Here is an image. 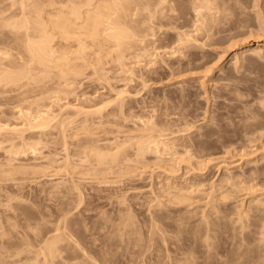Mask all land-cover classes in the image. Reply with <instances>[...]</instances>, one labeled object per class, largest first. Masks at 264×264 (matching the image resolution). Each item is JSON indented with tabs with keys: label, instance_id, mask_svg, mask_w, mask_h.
Wrapping results in <instances>:
<instances>
[{
	"label": "bare ground",
	"instance_id": "1",
	"mask_svg": "<svg viewBox=\"0 0 264 264\" xmlns=\"http://www.w3.org/2000/svg\"><path fill=\"white\" fill-rule=\"evenodd\" d=\"M215 1V2H214ZM220 1V0H219ZM221 1H223L224 2V0H221ZM228 1V0H227ZM230 1H233L232 3H234V4H232L231 2H227L228 4H232L231 6H232V8H233V5L234 6H236L238 3L239 4H242V5H239L241 8H243V12H244V14H245V16H244V14L242 13V11H241V8H239V6H237L238 7V9H240V10H237V8H234L235 10H237V12H241V14L244 16V17H246V16H251L250 14H252L253 12V16H251L250 18H252L251 20L252 21H256L257 23V25L258 24H261L260 26H261V29H263V31H264V0H230ZM237 1V3H235ZM210 2H211V4H210ZM215 3V5L217 6V4H216V2H217V0H0V46H1V48H0V122L2 123V121H5L6 119H7V114H9L10 112H11V108H10V111H9V113H8V111H5V110H7V108L6 107H8L9 108V106L10 105H13L12 107H14V104H15V106H16V108H17V106L18 105H16V103L17 104H20V103H18L19 101H17L16 100V102L14 101L13 103L14 104H9V102H11L12 101V99H22L23 98V101H24V99L26 100V99H28L29 97H28V95H30V94H32L30 97H31V99L34 97H38L40 94H39V92L38 91H40L41 90V94L43 95V97H44V95H45V92L47 91V92H49L48 91V87L50 86V88H51V90L53 89V91H57V89L59 88V90L60 91H62V92H66L67 93V95L70 93V92H72V88H73V91L75 92V90H76V88H77V90H79L78 89V87H80V84H79V86L78 87H76V88H74L73 87V83L75 84L76 82H78L79 83V81H80V79L82 80L83 78H80L79 79V77L83 74L84 76H85V73L84 72H86V70L84 71L83 69V67H85L86 69H87V67H91L90 69H93V68H95V70L93 69V71H95L94 73H97V72H99L100 74H101V72H103V71H107L105 68V70L103 69V68H101L102 66H103V61H102V58L104 57V58H111V57H109V56H112V53L110 54V53H108L110 50H113V51H115L114 52V57L113 58H111V59H115V58H117L116 56H118V60L120 59V63H122L123 61H125V56H126V54L129 52H132V53H134V54H136V56H139V55H141V54H143V57L146 55V57L150 54L149 52H148V55H147V48H149L148 49V51L150 50V48L153 46V45H151V44H153L154 42V44H157L158 46H160V48H162L163 49V35L161 34V35H159V33H160V31H162V29H163V26H165V23L164 22H166V23H171L175 18L177 19V17H178V19L177 20H175V21H173L174 23H172L173 25H169V24H166V25H168V26H165L166 28L168 27H170V26H173L172 27V29L174 28V25H177V24H175V22L176 21H179V19H180V17L182 18V16L181 15H183L184 13H186V14H188L189 12H191L192 13V11L195 13V16L197 17L196 18V20H194L193 19V17H192V15L193 14H191L190 13V15H191V17H190V15L188 16H184L185 18H183V19H185L184 21L181 19V21H183V22H187V20H186V18L188 19L189 18V23H186V24H191L193 21L192 20H194L195 21V23L196 24H200V26H197L195 23H192V24H194L195 26H196V28L197 27H199L200 28V30H198L199 28H197V30H198V33H197V37L198 38H200L199 36L200 35H198L199 34V32L201 31V29L202 30H204L205 29V33H204V35H207L209 32H210V30H211V28L213 29V26L216 24L215 22L217 21V20H219V21H217V24L218 23H220L221 22V24H220V26L221 25H224V26H227L226 24L227 23H229L230 24V26H227V27H232L231 26V23L230 22H232V21H229L228 19L232 16L233 18H234V16H237V17H235V19H232V17L230 18V20L232 19L233 21L234 20H236V23H234L233 22V27L232 28H235L236 26H239L240 28L241 27H244L243 28V31L245 32V31H247V30H245V28H248L247 26L245 27L244 26V24L241 22V20H240V22H237V18H238V16L240 15V14H238V13H235V14H231V12L229 11H225L224 9H227L226 7L224 8V9H222V8H220V9H222V11L220 10V9H218L219 7H217V9L218 10H220L219 12H220V14H221V12L222 13H227V15H231L230 17L228 16V18L227 17H225L224 15L225 14H223L221 17L223 18V16L225 17V18H227V20L226 21H228V22H225L224 20L225 19H219V13H217L218 12V10H217V14L216 15H218V17H216V15L214 14V16H213V12L215 13V11L216 10H214V9H211V7L213 6V7H215V5H213V3ZM218 3V2H217ZM225 3H226V1H225ZM211 5V6H210ZM224 5V4H223ZM227 6H229V5H227ZM212 7V8H213ZM216 8V7H215ZM229 8H230V6H229ZM209 9L211 10V13H208V12H210L209 11ZM173 10H174V12H173ZM212 10H213V12H212ZM228 10V9H227ZM229 10H231V9H229ZM235 10H234V12H235ZM251 10L253 11L252 13H251ZM167 11H169L168 13H167ZM180 11H181V13H180ZM225 11V12H224ZM170 12H173V14L174 13H176V12H179V13H176V14H178V15H172ZM180 14V15H179ZM212 14V15H211ZM236 14H238V15H236ZM176 16V17H175ZM243 16H241V17H243ZM256 18H255V17ZM216 19H214V18ZM240 17V16H239ZM253 18H255L254 20H253ZM190 19H191V23H190ZM243 19V18H242ZM257 19V20H256ZM220 20H223V21H220ZM248 20H249V18H248ZM248 20H246V23H248L247 21ZM167 21H169V22H167ZM197 21V22H196ZM200 22V23H199ZM211 22V23H210ZM224 22V24H222ZM251 22V21H250ZM177 23V22H176ZM179 24H181V22L179 21L178 22ZM210 23V24H209ZM213 23V24H212ZM239 23V24H238ZM245 23V24H246ZM254 22H252V23H250V24H253ZM178 24V25H179ZM186 24H183V25H181V28H183V27H187L188 25H186ZM191 24V25H192ZM211 24L213 25V26H211ZM216 24V25H217ZM228 24V25H229ZM235 24H236V26H235ZM240 24H241V26H240ZM242 24H243V26H242ZM256 24H254V26H256L255 27V30H257L258 31V29L260 30V27H259V25L257 26ZM178 25L176 26V27H178ZM185 25V26H184ZM205 25H208L209 26V29L207 28L208 26H205ZM183 26V27H182ZM193 26V25H192ZM207 28H205V27ZM248 26H249V23H248ZM251 26H253V25H250V28H248V30L250 31V32H252V31H255V30H253L252 29V27ZM253 26V27H254ZM164 27V31L162 32V33H164V32H166V28ZM180 27V26H179ZM189 27V26H188ZM204 29H203V28ZM215 27V26H214ZM217 27V26H216ZM216 27L213 29V31H214V35L215 36H217V37H219L218 35H216V34H218L219 32V30L218 29H216ZM222 27V28H221ZM221 27H219L220 29H221V31H222V29H223V26H221ZM227 27H225V30H223L224 32H229V29L227 28ZM257 27H259V28H257ZM263 27V28H262ZM171 28V27H170ZM169 28V29H170ZM194 28V27H193ZM192 28V29H193ZM196 28H194V29H196ZM218 28V27H217ZM231 28V29H232ZM257 28V29H256ZM171 29V30H172ZM190 30H191V28H189ZM226 29H228V31L226 30ZM230 29V30H231ZM235 29H237V27L235 28ZM252 29V30H251ZM175 30H177V29H174V31L173 32H175ZM179 30V29H178ZM188 30V29H187ZM190 30H189V32H190ZM196 30V31H197ZM216 30H217V32H216ZM233 30V29H232ZM242 30V29H241ZM238 31L239 33H241V35H239V36H244V35H242L244 32L243 31ZM192 31H194V30H192ZM196 31H194L195 33H196ZM212 31V30H211ZM212 31V32H213ZM236 31V30H235ZM234 30H233V33H231L232 35H228V36H238V32L236 33V34H234V32H235ZM249 31L247 32L248 34H249ZM261 32V33H263L262 35H261V33H260V39L258 40V42L256 41V45H250V44H248L249 46H247L246 47V49H245V53L246 54H248V55H246V56H249V55H251V54H253V55H255L256 53H260V51H263V54H264V32ZM181 32V31H180ZM216 32V33H215ZM256 32V31H255ZM253 32L254 34H256V38H257V36L259 37V35H257L260 31H258V33L256 32ZM56 34V35H59V40H60V42L62 41V43L60 44V42L57 44L58 45V47H57V49L59 48V46L60 45H63L62 47H60V52L61 53H59L58 54V52L59 51H56L55 50V45H53V42L56 40V36L54 37L53 35L54 34ZM158 33V35H159V39H160V36H161V45L157 42L156 43V41H158V37H156V36H153V35H156ZM167 33V35H168V32H166ZM177 33V32H176ZM179 33V32H178ZM188 32H186V34H187ZM200 33H202V31L200 32ZM246 33V32H245ZM244 33V34H245ZM246 33V34H247ZM179 34H181V33H179ZM190 34V33H189ZM193 34V33H192ZM212 35H213V33H211ZM210 33L208 34V37L207 36H204L203 34H201L202 36H204V38L205 37H207V39H205V41H206V43L208 42V38H209V43H210V41H211V44H213V42L215 43H217L218 41L217 40H215L214 41V39L216 38L214 35L212 36ZM219 34H222V32L221 33H219ZM227 34V33H226ZM229 34H230V32H229ZM247 34V35H248ZM152 35V37H150ZM178 35V34H177ZM210 35L212 36V37H210ZM247 35H245L246 36V38L248 37H250V35L249 36H247ZM181 36H183L181 39L182 40H184L183 42H184V48L185 49H187V47H185V45H187L188 47H189V43H191L192 41V39H190V40H188L189 38H187V41L189 42H187L185 39V37H187L188 36V34H187V36H185V34L183 35V34H181ZM196 36V35H195ZM237 36H236V38H237ZM244 36V37H245ZM61 37V38H60ZM150 37V38H149ZM155 37V38H154ZM164 37H167V36H164ZM174 37L175 36H173V37H171L173 40H174ZM189 37H191V36H189ZM226 37V36H225ZM243 37V38H244ZM254 37V39H255V36L253 35L252 37H251V39ZM53 38H54V40H53ZM151 38H154V39H157V40H152ZM170 38V37H169ZM168 38V39H169ZM177 38V37H176ZM198 38H194V40H196L197 41V39ZM202 39H204L203 37H201ZM211 38V39H210ZM239 38V37H238ZM242 38V39H243ZM201 39V40H202ZM219 39H221V38H219ZM218 39V40H219ZM223 39V38H222ZM229 39V38H228ZM227 39V40H228ZM233 39V38H232ZM245 39V38H244ZM250 39V38H249ZM160 40H159V42H160ZM167 40V38H165V42L166 43H169V42H167L166 41ZM181 40V41H182ZM200 40V41H201ZM224 40H226V39H224ZM226 40V41H227ZM238 40V39H237ZM239 40H240V38H239ZM247 40V39H246ZM175 41V40H174ZM176 41H177V39H176ZM178 41H180V40H178ZM186 41V42H185ZM195 41V42H196ZM203 41V40H202ZM204 41V42H205ZM223 41V40H222ZM225 41V42H226ZM240 41H242V40H240ZM153 42V43H152ZM164 42V43H165ZM227 42H229V40L227 41ZM234 42H235V39H234ZM233 42V43H234ZM238 42V41H237ZM176 43V42H175ZM180 43V42H179ZM182 43V42H181ZM180 43V47H182L183 45ZM194 43V42H193ZM208 43V44H209ZM224 42H222L221 44H223ZM54 44H55V42H54ZM75 44H78L77 46L75 45ZM172 44V43H171ZM189 44V45H188ZM203 43L201 42V45H202ZM220 44V45H221ZM225 44V43H224ZM151 45V46H150ZM168 46H169V44H167ZM191 45H194V44H191ZM198 45V44H197ZM201 45H199V47H197V48H200L201 47ZM206 45V44H205ZM210 45V44H209ZM236 45V44H235ZM72 46H75V47H73L74 49L75 48H77V50H75L76 52H72V51H69L70 49L69 48H71V50H73L72 49ZM157 46V47H158ZM162 46V47H161ZM165 46V45H164ZM176 46V45H175ZM175 46H173V47H175ZM211 46V45H210ZM215 46V45H214ZM217 46V45H216ZM234 46V45H233ZM232 46V44H231V46H227V48L228 47H233ZM241 46V45H240ZM243 46V45H242ZM89 47H91V48H89ZM153 47H155V45L153 46ZM156 47V48H157ZM167 47V46H166ZM180 47H179V50H180ZM213 47V46H212ZM244 47V46H243ZM2 48H5V49H3V50H1ZM61 48H64V49H61ZM88 48L90 49V51H88ZM159 48V47H158ZM168 48V47H167ZM172 48V47H171ZM211 48V47H210ZM217 48V47H216ZM218 48H221V47H218ZM226 48V49H227ZM239 48V47H238ZM162 49H160V50H162ZM175 49V48H174ZM177 49V48H176ZM136 50V51H135ZM137 50H138V52L140 51V50H142L143 51V53H139L138 54V52H137ZM151 50H154V49H151ZM170 50V49H169ZM168 50V51H169ZM172 50H173V48H172ZM182 50H183V47H182ZM181 50V51H182ZM188 50V49H187ZM190 50H191V48H190ZM190 50H188V52L190 51ZM195 50V49H194ZM201 50H203V48L201 49ZM228 50H229V48H228ZM239 50H240V48H239ZM238 50V51H239ZM244 50V49H243ZM242 50V51H243ZM135 51V52H134ZM157 51H158V49H157ZM156 51V49H155V52H157ZM167 51V52H168ZM196 51H199V50H196ZM71 52V53H70ZM117 52V53H116ZM127 52V53H126ZM154 52V51H153ZM159 53L161 52V51H158ZM176 52V51H175ZM179 52V51H178ZM187 52V51H186ZM185 52V53H186ZM205 52V51H204ZM204 52L202 51L201 53H203V55H204ZM236 52V51H235ZM107 53L109 54L108 56H107ZM166 53V52H165ZM181 53V52H180ZM184 53V52H183ZM194 52L192 51V54H193ZM196 54H198L197 52H195ZM195 53H194V55H195ZM206 53H208V52H206ZM240 53V52H239ZM239 53H237L238 54V56H239ZM243 54H244V52H242ZM106 54V56H104ZM116 54H118V55H116ZM125 54V55H124ZM131 54V53H130ZM133 54V55H134ZM163 54V53H162ZM162 54H161V56H162ZM172 54V53H171ZM171 54H170V56H171ZM174 54V53H173ZM173 54H172V57H176V56H173ZM213 54V53H212ZM242 54V55H243ZM116 55V56H115ZM153 55V54H152ZM151 55V56H152ZM168 55V54H167ZM175 55V54H174ZM179 56H180V54H178ZM181 55H182V53H181ZM187 55V54H186ZM185 54H184V58H185V56H186ZM190 55V54H189ZM189 55H187V60H188V57H190ZM199 56L201 55L202 56V54H198ZM206 55V54H205ZM204 55V56H205ZM234 55H236V54H234ZM233 55V56H234ZM241 55V54H240ZM245 55V54H244ZM243 55V56H244ZM90 56H92V58L90 57ZM127 56H129V54H127ZM126 56V57H127ZM135 56V55H134ZM157 56V55H156ZM160 56V55H159ZM179 56H178V58H179ZM195 56H197V55H195ZM207 56H210V54L208 53L207 55H206V57ZM212 56V55H211ZM217 56V55H216ZM219 56V55H218ZM243 56H239V60H241V62L243 61V63H244V58H245V56H244V58H243ZM124 57V58H123ZM140 57V56H139ZM143 57H142V59H143ZM146 57L144 58L145 60H147L146 59ZM163 57V56H162ZM194 57V56H193ZM192 56H191V60H192V62H193V59H195V57L193 58ZM220 57V56H219ZM258 57V58H257ZM264 57V56H263ZM262 57V58H263ZM104 59V61H106L105 63L106 64H108L109 62H108V59ZM130 58V57H129ZM128 57H127V63H129L130 62V60H129V62H128V59H129ZM131 58H132V56H131ZM136 58H138V57H136ZM156 57H154L153 59H155ZM169 58V57H168ZM181 58H182V56H181ZM181 58H180V60H181ZM193 58V59H192ZM204 58V57H203ZM208 58V61H209V58L210 57H207ZM206 58V59H207ZM212 58V57H211ZM210 58V60H212ZM216 58V57H215ZM235 58H236V56H235ZM240 58H242V59H240ZM254 58H257V60L259 59V56H257V54H256V56L254 57ZM253 57L251 58V60L253 61V60H255ZM111 59H109V60H111ZM122 59H124L123 61H122ZM139 59V58H138ZM148 59H150V58H148ZM166 59V58H165ZM177 59V58H176ZM185 59V60H186ZM136 60V59H135ZM141 60V59H140ZM162 60H164L163 58H162ZM161 60V61H162ZM168 60H170V59H168ZM174 60V59H173ZM191 60H190V63H191ZM201 60H203V59H201ZM201 60H200V64H201ZM218 60V59H217ZM260 60V59H259ZM262 60V59H261ZM116 61V60H115ZM122 61V62H121ZM125 61V62H126ZM150 61H151V59H150ZM152 61H154V60H152ZM158 61V60H157ZM157 61L155 62V63H157ZM167 61V60H166ZM170 61H172V60H170ZM169 61V62H170ZM178 61H179V59H178ZM182 61H183V59H182ZM195 61V60H194ZM203 61H207V60H203ZM238 62V60H237V58H236V60H235V62ZM252 61H250V63L252 62ZM124 62V63H125ZM138 62V61H137ZM136 62V63H137ZM162 62H164V63H166L165 61H162ZM168 62V63H169ZM175 62V61H174ZM188 63H189V61H187ZM186 62V63H187ZM198 62H199V60H198ZM219 62V61H218ZM234 62V64L232 65V66H234V70L233 71H235L236 72V70L237 69H235V66H236V64L237 63H235ZM256 62V61H255ZM258 62V61H257ZM261 62V61H260ZM263 62H264V60H263ZM263 62H261V63H263ZM104 63V64H105ZM111 63H112V61H111ZM118 63H119V61H118ZM117 63V64H118ZM119 63V64H120ZM123 63V64H124ZM131 63H132V61H131ZM131 63H129V66H130V64ZM135 63V62H134ZM140 63H141V61H140ZM160 63V62H159ZM177 64H178V62H176ZM187 63V64H188ZM193 63H195V62H193ZM206 63V62H205ZM209 63V62H208ZM214 63H216V59H215V61L213 60V64ZM243 63H241V64H243ZM246 63V62H245ZM250 63H247V64H250ZM254 63V62H253ZM253 63H252V65H253ZM260 63V64H261ZM116 64V62H115V65H117ZM119 64H118V66H119ZM123 64H121V65H123ZM142 64V63H141ZM141 64H139V65H141ZM146 64H150V63H146ZM152 64V63H151ZM161 64V63H160ZM169 64H171V63H169ZM172 64H173V62H172ZM182 64H184V63H182ZM198 64V63H197ZM211 64V63H210ZM238 64H240V62L238 63ZM247 64H246V66H247ZM256 64L257 63H254V65L256 66ZM110 65V64H109ZM108 65V66H109ZM112 65V64H111ZM121 65H120V67H121ZM164 65V64H163ZM162 65V66H163ZM165 65H167V66H169L168 64H165ZM164 65V66H165ZM179 65V64H178ZM186 65V64H185ZM190 66H192L193 65V67H194V64H189ZM199 65V64H198ZM203 65V64H202ZM201 65V66H202ZM205 65H207V64H205ZM212 65V64H211ZM217 65V64H216ZM251 65V64H250ZM264 65V64H263ZM87 66V67H86ZM107 66V65H106ZM114 66V65H113ZM128 66V67H129ZM143 66H144V64H143ZM147 66V65H146ZM154 66V65H153ZM156 66V65H155ZM159 66V65H158ZM161 66V65H160ZM159 66V67H160ZM161 66V67H162ZM173 66V65H172ZM175 66H176V64H175ZM179 66H181V65H179ZM209 66V65H208ZM212 66H215V65H212ZM232 66H230V67H232ZM242 66V65H241ZM261 66V65H260ZM93 67V68H92ZM103 67H105V65L103 66ZM116 67V66H115ZM138 67V66H137ZM142 67V66H141ZM170 68H171V66H169ZM168 67V68H169ZM181 67H184L185 68V66H181ZM197 67V66H196ZM199 67V66H198ZM210 67V66H209ZM244 67V66H243ZM250 67H252V66H250ZM254 67V66H253ZM262 67V66H261ZM260 67V68H261ZM57 68V69H56ZM100 68H101V70H103V71H101L100 70ZM111 68H113V67H111ZM122 68H123V66H122ZM132 68V67H131ZM153 68V67H152ZM177 68H179V67H176V69ZM188 68V67H187ZM211 69H212V67H210ZM226 68V67H225ZM228 68V67H227ZM237 68V67H236ZM40 69H41V71H43V70H45L44 71V73L46 72V74H45V76H44V73L42 74L43 75V77H41L40 76V74L38 75L40 78H37L38 76L37 75H35V74H37V72L38 71H40ZM56 71H55V70ZM99 71H98V70ZM117 69H119V68H117ZM127 69V68H126ZM135 69V68H134ZM139 69V68H138ZM141 69H145V67L144 68H141ZM149 69V68H148ZM154 69H155V67H154ZM153 69V70H154ZM164 69V68H163ZM162 69V70H163ZM186 69V68H185ZM199 69H201V68H199ZM204 69H206L205 67H204ZM203 69V70H204ZM231 69V68H230ZM232 69H233V67H232ZM239 69H240V67H239ZM238 69V70H239ZM254 69V68H253ZM259 68H257V70H258ZM261 69H264L263 67L261 68ZM261 69H259V70H261ZM35 70H36V72H35ZM38 70V71H37ZM111 70V69H110ZM114 70H115V68H114ZM131 70V69H130ZM136 70V69H135ZM134 70V71H135ZM156 71L157 70H159V69H155ZM167 70V69H166ZM172 69H170V71H171ZM173 70H175V69H173ZM180 70H181V68H180ZM193 70V69H192ZM198 70V69H197ZM210 70V69H209ZM208 70V72H210ZM228 70H229V68H228ZM256 70V69H255ZM256 70V71H257ZM258 70V71H259ZM84 71V72H83ZM90 71V70H89ZM89 71L86 73V74H88L89 73ZM112 71V70H111ZM123 71V70H122ZM137 71H139V70H136L135 72H137ZM141 71H143V70H141ZM145 71V70H144ZM152 71V70H151ZM150 71V72H151ZM155 71V72H156ZM169 71V72H170ZM182 72H183V70H181ZM186 71V70H185ZM184 71V73L183 74H185V73H187V75H188V73L189 72H185ZM190 71V70H189ZM202 71V70H201ZM241 71V70H240ZM242 71H243V73H244V70L242 69ZM241 71V72H242ZM247 70H245V72H246ZM249 71H250V68H249ZM251 71H252V68H251ZM255 71V72H256ZM264 71V70H263ZM263 71H261L262 73H264ZM91 72V71H90ZM108 72V71H107ZM107 72H103V73H107ZM114 72V71H113ZM118 72V71H117ZM120 72V71H119ZM133 72V68H132V70H131V73ZM134 72V73H135ZM146 72H147V70H146ZM161 72V71H160ZM176 72V74L175 75H177L178 73V71L176 70L175 71ZM192 72V71H191ZM205 74H206V72L205 71H203ZM212 72V71H211ZM224 72V71H223ZM232 72V71H231ZM230 72V73H231ZM235 72H233V73H235ZM239 72V71H238ZM240 72V73H241ZM260 72V71H259ZM39 73V72H38ZM93 73V72H92ZM102 73V74H103ZM110 73V72H109ZM112 73V72H111ZM130 73V71H128V74ZM141 73H143V72H141ZM154 73V72H153ZM156 73H158V72H156ZM161 73H163V72H161ZM166 73H167V71H166ZM192 73H194L195 74V72H194V70H193V72ZM247 73V72H246ZM252 73V72H251ZM251 73H250V75H251ZM262 73H260V75L262 74ZM100 74H96V75H99L100 77H103L104 75H100ZM137 74H138V72H137ZM145 73H143V74H138V75H144ZM147 74V73H146ZM149 74V73H148ZM152 74V73H151ZM165 73H163L162 74V78H163V75H164ZM182 74V73H181ZM182 74V75H183ZM193 74V75H194ZM199 74V73H198ZM197 74V75H198ZM202 74V73H201ZM208 74H210V73H208ZM228 74H229V72H228ZM239 73H237V75H234V76H237V77H239V75H238ZM253 74H254V71H253ZM91 75H93V74H91ZM90 75V76H91ZM107 75L109 76V74L107 73ZM106 75V76H107ZM115 75V74H114ZM117 75V74H116ZM122 75H123V73H122ZM131 75V74H130ZM156 75H158V74H156ZM156 75L154 76V77H156ZM169 75H171L170 73H169ZM178 75H180V74H178ZM177 75V76H178ZM191 75V74H190ZM244 75V74H243ZM246 75H248V74H246ZM256 75V74H255ZM263 75V74H262ZM261 75V76H262ZM36 76V77H35ZM94 76H95V74H94ZM105 76V77H106ZM132 76V75H131ZM133 76H136L135 74L133 75ZM147 76V75H146ZM167 76H168V73H167ZM174 76V75H173ZM173 76H171V77H173ZM186 76V75H185ZM184 76V77H185ZM220 76V75H219ZM226 76V75H225ZM224 76V77H225ZM229 75H227V77H228ZM233 76V74H232V77H234ZM242 76V75H241ZM249 76V75H248ZM257 76H258V74H257ZM82 77V76H81ZM86 77V76H85ZM93 77V76H92ZM98 77V76H97ZM137 77V76H136ZM144 77H145V75L142 77L143 79H144ZM166 77V76H165ZM164 77V78H165ZM170 77V78H171ZM204 77V76H203ZM244 77V76H243ZM242 77V78H243ZM251 77V76H250ZM250 77H248V78H250ZM253 77V76H252ZM260 77V76H259ZM107 78V77H106ZM124 78V77H123ZM146 78V77H145ZM148 78H150V77H148ZM147 78V79H148ZM158 78V77H157ZM156 78V79H157ZM183 78V77H182ZM205 78V77H204ZM258 78V77H257ZM263 78H264V76H263ZM65 81V86L63 87V89L64 90H61V88H62V84L63 83H61V81H63V80ZM99 79V78H98ZM104 80H103V83H105L104 81H107V80H105V78H103ZM110 79V78H109ZM136 79H138L139 80V78H136ZM143 79H141V80H143ZM147 79L145 80V82L147 81ZM154 80H155V78H153ZM166 79H167V77H166ZM177 79V78H176ZM179 79H180V77H179ZM228 79V78H227ZM236 79H238V78H236ZM247 79V78H246ZM259 79H261L260 81H258ZM259 79H256L258 82H254L255 84H254V87L256 86V88H257V84L256 83H258L259 84V87H260V89H262L263 87H264V81L262 80V78L260 77ZM86 80H88V79H86ZM97 80V79H96ZM115 80V79H114ZM119 80V79H118ZM129 80H131V79H129ZM134 80H135V77H134ZM150 80V79H149ZM148 80V81H149ZM158 80H162V79H159L158 78ZM172 80V79H171ZM174 80V79H173ZM201 80H203V79H201ZM200 80V81H201ZM241 80V79H240ZM243 80V79H242ZM245 80V79H244ZM243 80V82H245ZM36 81H37V83H36ZM39 81H41L40 82V84H39V86H37V84L39 83ZM52 83H51V82ZM54 81H56L55 83L56 84H53L54 83ZM59 81H60V83H61V88L60 87H57V89L56 88H52V86H54V87H56L57 86V84L59 83ZM83 82H88V81H85V79L84 80H82ZM81 81V82H82ZM91 81H92V79H91ZM100 81H102V80H100ZM113 81V80H112ZM137 81V80H136ZM147 81V82H148ZM167 81H168V79H167ZM170 81V80H169ZM194 81H196V80H194ZM234 81V83H235V86H237V84H238V86L239 87H241L240 86V83H236V81L235 80H233ZM251 81V80H250ZM47 82H48V84H47ZM83 82H82V86H84V84H83ZM95 83H97L96 81H94ZM122 82V81H121ZM133 82H135V81H133ZM138 82H140V81H138ZM146 82V83H147ZM150 82H152L151 80H150ZM165 82V81H164ZM179 82V81H178ZM183 82V81H182ZM227 82L229 83V82H231V80L229 81V80H227ZM238 82H240V81H238ZM34 83V84H33ZM36 83V84H35ZM51 83V84H50ZM59 83V84H60ZM107 84H108V86H109V81L108 82H106ZM130 83V82H129ZM131 83H132V81H131ZM136 84H137V82H135ZM141 83V82H140ZM143 83H144V81H143ZM160 83V82H159ZM192 83V82H191ZM200 83V82H199ZM202 83V82H201ZM204 83V82H203ZM202 83V84H203ZM206 83V82H205ZM208 83V82H207ZM221 83V82H220ZM226 83V82H225ZM246 83H248V81L246 82ZM252 83V82H251ZM87 84H89V83H87ZM87 84H86V86H87ZM102 84V83H101ZM112 84V83H111ZM134 84V83H133ZM133 84H132V86H133ZM136 84H135V86H136ZM171 84V83H170ZM179 84V83H178ZM231 84V83H230ZM245 84V83H244ZM36 86V88L38 87L39 88V90L37 89L36 91L38 92V96L36 95V96H33V94L35 93L36 94V91H34V90H32V89H30V88H33L32 86ZM94 86H95V84H94ZM165 86H166V84H165ZM187 86H188V84H187ZM186 86V87H187ZM190 86H191V84H190ZM196 86H197V83H196ZM200 86H201V84H200ZM200 86L198 87V89L200 88ZM203 86H204V84H203ZM224 86H225V84H224ZM229 86V84H227V86L226 87H228ZM235 86H233V89H234V87ZM248 86H249V84H248ZM27 87V89L26 90H24L25 88ZM89 87V86H88ZM93 87V86H92ZM92 87H90V88H92ZM99 87V86H98ZM103 87V86H102ZM106 87V86H105ZM104 87V88H105ZM110 87V86H109ZM112 87V86H111ZM131 87V86H130ZM139 87V86H138ZM141 87V86H140ZM143 87V86H142ZM146 87V86H145ZM175 88H176V86H174ZM178 87V86H177ZM202 87V86H201ZM215 87H216V83H215ZM219 87V86H218ZM243 87V86H242ZM246 88H247V86H245ZM251 86H249V88H250ZM35 88V87H34ZM33 88V89H34ZM49 88V89H50ZM96 88V87H95ZM113 88H115L114 86L111 88V90L113 91ZM129 88V87H128ZM128 88H127V90H128ZM135 88V87H134ZM150 89H151V87H149ZM149 88H148V90H149ZM180 88V87H179ZM193 88V87H192ZM229 88H230V86H229ZM252 88V87H251ZM45 89V90H44ZM55 89V90H54ZM75 89V90H74ZM80 89H81V87H80ZM87 89V88H86ZM89 89V88H88ZM97 89V88H96ZM108 89V88H107ZM106 89V90H107ZM118 89V88H117ZM126 89V88H125ZM133 91H136V90H134L133 88H131ZM144 89V88H143ZM174 89V88H173ZM184 89H185V87H184ZM191 89V88H190ZM219 89H221L220 87H219ZM232 89V90H233ZM243 89H245V88H243ZM255 89V88H254ZM260 89H259V91H260ZM264 89V88H263ZM23 90V91H22ZM43 90V91H42ZM76 90V91H77ZM81 90H84V88H82ZM81 90H79L80 92H81ZM90 90V89H89ZM131 90V91H132ZM139 90H141L140 88H139ZM154 90V89H153ZM157 90V89H156ZM155 90V91H156ZM176 90V89H175ZM174 90V91H175ZM187 90V89H186ZM197 90V89H196ZM200 90V89H199ZM203 90V89H202ZM215 90V89H214ZM229 90V89H228ZM235 91L233 92V91H231L234 95H236L235 93L236 92H238V90H239V88H238V90L236 91V89H234ZM241 90V89H240ZM257 90V89H256ZM256 90H254V91H256ZM31 91H32V93H31ZM56 91H55V93H56ZM59 91V92H60ZM98 91V90H97ZM96 91V92H97ZM108 91V90H107ZM124 91V90H123ZM130 90H129V93L131 92ZM138 91V90H137ZM142 91V90H141ZM143 91H146V93L148 92L147 90H143ZM160 91V90H159ZM165 91V90H164ZM181 91V89L179 90V92ZM190 91V90H189ZM192 91V90H191ZM198 91V90H197ZM196 91V92H197ZM201 91V90H200ZM205 91V90H204ZM213 91V90H212ZM226 91H227V88H226ZM245 91V90H244ZM246 91H252V90H246ZM262 91H264V90H262ZM15 92V96H13L14 94L13 93ZM18 93V95H17V93ZM46 92V94H50V93H47ZM52 92V91H51ZM80 92H79V94H80ZM86 92V91H85ZM85 92H83L84 94H85ZM114 92V91H113ZM112 92V93H113ZM125 92H126V90H125ZM128 92V91H127ZM183 92V91H182ZM185 92H187V91H184V93ZM195 92V93H196ZM199 92V91H198ZM220 92V91H219ZM218 92V93H219ZM222 92V91H221ZM224 92V91H223ZM242 92V91H241ZM241 92H238V94L239 93H241ZM258 92V90L255 92V93H257ZM8 93L10 94V95H12V97L11 96H7L8 95ZM12 93V94H11ZM44 93V94H43ZM53 93V92H52ZM55 93H53V94H55ZM73 93V92H72ZM78 93V92H77ZM101 93H103V92H101ZM105 93V92H104ZM107 93V92H106ZM105 93V94H106ZM115 93H118V94H120L119 93V91H116ZM124 93V92H123ZM148 93H150V92H148ZM158 93V92H157ZM201 93V92H200ZM200 93H198V94H200ZM231 93V95H233ZM56 94H58V91H57V93ZM60 95H61V93H59ZM104 94V95H105ZM114 94V93H113ZM122 94V93H121ZM127 94V93H126ZM145 94V93H144ZM153 94H154V91H153ZM159 94V93H158ZM173 94V93H172ZM181 94V93H180ZM179 94V96H181ZM183 94V93H182ZM244 93L242 92V95L240 94V100L242 101L243 100V98L242 97H244L245 99L244 100H246V97H245V94H247V93H245L244 95H243ZM248 94H250V93H248ZM247 94V95H248ZM262 94V95H261ZM41 95V96H42ZM70 95H71V93H70ZM69 95V96H70ZM101 95V94H100ZM124 95V94H123ZM145 95H147V94H145ZM149 95V94H148ZM161 95V94H160ZM175 95V94H174ZM187 95H188V92H187ZM204 95V94H203ZM206 95V94H205ZM217 95H219V94H217ZM228 95V94H227ZM246 95V96H247ZM257 95H259V94H257ZM260 95L262 96H259V99H260V97H261V99L260 100H262L261 102L262 103H260V100L257 98V99H255L257 102H259L260 103V105L261 104H263L264 103V99H263V93H260ZM33 96V97H32ZM48 96H52V95H48ZM47 96V97H48ZM54 96V95H53ZM57 96V95H56ZM82 97H83V95H81ZM86 96H88V95H86ZM101 97V96H99V95H96V97ZM111 96V95H110ZM129 96V95H128ZM168 96V95H167ZM170 96V95H169ZM185 96V95H184ZM197 96V95H196ZM208 96V95H207ZM212 96V95H211ZM236 96H239V95H236ZM242 96V97H241ZM249 96H251V95H248V97ZM27 97V98H26ZM50 97L48 98V99H50ZM55 97V96H54ZM61 97V96H60ZM65 97H68V96H65ZM64 97V98H65ZM74 97V96H73ZM75 97H77L76 95H75ZM105 97V96H104ZM107 97V96H106ZM111 97H113V96H111ZM111 97H109V99L111 98ZM117 97V96H116ZM115 96H114V98H116ZM122 96L120 95L119 96V98H121ZM125 97H127V95L125 96ZM152 97V96H151ZM165 97V96H164ZM183 97V96H182ZM186 97H188V98H190L189 96H186ZM185 97V98H186ZM198 97H200L199 95H198ZM201 97L203 98V96L201 95ZM234 98H235V96H233ZM41 97H39V99H40ZM46 97H44L43 98V100H46L45 99ZM63 98V97H62ZM62 98H60V99H62ZM69 98V97H68ZM67 98V99H68ZM89 98V97H88ZM113 98V99H114ZM132 98H133V96H132ZM138 98V97H137ZM153 98V97H152ZM168 98V97H167ZM188 98H186V99H188ZM194 98H195V100L197 99L196 97H193V101H194ZM228 98V97H227ZM239 98H237L238 100H239ZM30 99V98H29ZM35 99H38V98H35ZM52 99V98H51ZM79 99V98H78ZM84 99V98H83ZM83 99H81V100H83ZM96 99V98H95ZM101 99H103L102 97H101ZM108 99V98H107ZM122 99H124V97H122ZM122 99H120V100H122ZM126 99V98H125ZM128 99H129V97H128ZM142 99V98H141ZM148 99V98H147ZM166 99V98H165ZM171 99V98H170ZM178 99H180V98H178ZM182 99V98H181ZM191 99H192V97H191ZM206 99H209V98H207L206 97ZM42 100V98L39 100L40 102H44V101H41ZM53 100V99H52ZM81 100H79V101H81ZM88 100V99H87ZM87 100H84V101H87ZM110 100H112V98L110 99ZM117 100V102H118V98L116 99ZM115 100V101H116ZM127 100V99H126ZM130 100H131V98H130ZM153 100H155V99H153ZM153 100L151 101V103H150V101H149V103L150 104H152V102H153ZM172 100H174L173 98H172ZM183 100V99H182ZM198 100V99H197ZM201 100V99H200ZM199 100V101H200ZM231 100H232V98H231ZM235 100V99H234ZM237 100V101H238ZM247 100H249V98L247 99ZM259 100V101H258ZM21 101V100H20ZM23 101H21V102H23ZM31 101V100H30ZM38 101V100H37ZM50 101V100H49ZM55 101V100H54ZM66 101V100H65ZM72 101H73V98H72ZM77 101V100H76ZM103 101V100H102ZM105 101V106H106V102H107V100H104ZM132 101L134 102V100L132 99ZM135 101H138V100H135ZM142 101H143V99H142ZM145 101L146 100H144V103H145ZM164 101H166V100H164ZM163 101V102H164ZM168 102H169V104L172 102H170L169 100H167ZM175 101H176V98H175ZM179 101V100H178ZM187 101V100H186ZM222 101V100H221ZM226 101V100H225ZM236 101V100H235ZM241 101H239V103L241 102ZM255 101V102H256ZM25 102V101H24ZM35 102V101H34ZM71 102V101H70ZM75 102V100L73 101V103ZM87 102H89V101H87ZM91 102V101H90ZM98 102H100V98H99V100H98ZM116 102V103H117ZM124 102V101H123ZM127 102V101H126ZM126 102H124L125 104H126ZM140 102V101H139ZM157 102V101H156ZM160 102V101H159ZM162 102V101H161ZM160 102V103H161ZM162 102V104H166V102L165 103H163ZM174 102V101H173ZM205 102V101H204ZM228 102V101H227ZM6 103H8L7 105H5V106H3L4 104H6ZM12 103V102H11ZM27 103V102H26ZM29 103V102H28ZM39 103V102H38ZM47 103V102H46ZM63 103V102H62ZM81 103H85V102H81ZM95 103H96V101H95ZM103 103V102H102ZM101 103V104H102ZM112 103V102H111ZM114 103V102H113ZM121 102H118V104H120ZM124 103L123 104H120L121 106L123 105L124 106ZM129 102H127V104H128ZM132 103V102H131ZM137 102H135V104H134V106L135 105H137L136 104ZM141 103V102H140ZM139 103V104H140ZM147 103H148V100H147ZM147 103H145V104H147ZM158 103V102H157ZM156 103V104H157ZM176 102H174V103H172V104H175ZM182 103H185V106H186V102H182ZM193 103V102H192ZM191 103V104H192ZM197 103H199V102H197ZM233 103H236V102H234L233 101ZM238 103V102H237ZM243 103V102H242ZM247 103V102H246ZM24 104V103H23ZM22 104V105H23ZM29 104H34V105H36V103H29ZM39 104H41V103H39ZM48 104H50V103H48ZM68 105H69V103H67ZM88 104V103H87ZM87 104H82V105H84V107L87 105ZM91 103H89L88 105H87V107L90 105ZM99 104V103H98ZM138 104V105H139ZM142 104V103H141ZM150 104H148V106L150 105ZM177 105L179 104V102H177L176 103ZM188 104H189V101H188ZM196 103H194V104H192L193 105V108H195L194 107V105H195ZM204 104V103H203ZM245 104V103H244ZM244 104H241L242 106H243V109H244V107H245V105ZM250 104H251V106H250ZM249 104V106L251 107V108H254V107H252V104H253V106H256V104H254V103H250ZM28 104H26L25 106L26 107H28L27 106ZM43 105V104H42ZM46 105V104H45ZM51 105V104H50ZM61 105V104H60ZM59 105V106H60ZM82 105H80V106H82ZM92 105V104H91ZM120 105H118V106H120ZM131 105V104H130ZM163 105V106H164ZM167 105V104H166ZM180 105V104H179ZM223 105V104H222ZM230 105H233L232 104V101H231V104ZM247 105H248V103H247ZM247 105H246V107H247ZM258 105L259 104H257V107L255 108L256 110H257V108H261L262 106H264V104L263 105H261V106H259L258 107ZM2 106L3 107H5V108H2ZM21 106V105H20ZM25 106H23V107H25ZM41 106V105H40ZM47 106H49V105H47ZM53 106H55V103H54V105ZM56 106H57V104H56ZM58 106V107H59ZM62 106H64V104L62 105ZM66 106V105H65ZM65 106H64V109H65ZM70 106V105H69ZM68 106V107H69ZM93 106H95V105H93ZM101 106V105H100ZM102 106H104V104H102ZM115 106V105H114ZM127 106V105H126ZM132 106H133V104H132ZM145 106V105H144ZM158 106V105H157ZM157 106H155L154 105V107H157ZM162 106V107H163ZM176 105H174V107H175ZM195 106H197V104L195 105ZM200 106V105H199ZM202 106V105H201ZM237 106V105H236ZM239 106H240V104H239ZM25 107V108H26ZM31 107H33L32 105H30V109H31ZM43 107H44V105H43ZM68 107H67V109H68ZM84 107H82V108H77V107H75V106H72V107H70L69 108V110H67L66 109V111H69V112H66L67 114H69V113H71L70 115H75V113H76V115L78 114V115H80V118L82 117V116H86L85 118H86V121L88 120V119H90V117L92 118L93 116L95 117L96 115H99L98 113H100L101 112V114L103 115L104 113L102 112V110H103V107H102V109H101V107L100 108H96V109H93V110H83V108ZM86 107V108H87ZM109 107V106H108ZM107 107V108H108ZM113 107V106H112ZM112 107H110V108H112ZM131 107V106H130ZM138 107V106H137ZM146 107H147V105H146ZM145 107V108H146ZM152 107H153V105H152ZM162 107H160V104H159V108H162ZM169 107V106H168ZM168 107H166V109L168 108ZM172 107V106H171ZM178 108H180L179 106H177ZM177 107H176V112H179V111H177ZM181 107H183V105L181 106ZM198 107V106H197ZM205 107H207V106H205ZM224 107V106H223ZM222 107V108H223ZM250 107H247L246 109H247V111H248V108H250ZM29 108V107H28ZM46 108H48V107H46ZM45 108V109H46ZM56 108V107H55ZM71 108H72V110H75L76 109V111H71ZM85 108V109H86ZM92 108V107H91ZM105 108V107H104ZM107 108H105V110H106V113H107ZM120 108V107H119ZM119 108H117V110L119 111ZM122 108V107H121ZM124 108V107H123ZM158 108V107H157ZM185 108V107H184ZM190 108H191V105H190ZM189 108V109H190ZM208 108V107H207ZM218 108V107H217ZM225 108V107H224ZM228 108V107H227ZM242 108V107H241ZM263 108L264 107H262V109H260L259 111L257 110L256 112H255V109H253L252 111H251V109L249 110L251 113L253 112L254 114H253V116H251L250 117V115H252V114H246L247 113V111L245 110V111H243V109H242V112L244 113L245 112V114H243V115H245L246 117H248L247 115H249V118H250V121H249V118L248 119H246L245 117V119H246V121H245V119L244 120H241L240 119V121L238 122L237 120L239 119L238 117V119L237 120H235V122L237 121L238 122V124H236V125H241L244 121L246 122L245 124V126L244 127H242V129L240 130V131H235V129L233 128V131L231 132V133H229L228 134V136H227V143L225 144L226 146H228V147H226L225 145V147L226 148H229L230 147V149H232V147L234 146V148L235 149H237V148H241L242 150L243 149H245L244 147H246V146H248V144L249 143H251V144H249V147L250 146H252L253 144H254V142L255 143H257V145H255L256 146V148L254 149H252L251 150V148L253 147H251L250 148V150L247 148V149H245V150H241L242 152H247L248 150L250 151V152H252V151H254V150H256L257 151V156L255 157V153H250L249 151V154L252 156V155H254V159L253 160H251V161H247L246 163H247V165H248V167L249 166H253L252 168H247L246 166H245V168L244 167H241V170H239L240 172H235V171H231L230 169H225L224 170V176H222L223 178H222V180L223 179H225L223 182L222 181H220L219 183H220V186L223 184L224 185V183L226 184L223 188H222V186H221V188L219 187V185H217L219 188H220V190H218L217 189V187H215L216 186V184L214 185L213 183H211L212 185H210L209 183H207V184H209L210 185V187L209 188H206V184H205V176H202L200 179L198 178V174L196 175V176H194L195 178L193 179L194 181H190V180H185V179H183L184 178V174L182 175L183 176V178L181 179V181H179L180 180V177H179V175H178V179L177 178H175V177H173L174 179H170V178H172V177H169V179L166 181L167 183H169V181L171 182V183H173V184H167V183H163L164 184V186L167 184L168 186H166V187H164V188H166V193L165 192H163V193H165L164 194V196H166V197H164V198H167L166 199V201L164 200V198L161 196V194H160V196L163 198V200H162V198L160 197V200L159 199H156L157 197V195L155 196V199H156V202L157 201H159L158 203H157V207L155 206V204H154V206L156 207V209H157V211H158V209L159 208H161V209H159L160 211L157 213V211H156V209H155V211L153 212V211H151V212H153L154 213V215L152 214V213H150L151 214V216L149 217L148 216V220H150V221H147V220H145V221H147L146 222V224L148 223V222H151V223H149V224H147L148 226H149V228H150V230L148 229V227H146V228H144V231L143 230H141V229H139V231H138V228L137 227H134V225H133V223L136 221L137 222V218H136V220L135 221H132L131 219L130 220H128L130 217L128 216H125V214H124V217H127L128 219V221L129 222H125V224L122 226V228L125 226V228H124V230L122 231V228L121 227H117V225L118 226H121V225H119L118 223H116L117 225H115L117 228H115V230L116 229H118V230H120V228H121V230H120V233H118V231H116L115 233L113 232V235H112V232L111 231H109V233H108V237H111V235L113 236V237H111V239L112 238H114L115 240H114V242L113 241H111L110 240V238L108 239V237H107V234H106V236L105 237H107V239H108V241L110 240V242L109 243H105V242H103V243H105V245H108L109 247H111V248H109L108 246H106L107 247V249L109 248V249H113V246H114V249L116 248V253H117V255H112V253L110 252V254L112 255V256H110L109 255V251H111V250H105L106 249V247L104 246V247H102L101 246V249L102 250H100V251H103V249L107 252L108 251V253H106L105 252V254L103 253V255L106 257V259L109 257H111L112 258V261L110 260V263L112 262L113 264L117 261L118 263H120L121 262V259L123 260V257H125L126 255L127 256H130V258H135V256H132V255H130L131 253H132V249L131 248H129V246L131 247V245L130 244H128V248L129 249H131V250H128V252H131L130 254L126 251L127 249L125 248V246H123L125 243L124 242H126V236L127 237H129L130 238V240H132L133 239V237H131V236H139V237H141V238H139V239H143V236H145V235H147V233H146V231H147V229L149 230V234H150V236H149V234L147 235V236H145V239H143V240H141V241H139V239L138 240H136L135 238H134V247H136L137 246V248H133L134 250H133V252H137L138 251V248L140 249H142V253H143V251H144V249L146 250L147 249V245L149 246V244L150 243H152L150 246L151 247H153L154 246V244L156 243H159L158 245H161V246H154L153 247V249L152 248H150V247H148V249L147 250H149L148 251V253H149V255H148V253H144L145 255L147 254L149 257H150V260L149 259H147V261L149 260L150 261V263H151V256H150V254H152L151 252H157V251H154V250H157L158 248L157 247H160L162 250H158V252L160 251L161 253H160V255H163L164 253H162V251L164 250V248H165V250L167 249V252H169V254L167 253V255H165L164 254V256L163 257H161V258H164L163 260L162 259H159V254L157 253V254H155L156 256H157V260L159 259L160 260V264L162 263V264H164V262H167L166 264H168V262L169 263H173V264H264V190H262V188L264 189V111H261V110H263ZM5 109V110H4ZM18 109H19V107H18ZM17 109V110H18ZM21 109V108H20ZM36 109V108H35ZM43 109V108H42ZM41 109V110H42ZM60 109H61V106H60ZM60 109L58 108V110L60 111ZM126 109H127V107H126ZM133 109H135V108H132V110ZM146 109H148V108H146ZM154 109V108H153ZM153 109H152V111H153ZM156 109V108H155ZM165 109V108H164ZM170 109V108H169ZM173 110H174V108H172ZM186 109V108H185ZM185 109H184V111H185ZM192 109V108H191ZM197 109V108H196ZM195 109V110H196ZM200 109V108H199ZM202 109H203V106H202ZM238 109V108H237ZM240 109V108H239ZM15 110V109H14ZM26 110V109H25ZM28 110V109H27ZM47 110H49V109H47ZM57 110V109H56ZM109 110H111V109H109ZM115 110H116V107H115ZM128 110L130 111L131 109L129 108V105H128ZM128 110H127V112H128ZM157 110V109H156ZM156 110H154V111H156ZM160 110V109H159ZM171 110V109H170ZM188 110V109H187ZM194 110V111H195ZM40 111V110H39ZM55 111V110H54ZM62 111H63V109H62ZM65 111V110H64ZM104 111V110H103ZM117 111V112H118ZM143 111V110H142ZM145 111V110H144ZM144 111H143V113H144ZM150 111V110H149ZM162 111H164V110H162ZM172 111V110H171ZM181 111H183V110H181ZM207 111V110H206ZM219 111V110H218ZM222 111V110H221ZM225 111V110H224ZM248 111V112H249ZM4 112H6L5 114H6V118H5V114H3ZM12 112H13V110H12ZM17 112V111H16ZM15 112V113H16ZM32 112V111H31ZM43 112V111H42ZM46 112V111H45ZM48 112V111H47ZM73 112V113H72ZM109 112V111H108ZM122 114L124 113L123 112V110L122 111H120ZM120 112H119V114H120ZM127 112H125V113H127ZM131 112V111H130ZM134 112V111H133ZM151 112V111H150ZM175 112V113H176ZM188 112V111H187ZM190 112V114H191V111H189ZM189 112H188V114H189ZM197 112H200V111H197ZM202 112V111H201ZM201 112L199 113V114H201ZM204 112V111H203ZM226 112V111H225ZM236 113H237V110L235 111ZM234 112V113H235ZM238 112L240 113L241 112V110H238ZM241 112V113H242ZM14 113V112H13ZM12 113V114H13ZM36 113H37V109H36ZM49 113V112H48ZM60 113H62L61 111H60ZM65 113V114H66ZM106 113H105V115L104 116H106L107 117V115H106ZM112 114L111 115H113V112H111ZM124 113V115H126ZM132 113V112H131ZM158 113V112H157ZM161 113V112H160ZM169 113H171V112H169ZM174 113V112H173ZM172 113V114H173ZM193 113V112H192ZM195 113H196V111H195ZM208 113H209V111H208ZM226 113H228V112H226ZM236 113L234 114V115H236ZM2 114H3V117L5 118V120H4V118H3V120H2ZM11 114V113H10ZM9 114V115H10ZM20 114V113H19ZM23 114H25V113H23ZM32 114V113H31ZM51 114H52V111H51ZM66 114V115H67ZM81 114H84V115H81ZM101 114H100V116H101ZM109 116H110V114L109 113H107ZM116 115H117V113H115ZM135 114H137V113H135ZM134 114V115H135ZM150 114V113H149ZM153 114V113H152ZM161 114H163V112L161 113ZM181 114H183V113H181ZM187 114V113H186ZM194 114V113H193ZM198 113H197V115H199ZM16 115V114H15ZM20 115H22V114H20ZM27 115V114H26ZM29 115H30V113H29ZM29 115H27V116H29ZM33 115V114H32ZM46 115V114H45ZM48 115V114H47ZM55 115V114H54ZM58 115V114H57ZM62 115H64V114H62ZM134 115L132 114V116L134 117ZM147 116H148V118H149V116L150 115H148V114H146ZM146 115H144L145 117H146ZM154 115V114H153ZM165 115H167V112H166V114ZM170 115V114H169ZM168 115V118L170 117ZM174 115H176V114H174ZM173 115V116H174ZM179 115V114H178ZM192 115V114H191ZM195 115V114H194ZM193 115V116H194ZM197 115H195L196 117H197ZM201 115H203V114H201ZM200 115V116H201ZM204 115H205V113H204ZM203 115V116H204ZM228 115V114H227ZM233 115V114H232ZM240 115H242V114H239V115H237V116H240ZM10 116H12V115H10ZM9 116V117H10ZM23 116V115H22ZM25 116V115H24ZM35 116V115H34ZM42 116V115H41ZM53 116V115H52ZM61 115H58V116H54L55 118L56 117H60ZM89 116V118H87ZM114 116V115H113ZM119 116H121V114L119 115ZM138 116V115H137ZM156 115H154V117H155ZM158 116V115H157ZM162 116H164V115H162ZM187 116V115H186ZM206 116H207V114H206ZM231 116V115H230ZM33 117V116H32ZM46 117V116H45ZM49 118H50V116H48ZM53 117V118H54ZM62 117V116H61ZM65 117V116H64ZM64 117H62V119L64 118ZM69 117H71V116H69ZM73 117V116H72ZM72 117H71V119H72ZM75 117V116H74ZM77 117V116H76ZM93 117V118H94ZM97 117V116H96ZM105 117V118H106ZM122 117V116H121ZM129 117H130V115H129ZM153 117V116H152ZM159 117H161V115L159 116ZM165 117V116H164ZM181 117L183 118V116L181 115V116H178V118H180L181 119ZM185 117V116H184ZM188 117V116H187ZM189 117H191V116H189ZM188 117V118H189ZM208 117V116H207ZM206 117V118H207ZM211 117V116H210ZM209 117V118H210ZM226 117V116H225ZM224 117V118H225ZM234 117V116H233ZM14 118H17V117H14ZM21 118V117H20ZM25 118L27 119V117L25 116ZM29 118V121H27V123H29V122H31V120H30V118L31 117H28ZM54 118V119H55ZM67 118H68V116H67ZM85 118H84V120H85ZM102 118H104V117H102ZM113 118V117H112ZM124 118H125V116H124ZM137 118V117H136ZM158 118V117H157ZM165 118H167V117H165ZM175 118V117H174ZM188 118H183L184 119V121H186L187 122V120L186 119H188ZM198 118V117H197ZM232 118V117H231ZM241 118V117H240ZM12 119V118H11ZM18 119V118H17ZM35 119V118H34ZM37 119V118H36ZM40 119V118H39ZM43 119H44V117H43ZM50 119H52V118H50ZM50 119H48V120H50ZM61 119V120H62ZM66 118H64V120H65ZM75 119V118H74ZM82 119V118H81ZM108 119V118H107ZM118 119H120L119 117H118ZM144 119V118H143ZM146 119V118H145ZM144 119V120H145ZM153 119V118H152ZM189 119H191L192 120V118H189ZM193 119H195L196 120V118L194 117ZM204 119V118H203ZM214 119V118H213ZM235 119H236V117H235ZM23 120H24V118H23ZM22 120V121H23ZM28 120V119H27ZM47 120V118H45L44 120H39L40 122L39 123H41L40 124V127L41 128H39V129H43V131H44V127H42V125H45V126H47L48 124V121ZM60 120V119H59ZM63 120V121H64ZM69 121H70V119H68ZM68 120H66L65 121V123L67 124L69 121ZM111 120V119H110ZM132 120H134V119H132ZM142 120V119H141ZM143 120V121H144ZM149 120V119H148ZM148 120H146V123H147V121ZM156 120V121H155ZM159 120H160V118H159ZM159 120L158 119H154V122H159ZM163 120V121H162ZM164 120L165 121H167L166 119H163V117H162V119H161V122H162V124H160V122H159V124H160V126H157L158 124L157 123H154V125L155 124H157V125H155V126H157V127H155V126H153V124L151 125V127H150V125H149V129H151L152 127H154V128H156V131H155V129L153 130V129H151V131L149 130V129H147L148 131L145 133L144 132V128H143V132L144 133H142L143 135L142 136H140V137H142L141 139H143L140 143L139 142H137V144L135 143L136 141V139H134L133 140V136L135 135H133L132 137H130V139H129V136L128 137H125V138H128L129 139V141H131V140H133V141H135L134 143V145L136 146V148H138V149H136V148H134L135 150H133V148L132 147H134V146H132L131 144L132 143H130L129 145L131 146H127L126 144L128 143V140L126 139V141H127V143L126 144H124V145H126L127 147V149L122 145V143L120 144H118V145H122V147H119V148H117V147H115V148H117L116 149V151H114L115 153L113 154V153H109L110 155H111V157H110V159H112V162H114L113 160H115L116 161V159H117V161L119 162V161H121L122 160V162H123V160H124V157H125V159L126 158H128L129 157V153H132V150L133 151H135V152H137V151H139V154L138 153H136V156H137V154H138V158H139V156H141V158H140V160H144V158H145V160H146V154H144V153H146V152H154L155 151V147H157L159 150H157L156 152H158V151H160V149L162 150L166 145H167V138H166V142L165 141H163V137L161 136V134H160V132L161 133H163L159 128L160 127H164ZM170 120H172V119H170ZM200 120H202V118L200 119ZM200 120L199 119H197L196 121H199L200 122ZM229 121H227V122H230V119H228ZM232 120V119H231ZM7 121H9V118L7 119ZM6 121V122H7ZM21 121V120H20ZM34 121V120H33ZM36 121H38V120H36ZM43 121V122H42ZM51 121V120H50ZM73 121H75V120H73ZM90 121H91V119H90ZM95 121H97V119L95 120ZM100 121V120H99ZM98 121V122H99ZM102 121V120H101ZM153 121V120H152ZM169 121V120H168ZM178 121V120H177ZM180 121H183L182 119L180 120ZM183 121V122H184ZM193 121V120H192ZM195 121V122H196ZM207 121V120H206ZM217 121V120H216ZM216 121H213V123H212V125L214 124V122H216ZM243 121V122H242ZM6 122H5V124H6ZM11 122V121H10ZM10 122H8L9 123V125H10ZM13 122V121H12ZM44 122H46V123H44ZM54 122H55V120H54ZM58 121H56V123H57ZM72 122V121H71ZM82 122V121H81ZM84 122V121H83ZM104 122H106V121H104ZM109 122H113V121H109ZM115 122H117V121H115ZM119 122H120V120H119ZM118 122V125L121 123H119ZM174 122V121H173ZM185 122V123H186ZM190 122V121H189ZM188 122V123H189ZM195 122H193V123H195ZM203 122V121H202ZM232 122H233V120H232ZM242 122V123H241ZM4 123V122H3ZM2 123V124H3ZM24 123H26V122H24ZM34 123V122H33ZM52 123H53V121H52ZM51 123V124H52ZM56 123H54V124H56ZM62 123V121L60 122V124ZM70 123V122H69ZM73 123V122H72ZM76 124H78L77 123V120H76V122H75ZM75 123H73V124H75ZM86 123V122H85ZM87 123H89L88 121H87ZM86 123V124H87ZM93 123V122H92ZM102 123V122H101ZM123 123V122H122ZM121 123V124H122ZM130 123V122H129ZM134 123V122H133ZM137 123V122H136ZM135 123V124H136ZM143 123H145V121L143 122ZM146 123H145V125H146ZM150 123V122H149ZM148 123V124H149ZM168 122H165V125L167 124ZM176 123V122H175ZM178 123V122H177ZM176 123V124H177ZM224 123H225V121H224ZM234 123V122H233ZM233 123H232V125H233ZM240 123V124H239ZM4 124V125H5ZM15 124H16V122H15ZM31 124V123H30ZM53 124V125H54ZM66 124H64L63 123V125L65 126ZM75 124V125H76ZM81 124V123H80ZM109 124V123H108ZM114 124V126H115V124L116 123H113ZM140 124H142V123H140ZM168 124H170V121H169V123ZM172 124V123H171ZM184 124V123H183ZM187 124V123H186ZM196 124V123H195ZM199 124V123H198ZM209 124V123H208ZM228 125H230L231 126V128L233 127L232 125H231V123L229 124V123H227ZM8 125V124H7ZM6 125V126H7ZM12 125V124H11ZM33 125H37L38 126V124H33ZM68 125V124H67ZM71 125V126H70ZM70 125H69V127H72V124L70 123ZM79 125V124H78ZM82 125V124H81ZM88 125V124H87ZM94 125V124H93ZM92 125V127H94ZM95 125L96 126H99L100 124H96L95 123ZM117 125V124H116ZM129 125V124H128ZM134 125V124H133ZM162 125V126H161ZM180 125H182V124H180ZM188 125V124H187ZM186 125V126H187ZM197 125V124H196ZM204 125V124H203ZM217 125H218V123H217ZM13 126V125H12ZM15 126V125H14ZM26 126H28V131L29 130H31V126L30 125H28V124H26ZM52 126V125H51ZM55 126V125H54ZM61 125H59V123H58V127L59 128H61L60 127ZM90 126V125H89ZM103 127H104V124L102 125ZM107 126H111V124H109V125H107ZM141 126V125H140ZM147 126V125H146ZM175 126V125H174ZM179 126V125H178ZM177 126V127H178ZM209 126V125H208ZM213 126H215V124L213 125ZM212 126V127H213ZM226 126V125H225ZM243 126V125H242ZM1 127V126H0ZM10 127V126H9ZM53 127V126H52ZM56 127V129H57V125L55 126ZM63 127V126H62ZM65 127H67V126H65ZM85 127V125L83 126V128ZM91 127V126H90ZM101 127V126H100ZM99 127V128H100ZM120 127V126H119ZM139 127V126H138ZM166 127V126H165ZM171 126H169V128H170ZM183 127V126H182ZM189 127V126H188ZM205 127V126H204ZM210 127H211V125H210ZM216 127V126H215ZM3 128H6V127H3ZM2 128V129H3ZM13 127H10V130L12 129ZM24 127H22V129H23ZM27 128V127H26ZM30 128V129H29ZM36 128V127H35ZM50 128V127H49ZM68 128V127H67ZM74 128H75V126H74ZM78 128V127H77ZM82 128V126L80 127V129ZM86 128V127H85ZM89 128V127H88ZM109 129H110V132H112L111 131V129L114 131V127H108ZM114 128V129H113ZM124 128H127V126H125ZM129 128H131V126L129 127ZM134 128V127H133ZM133 128H131V129H133ZM141 128V127H140ZM168 130H170L168 127H166ZM166 128H164V129H166ZM174 128V127H173ZM172 128V129H173ZM184 128V131H185V127H183ZM192 128H194L193 127V125H192V127H191V129ZM200 128H202V127H200ZM199 128V129H200ZM214 128V127H213ZM224 128V127H223ZM226 128V127H225ZM228 128H230V127H228ZM236 128V127H235ZM17 128H13L12 130H16ZM20 129V128H19ZM34 128H32V130H33ZM38 128L37 129H34L35 131L36 130H39ZM73 128H71V130H72ZM79 129V130H80ZM91 129V128H90ZM89 129V130H90ZM96 129V130H95ZM95 129H92L93 131H89V130H87L86 132L85 131H83L82 130V132L84 133L85 132V134H87L86 136H88L87 138H86V136L84 135V134H82L81 136H85L84 137V142L86 143V144H88V142L90 143L91 142V140L92 141H94V142H91V144L93 143V144H95V145H98V147H99V144H96L95 142H97L98 140H96V139H98V137H96L95 135V131H97V129L98 128H95ZM102 129V128H101ZM118 129V128H117ZM122 128H119L118 130L120 131ZM128 129V128H127ZM136 129V128H135ZM158 129V130H157ZM162 129V128H161ZM178 129V128H177ZM180 129H181V127H180ZM188 129H190V128H188ZM219 129V128H218ZM220 129H222V128H220ZM227 129V128H226ZM1 130V129H0ZM21 130V129H20ZM20 130H16V132H18L19 133V131ZM24 130H26L25 128H24ZM51 130V129H50ZM54 130V129H53ZM58 130H60V129H58ZM63 130V129H62ZM77 130V129H76ZM84 130H86V129H84ZM99 130V129H98ZM104 130L106 131V130H108V129H105L104 128ZM117 130V131H118ZM124 130V129H123ZM160 130V131H159ZM168 130H165V132H167ZM214 130H217V129H214ZM258 130H261V131H263L262 133H260V131H258ZM6 131V130H5ZM40 131V130H39ZM57 131V130H56ZM61 131V130H60ZM68 131V130H67ZM66 131V132H67ZM70 131V130H69ZM75 131V130H74ZM103 131V130H102ZM104 131V132H105ZM122 131V130H121ZM126 131V130H125ZM128 131V130H127ZM138 131V130H137ZM149 131H150V133L152 134V136H151V134H150V136H149V141H147L148 143L150 142V140H151V138L150 137H156V138H154V139H157L158 138V134H155V133H157V131H158V133H159V137H160V139L158 138V140H154L153 138V140H154V142L156 141V145L153 147L154 148V150L153 151H151L150 150V148L152 147L151 146V144H148V143H146L145 142V140L146 139H144V138H147L148 139V135H146L145 136V134H147V133H149ZM164 131V130H163ZM171 131H173V130H171ZM181 131V130H180ZM192 131V130H191ZM197 131H198V129H197ZM211 131H213V129L211 130ZM217 131H219V130H217ZM216 131V132H217ZM222 131H224V130H222ZM256 131H258V133L256 132ZM3 132V131H2ZM7 132H8V134L10 133H13V132H10V131H8L7 130ZM20 132H22V131H20ZM31 132V131H30ZM47 132V131H46ZM55 132V131H54ZM65 132V131H64ZM71 132V131H70ZM69 132V133H70ZM73 132V131H72ZM71 132V133H72ZM80 132V133H79ZM75 131V133H76V135L78 134L79 136H80V134L82 133L81 132V130L80 131ZM93 134H95V135H93ZM95 132V133H94ZM98 132V131H97ZM107 132V131H106ZM130 132H132V131H130ZM129 132V133H130ZM178 132H179V130H178ZM181 132H183V129H182V131ZM187 132V131H186ZM214 132V131H213ZM228 132V131H227ZM15 133V132H14ZM17 133V134H18ZM22 133H26L27 134V132H22ZM39 133V132H38ZM37 133V134H38ZM41 133H42V131H41ZM51 133V132H50ZM63 133V132H62ZM69 133H67L68 134V136L69 137H73V136H70L69 135ZM101 133V132H100ZM115 133H117V132H115ZM126 133V132H125ZM134 133H136L135 132V130H134ZM138 134H140L141 132H137ZM168 133V132H167ZM167 133H165L166 135H167ZM170 133V132H169ZM168 133V134H169ZM185 133V132H184ZM189 133H190V131H189ZM219 135H220V131L219 132H217ZM226 133V132H225ZM256 133H257V136H255L256 135ZM5 134V133H4ZM7 134V133H6ZM20 134V133H19ZM36 133L34 134V136L35 135H37ZM44 134H45V132H44ZM53 134H55V133H53ZM52 134V135H53ZM58 134L59 133H57V135L56 136H58ZM110 134V133H109ZM127 134V133H126ZM125 134V135H126ZM132 134H133V132H132ZM137 134V135H138ZM156 135V136H153V135ZM164 134V133H163ZM174 134V133H173ZM172 134V135H173ZM176 134V133H175ZM175 134L173 135L174 137H175ZM209 134V133H208ZM212 134V133H211ZM210 134V135H211ZM218 134L216 135V137L218 136ZM259 134V135H258ZM0 135H3L2 133L0 134ZM12 135V134H11ZM10 135V137H12ZM13 135H15V134H13ZM21 135H23V134H20V136ZM31 135H33V134H31ZM63 135V134H62ZM66 135V134H65ZM73 135V134H72ZM92 135L96 138H94V140H93V138H92ZM100 135H102V134H100ZM103 135H105V134H103ZM106 135H108V133L106 134ZM112 135V134H111ZM115 135H117V134H115ZM118 135H120V134H118ZM122 135V134H121ZM177 135V134H176ZM182 135V134H181ZM223 135V134H222ZM249 135H253V136H250L249 137ZM5 136V135H4ZM2 137V139H4L5 140V138L7 137V135H6V137ZM19 136V135H18ZM19 136V137H20ZM27 136H28V134H27ZM30 136V135H29ZM46 136H47V134H46ZM48 136L49 137H46V139H49L50 138V135L48 134ZM113 136H114V134H113ZM145 136V137H144ZM164 136V135H163ZM183 136V135H182ZM186 136H188L187 134H186ZM193 136V135H192ZM200 136V135H199ZM204 136V135H203ZM207 136V139H208V137L209 138H211V140H212V138L214 137V138H216L215 137V134L213 135V137H212V135H211V137L210 136H208V135H206ZM224 136H226V135H224ZM223 136V137H224ZM22 138H23V136H21ZM25 137V136H24ZM31 137V136H30ZM33 137V136H32ZM36 137V136H35ZM37 137H40L39 135L37 136ZM42 137V136H41ZM61 137V136H60ZM74 137H76V136H74ZM83 137L81 138V139H83ZM89 137H90V139H89ZM114 137H116V136H114ZM139 136H138V138H140ZM163 139H162V138ZM165 137V136H164ZM168 138H169V136H167ZM195 137V136H194ZM17 138V140L18 139H21V138H18V137H16ZM27 138H29V137H27ZM34 138V137H33ZM43 138V137H42ZM45 138V137H44ZM65 138V137H64ZM85 138L88 140H90V141H87V140H85ZM105 138V137H104ZM104 138H102V139H104ZM111 138V137H110ZM117 138V137H116ZM121 138V137H120ZM124 138V137H123ZM123 138H121V139H123ZM132 138V139H131ZM135 138V137H134ZM136 138H137V136H136ZM172 138V137H171ZM176 141H178V137L176 136ZM186 137H184V139H185ZM190 138V137H189ZM219 137H217V139H218ZM226 138V137H225ZM7 139V138H6ZM31 139V138H30ZM52 139V138H51ZM59 139V138H58ZM66 140H68V138L66 137L65 138ZM100 139V138H99ZM113 139V138H112ZM111 139V140H112ZM120 139V140H121ZM175 139V138H174ZM181 139V138H180ZM192 139V138H191ZM198 139H200V138H198ZM203 139V138H202ZM216 139V140H217ZM1 140V139H0ZM3 140V142H5ZM17 140H16V142H17ZM25 140V139H24ZM45 140V139H44ZM61 140H62V137H61ZM101 140V139H100ZM105 140H106V138H105ZM105 140L104 141H102L103 143L105 142ZM125 140V139H124ZM123 140V141H124ZM137 140H140V139H137ZM169 140V139H168ZM187 140V139H186ZM194 141H196L195 139H193ZM214 140V139H213ZM219 140H221L222 141V139H221V136H220V139ZM2 141V140H1ZM12 141H14V143L16 144V145H19L18 147H20V143H22L23 145H24V143L25 142H27V141H22V142H20V143H16L15 142V140L13 139ZM11 141V139L9 140V142L11 143L12 142ZM74 141V140H73ZM82 141V142H83ZM108 141V140H107ZM113 141H116V140H113ZM112 141V142H113ZM125 141V142H126ZM170 141V140H169ZM175 140H173V142H174ZM176 141L174 142L175 144H177V145H175V146H178V143H176ZM181 141V140H180ZM184 141L185 140H183V141H181L182 143H184ZM205 141V140H204ZM220 141V142H221ZM8 142V143H9ZM24 142V143H23ZM33 142V141H32ZM44 142V141H43ZM42 142V143H43ZM47 143H48V141H46ZM61 142V141H60ZM62 142H64V140L62 141ZM68 142V141H67ZM70 142H72V141H70ZM77 142H79V141H77ZM109 142V141H108ZM119 142V139L117 140V142H114V143H118ZM144 142H145V144L147 145H144ZM151 142H153L152 140H151ZM166 143V145H165V143ZM171 142V141H170ZM169 142V143H170ZM200 142H202L203 143V141H199V143ZM213 142H215V140L213 141ZM216 142H218V140L216 141ZM220 142H218V143H220ZM10 143H9V145H10ZM13 143V142H12ZM41 143V142H40ZM46 143V144H47ZM65 143H66V141H65ZM97 143H99V142H97ZM101 143V142H100ZM110 143V142H109ZM108 143V144H109ZM124 143V142H123ZM172 143V142H171ZM190 143H192V142H190ZM194 143V142H193ZM192 143V144H193ZM209 143V142H208ZM207 143V144H208ZM225 143V142H224ZM223 143V144H224ZM2 145H4V144H7V142H5L4 144L3 143H1ZM14 144V145H15ZM31 144H33V143H31ZM31 144L29 143L28 145L32 148V146H31ZM67 144H70V143H67ZM76 144V143H75ZM107 144V143H106ZM107 144V145H108ZM144 146H143V145ZM188 144V143H187ZM186 144V145H187ZM195 144V143H194ZM201 144V143H200ZM215 144V143H214ZM217 144V143H216ZM11 145H13V144H11ZM22 145V146H23ZM25 145H27V144H25ZM36 145H38L37 143H36ZM35 145V146H36ZM48 145V144H47ZM77 145V144H76ZM76 145H74V146H76ZM81 145V144H80ZM79 145V146H80ZM100 145H103V144H100ZM112 145V144H111ZM110 145V146H111ZM116 145V144H115ZM114 145V146H115ZM165 145V146H164ZM185 145V144H184ZM183 145V146H184ZM190 145V144H189ZM199 145V144H198ZM206 145V144H205ZM209 145V144H208ZM35 146H33L34 148H35V150H36V147ZM49 146V145H48ZM47 146V147H48ZM66 146V145H65ZM68 146V145H67ZM81 146H84L83 144L81 145ZM87 146V145H86ZM88 146L90 147V149H92V150H90L89 148V152H90V156H91V159L90 160H93V159H96V160H94V161H97V159L99 160V161H101L102 160V162L103 161H105V160H107L109 157H107V156H109L108 154H107V156H103V155H106L104 152L103 153H100L99 154V151H100V149H98V147L96 146H94L93 145V148L88 144ZM168 146H169V144H168ZM180 146H181V144H180ZM200 146V147H199ZM198 147H199V150L201 149V145H199ZM216 146V145H215ZM221 146V145H220ZM254 146V147H255ZM5 147H7V151H8V148L9 149H11L10 150V152L13 150L12 148H10V147H8V146H5ZM24 147H26V149H27V151H28V148H27V146H24ZM29 147V148H30ZM59 147V146H58ZM70 147H71V145H70ZM70 147L68 146V148L70 149ZM101 147H104V146H101ZM107 146L105 145V148H106ZM109 147V146H108ZM112 148H113V145L111 146ZM111 147H110V149H111ZM171 147V146H170ZM191 147V146H190ZM195 147V146H194ZM209 147V146H208ZM222 147V146H221ZM243 147V148H242ZM16 148V146L14 147V149ZM34 148H32L33 150H34ZM52 148V147H51ZM104 148V149H105ZM130 148H132V149H130ZM172 148H173V146H172ZM176 148V147H175ZM185 148V147H184ZM207 148V147H206ZM50 149V148H49ZM78 149V148H77ZM83 149V148H82ZM81 148H80V150H82ZM85 149H86V147H85ZM103 148H102V151L104 150ZM108 149V148H107ZM149 149V150H148ZM170 149V148H169ZM191 149V148H190ZM195 149V148H194ZM193 149V150H194ZM203 149V148H202ZM213 149V148H212ZM223 149V148H222ZM3 151H4V149H2ZM18 150V149H17ZM51 150V149H50ZM106 150V149H105ZM112 150V149H111ZM113 150H115V149H113ZM131 150V151H130ZM137 150V151H136ZM164 150H166V151H168L167 150V148L165 149L164 148ZM176 150V149H175ZM174 150V151H175ZM183 150V149H182ZM193 150H191V151H193ZM199 150H197V151H199ZM217 150V149H216ZM224 150H226V149H224ZM223 150V151H224ZM233 150V149H232ZM238 150H240V149H238ZM238 150H234V151H231V152H234L235 154H237L236 153V151L238 152ZM21 151H24V150H22L21 149ZM26 151V150H25ZM31 151V150H30ZM38 151V150H37ZM68 151V150H67ZM86 151V150H85ZM106 151H108V150H106ZM110 151V150H109ZM108 151V152H109ZM166 151H164V153L166 152ZM170 151V150H169ZM191 151H188V152H191ZM195 151H196V149H195ZM196 151V152H197ZM201 151V150H200ZM210 151H211V149H210ZM218 151V150H217ZM228 151H229V149H228ZM5 152V151H4ZM9 152V153H10ZM14 152V151H13ZM19 152V151H18ZM18 152H16V149H15V154H16V156L18 155ZM29 152V151H28ZM34 153H35V151H33ZM32 152V153H33ZM41 152V151H40ZM75 152H76V150H75ZM89 152H87V153H85V154H88ZM112 152V151H111ZM134 152V153H135ZM162 152V154H164L163 153V151H161ZM171 152H173V151H171ZM176 152V151H175ZM202 152V151H201ZM200 152V153H201ZM204 152V151H203ZM206 152V151H205ZM209 152V151H208ZM218 152H220V151H218ZM241 152V153H242ZM247 152V153H248ZM255 152V151H254ZM12 153V152H11ZM14 153H12V155H14L15 156V154ZM21 153V152H20ZM24 153V152H23ZM58 153V152H57ZM63 153V152H62ZM68 153V152H67ZM81 153V152H80ZM133 153V154H134ZM141 153L142 154H144V155H141ZM149 153H147L148 155H149ZM169 153V152H168ZM195 153V152H194ZM199 153V152H198ZM199 153V154H200ZM210 153V152H209ZM213 153V152H212ZM227 153V152H226ZM247 153H244V154H242V155H240L239 154V156L242 158V157H244V155H246ZM25 154H26V152H25ZM24 154V155H25ZM37 154H39V152L37 153ZM42 154V153H41ZM40 154V155H41ZM56 154V153H55ZM76 154V153H75ZM83 154V153H82ZM93 154H94V157H93ZM152 154V153H151ZM154 154V153H153ZM158 154H161V153H158ZM173 154H174V152H173ZM184 155H186L185 153H183ZM197 154V153H196ZM203 154H205V155H207L206 153H203ZM43 155V154H42ZM50 155V154H49ZM64 155V154H63ZM70 155V154H69ZM79 155V154H78ZM81 155V154H80ZM114 155V156H113ZM126 155H128V157L126 156ZM132 155V154H131ZM135 155V154H134ZM147 155V156H148ZM175 155V154H174ZM201 156H203L202 154H200ZM199 155V156H200ZM213 155H215L214 153H213ZM249 155V156H250ZM7 156V155H6ZM9 156H10V154H9ZM8 156V157H9ZM19 156H20V154H19ZM33 156V155H32ZM38 157H39V155H37ZM55 156V155H54ZM60 156V155H59ZM76 156V155H75ZM83 156H84V154H83ZM101 156H103L104 157V160H103V157H101ZM143 156H144V158H143ZM151 156V155H150ZM153 156H157V155H153ZM161 156V155H160ZM168 156V155H167ZM209 156H211V154L209 155ZM228 156H231V155H228ZM235 156V155H234ZM237 156V155H236ZM239 156H237V158L239 157ZM12 157V156H11ZM28 157V156H27ZM27 157H26V159H27ZM41 157V156H40ZM42 157H44V156H42ZM96 157V158H95ZM105 157H107L106 159H105ZM131 157V156H130ZM133 157V156H132ZM149 157V156H148ZM158 157H159V155H158ZM161 157H163V156H161ZM169 157H171V156H169ZM177 157H179V159H180V154H179V156L177 155ZM193 157H194V154H193ZM192 157V158H193ZM196 157V156H195ZM220 157V156H219ZM223 157V156H222ZM224 157H226V155L224 156ZM233 157V156H232ZM246 157H248L247 155L244 157V158H242V159H248V158H246ZM1 158V157H0ZM19 158V157H18ZM29 158V157H28ZM33 158V157H32ZM37 158V157H36ZM79 158V157H78ZM82 158V157H81ZM84 158H86V157H84ZM90 158V157H89ZM88 158V159H89ZM136 159H137V157H135ZM155 158H157V157H155ZM173 158V157H172ZM185 158V157H184ZM190 158V157H189ZM189 158H187L188 160H189ZM192 158H190V159H192ZM250 158H253V156L252 157H250ZM11 159V158H10ZM9 158H8V160H10ZM13 159V158H12ZM16 159H17V157H16ZM20 159H22V158H20ZM25 159V158H24ZM38 159V158H37ZM41 159H43V158H40L39 160H41ZM46 159V157L44 158V160ZM48 159V158H47ZM49 159L50 160H52V158L49 156ZM83 159V158H82ZM110 159L108 160V162L110 161ZM121 159V160H120ZM130 159V158H129ZM136 159L134 160V161H136ZM165 159H167V158H165ZM165 159H163V160H165ZM175 158H173V160H174ZM186 159V158H185ZM194 159V158H193ZM193 159H192V161H193ZM201 159H202V157H201ZM201 159L199 160V161H201ZM207 159V158H206ZM208 159H210L209 157H208ZM213 159V158H212ZM212 159H210V160H212ZM218 159V158H217ZM219 159H221V158H219ZM7 160V161H8ZM18 160V159H17ZM17 160H16V162H17ZM23 160V159H22ZM39 160H38V162H39ZM84 161L83 162H85V159H83ZM89 160V161H90ZM128 160V159H127ZM139 160V159H138ZM154 160L155 159H153V161H150V159H149V161L150 162H153L154 163ZM158 160V159H157ZM156 160V161H157ZM235 160V159H234ZM13 161H14V159H13ZM19 162H22V161H20V160H18ZM30 161V160H29ZM32 161V160H31ZM41 161H43V160H41ZM49 161V160H48ZM69 161V160H68ZM67 161V162H68ZM82 161V160H81ZM129 162H131L130 160H128ZM134 161H133V163H134ZM147 161V160H146ZM179 161H182V159L181 160H179ZM220 161V160H219ZM231 161V160H230ZM10 162V161H9ZM34 162H37V161H34ZM44 162V161H43ZM118 162H116V163H118ZM129 162H127V163H129ZM160 162H161V158H160ZM166 162V161H165ZM165 162H162V163H165ZM169 162V161H168ZM176 162V161H175ZM178 162V161H177ZM176 162V163H177ZM185 162V161H184ZM184 162H182V164L184 163ZM205 162H208V161H205ZM243 162V161H242ZM241 162V163H242ZM251 162V163H250ZM25 163H26V161H25ZM24 163V164H25ZM90 163V162H89ZM95 163V162H94ZM98 163V162H97ZM97 163H95L96 165H97ZM106 164H107V162H105ZM104 163V164H105ZM114 164L113 166H115V165H117V164ZM124 163V162H123ZM125 163H126V160H125ZM132 163V162H131ZM131 163H129V164H131ZM138 163V165L137 166H139V162H137ZM143 163V162H142ZM156 163V162H155ZM155 163H154V165H155ZM158 163V162H157ZM170 163V162H169ZM168 163V164H169ZM176 163H175V165H176ZM189 163H190V161H189ZM193 163V162H192ZM203 163V162H202ZM208 163H210V162H208ZM208 163H206V164H208ZM213 163V162H212ZM222 163V162H221ZM244 163V162H243ZM246 163H245V165H246ZM11 164V163H10ZM10 164H8V165H10ZM71 164V163H70ZM87 164H88V162H87ZM92 164H93V162H92ZM100 164V163H99ZM112 164V163H111ZM111 164H109L108 163V165H111ZM129 164H128V166H129ZM135 164V163H134ZM148 164H149V162H148ZM166 164V163H165ZM173 164H174V162H173ZM178 164H179V162H178ZM186 164V163H185ZM188 164V163H187ZM194 164H195V162H194ZM205 164V163H204ZM239 164H240V162H239ZM13 165H14V163H13ZM22 166V163L21 164H19V166ZM26 165V164H25ZM24 165V167H22L24 170H25V167H29V166H25ZM35 165H36V163H35ZM38 165V164H37ZM66 165V164H65ZM89 165V164H88ZM101 165V164H100ZM122 165V164H121ZM120 164H119V166H121ZM142 165V164H141ZM157 165V164H156ZM197 165V164H196ZM203 165V164H202ZM210 165V164H209ZM238 165V164H237ZM0 166H1V164H0ZM3 166H5V165H3ZM3 166H1V167H3ZM7 166V165H6ZM10 166H12V165H10ZM15 166H18V164L17 165H15ZM18 166V168L17 169H19L20 167ZM41 166V167H40ZM39 167L40 168H42V164L40 165ZM55 166V165H54ZM79 166V165H78ZM93 166H95V165H93ZM97 166H99V165H97ZM97 166H95V167H97ZM143 166V165H142ZM146 166V165H145ZM157 166H160V164L159 165H157ZM165 166V165H164ZM169 166V165H168ZM179 166V165H178ZM195 166V165H194ZM193 166V169L195 168ZM198 166V165H197ZM204 166V165H203ZM207 166V165H206ZM212 166V165H211ZM234 166V165H233ZM238 166H241V165H238ZM13 167V166H12ZM11 167V168H12ZM36 167V166H35ZM67 167V166H66ZM85 167V166H84ZM87 167V166H86ZM89 167H92V165H90ZM102 167H104V165L102 166ZM101 167V168H102ZM111 167V166H110ZM118 167V166H117ZM124 166H122V168H123ZM130 167V166H129ZM134 167V166H133ZM150 167V166H149ZM160 167H162V166H160ZM173 167H175V166H173ZM190 167V166H189ZM198 167H200V166H198ZM209 167V166H208ZM207 167V168H208ZM231 167V166H230ZM6 168H8V167H6ZM16 168V167H15ZM30 168V167H29ZM34 168V167H33ZM69 168V167H68ZM99 168V167H98ZM107 168V167H106ZM152 168V167H151ZM164 168V167H163ZM180 168V167H179ZM178 168V169H179ZM190 168H192V165H191V167ZM205 168V167H204ZM229 168V167H228ZM233 168V167H232ZM237 168H239V167H237ZM244 168V169H243ZM10 169V168H9ZM16 169V170H17ZM27 169V168H26ZM71 169V168H70ZM73 169V168H72ZM76 169V168H75ZM81 169V168H80ZM87 169V168H86ZM89 169V168H88ZM92 169V168H91ZM95 169V168H94ZM127 169H128V167H127ZM131 169V168H130ZM133 170L135 169V167L134 168H132ZM143 169V168H142ZM147 169V168H146ZM155 169V168H154ZM159 169V168H158ZM170 169V168H169ZM175 169V168H174ZM196 169H197V167H196ZM2 170V169H1ZM3 170H5V169H3ZM20 170H22L21 168L19 169V173L20 172H22V171H24V170H22V171H20ZM28 170V169H27ZM36 170H38V169H36ZM35 170V171H36ZM52 170V169H51ZM57 170V169H56ZM62 170H63V168H62ZM65 170V169H64ZM77 170H79V168L77 167ZM76 170V171H77ZM104 170V169H103ZM121 170V169H120ZM138 170V169H137ZM137 170H136V172H137ZM141 170V169H140ZM143 170H145V169H143ZM148 170H150V168L148 169ZM157 170V169H156ZM163 170V169H162ZM180 170V169H179ZM179 170H174L175 172H177V171H179ZM189 168L186 170L187 172H185L184 171V173L186 174L187 173V175H188V173H189V171H191V170H189ZM202 170V169H201ZM236 171H238V169H235ZM10 171V170H9ZM8 171V172H9ZM32 171H33V169H32ZM35 171H33V173L35 172ZM44 172L45 171H47L46 169L45 170H43ZM75 171V170H74ZM82 171H83V169H82ZM125 171H126V169H125ZM130 171V170H129ZM139 171V170H138ZM163 171H166V170H163ZM170 171V170H169ZM171 171H173L172 170V168H171ZM173 171V172H174ZM198 171V170H197ZM196 170H195V172H197ZM200 171V170H199ZM203 171H204V169H203ZM12 172H14V174H18V171L16 172V171H12ZM12 172L10 173V175L12 174ZM25 173H29V171H24ZM24 172H22L21 174H24ZM41 172V171H40ZM50 172V171H49ZM58 172V171H57ZM59 172H61V171H59ZM72 172V171H71ZM79 172V171H78ZM95 172V171H94ZM102 172H104V171H102ZM111 172V171H110ZM202 172V171H201ZM201 172H200V174H201ZM7 173V171L4 173L5 175H7V176H9L8 174H6ZM43 173V172H42ZM47 173V172H46ZM53 173V172H52ZM73 173H75V172H73ZM81 173V172H80ZM84 173V172H83ZM123 173H124V171H123ZM129 173V172H128ZM127 173V174H128ZM133 173V172H132ZM159 173V172H158ZM157 173V174H158ZM180 173V172H179ZM183 173V172H182ZM191 173H193V172H191ZM218 173V172H217ZM21 174L20 175H18V176H21ZM36 173H34V174H32L33 175V177H34V175H35ZM37 174H39V172H37ZM44 174V173H43ZM53 174H57L56 172L55 173H53ZM64 175H66L65 174V171H64V173H63ZM62 174V175H63ZM117 174V173H116ZM125 174V173H124ZM126 174V175H127ZM145 174V173H144ZM163 174V173H162ZM203 174H204V172H203ZM0 175H2L1 173H0ZM13 175V174H12ZM27 176H28V174H26ZM50 175V174H49ZM60 175H61V173H60ZM72 175V174H71ZM74 175H76V174H74ZM109 175V174H108ZM112 175V174H111ZM121 175V174H120ZM123 175V174H122ZM133 175H134V173H133ZM152 175V174H151ZM156 175V174H155ZM155 175H154V177H155ZM159 175V174H158ZM170 175V174H169ZM173 175V174H172ZM3 176V175H2ZM1 176V178H5V176H3L2 177ZM16 176V175H15ZM30 176H31V174H30ZM44 176H46V174L44 175ZM113 176V175H112ZM118 176V175H117ZM132 176V175H131ZM165 176H166V174H165ZM171 176V175H170ZM176 176V175H175ZM181 176V177H182ZM210 176H212V175H210ZM11 177V176H10ZM24 178H25V174H24V176H23ZM32 177V178H33ZM39 177V176H38ZM58 177V176H57ZM86 177V176H85ZM115 177V176H114ZM150 177V176H149ZM152 177V176H151ZM159 177H161V175H159ZM0 178V179H1ZM17 178V177H16ZM42 178V177H41ZM59 178V177H58ZM65 178V177H64ZM91 178V177H90ZM98 178V177H97ZM128 178V177H127ZM140 178V177H139ZM158 178V177H157ZM166 178H167V176H166ZM186 178H187V176H186ZM204 178V179H203ZM7 179V178H6ZM12 179H14V181H12V182H10V183H16L17 181L15 180V178L13 177ZM19 179H21L22 180V178H18V180ZM27 179H28V177H27ZM26 179V180H27ZM135 179H137V178H135ZM141 179V178H140ZM152 179H153V177H152ZM160 179V178H159ZM178 180V182H177V180ZM219 179V178H218ZM1 180H3V179H1ZM8 180H11V178H9ZM25 180V179H24ZM33 180H34V178H33ZM71 180H72V178H71ZM96 180V179H95ZM131 180V179H130ZM156 180V179H155ZM154 180V181H155ZM161 180V179H160ZM164 180H166V179H164ZM172 180V181H171ZM175 180V181H174ZM211 180V179H210ZM16 181V182H15ZM23 181V180H22ZM29 181V180H28ZM127 181V180H126ZM129 181V180H128ZM159 181V180H158ZM174 181V182H173ZM207 181V180H206ZM212 181V180H211ZM214 181V180H213ZM9 182H7L8 184H9ZM73 182H75V181H73ZM72 182V183H73ZM108 182V181H107ZM152 182V181H151ZM150 182V183H151ZM209 182V181H208ZM215 182V181H214ZM2 183V182H1ZM4 183V182H3ZM12 184V185H15V184ZM22 183V182H21ZM20 183V184H21ZM94 183H95V181H94ZM125 183V182H124ZM148 183V182H147ZM156 183H158V182H156ZM160 183H161V181H160ZM218 183V184H219ZM17 184V183H16ZM74 184V183H73ZM79 184V183H78ZM78 184H76L75 183V185H78ZM97 184V183H96ZM152 184V183H151ZM162 184V185H163ZM4 185V184H3ZM23 184H21V186H22ZM81 185V184H80ZM79 185V186H80ZM98 185V184H97ZM96 185V186H97ZM100 185V184H99ZM123 185V184H122ZM158 185H159V183H158ZM6 186V185H5ZM8 186V185H7ZM6 186V187H7ZM10 186V185H9ZM18 186H19V183H18ZM83 186V185H82ZM86 185H84V187H85ZM93 186H95V185H93ZM95 186V187H96ZM106 186H107V184H106ZM115 186V185H114ZM117 186V185H116ZM205 186V187H204ZM4 187V186H3ZM11 187V186H10ZM13 187V186H12ZM11 187V188H12ZM16 187H17V185H16ZM15 187V188H16ZM72 187V186H71ZM77 187V186H76ZM83 187V188H84ZM203 187V188H202ZM208 187V186H207ZM261 189H260V188ZM5 188V187H4ZM17 188H19V187H17ZM69 188H70V186H69ZM75 188V187H74ZM80 188V187H79ZM87 188H88V186H87ZM86 188V189H87ZM92 188H94V187H92ZM91 188V189H92ZM145 188V187H144ZM151 188V187H150ZM255 188H257V191L255 192V194H257V193H260V194H257L256 196H254V198H252L251 196H253V194H254V192H253V194H250ZM2 189V188H1ZM5 189H8V188H5ZM4 189V190H5ZM72 189V188H71ZM78 189V188H77ZM140 189V188H139ZM157 189V188H156ZM262 190L261 192H258V191H260V190ZM60 190V189H59ZM68 190V189H67ZM79 190L80 189H78V192H79ZM147 190V189H146ZM149 190V189H148ZM151 190V189H150ZM252 190V191H251ZM69 191V190H68ZM73 191H76V189L75 190H73ZM81 191H82V189H81ZM137 191V190H136ZM135 191V192H136ZM143 191V190H142ZM163 191H165V190H163ZM219 191V192H218ZM243 192V191H245V194L244 193H242V194H244L245 196V198L243 197V196H241L238 192ZM251 191V192H250ZM1 192V191H0ZM141 192V191H140ZM155 192V191H154ZM160 192V191H159ZM204 192H205V195H204ZM215 192H217V193H215ZM2 193V192H1ZM4 193V192H3ZM69 193V192H68ZM71 193H73L72 191H71ZM77 193V192H76ZM81 193V192H80ZM79 193V194H80ZM129 193V192H128ZM142 193V192H141ZM162 193V192H161ZM203 193V194H202ZM214 193L216 194V195H214ZM238 193V194H237ZM13 194V193H12ZM136 194V193H135ZM143 194V193H142ZM237 194V195H236ZM69 195H70V193H69ZM74 195V193L72 194V195H70L71 197ZM144 195V194H143ZM147 195V194H146ZM238 195H240L241 197L240 198H244L243 200H242V203H241V201H240V205H239V202L238 201H236V199H239L240 200V198H237V197H239ZM249 195H251L250 197L252 198L249 202H248V200L249 199H247L248 197H249ZM2 195H0V197H1ZM3 196H5V194L3 195ZM2 196V197H3ZM75 196V195H74ZM79 196V195H78ZM82 196V195H81ZM125 196V195H124ZM145 196V195H144ZM159 196V195H158ZM127 197V196H126ZM126 197H125V199H126ZM137 197V196H136ZM143 197V196H142ZM148 196H146V198H147ZM13 198V197H12ZM70 198V197H69ZM114 198V197H113ZM124 198V197H123ZM154 198V197H153ZM3 199V198H2ZM1 199V200H2ZM88 199V198H87ZM142 199V198H141ZM140 199V200H141ZM150 199L151 198H149V204L148 205H150V203L152 202V201H150ZM4 200V199H3ZM2 200V201H3ZM111 200V199H110ZM113 200V199H112ZM123 200V199H122ZM127 200V199H126ZM126 200H124L125 202H127ZM152 200H154V199H152ZM164 202H167V203H162V201ZM204 200H206V203L204 202ZM2 201H0V202H2ZM11 201V200H10ZM70 201H71V199H70ZM118 201H120L119 199L117 200V205H118ZM132 201H133V199H132ZM134 201H136V200H134ZM143 202H144V204H145V200L143 199L142 200ZM148 201V200H147ZM203 202L204 204H203V206H199V208H200V210H202L203 209V207H204V209L202 210V211H198L199 210V208H198V205H197V207H195L194 209H196V210H194V209H192L193 207V205H195V204H198V203H195V202ZM14 202V201H13ZM18 202V201H17ZM68 201H66V203H67ZM111 202V201H110ZM116 202V201H115ZM141 202V201H140ZM142 202V203H143ZM155 202V203H156ZM199 202V203H200ZM236 202L238 203V205H239V209H240V211H236V208H237V205H236ZM65 203V202H64ZM65 203V204H66ZM69 203V202H68ZM70 203H72V202H70ZM131 203V202H130ZM135 203V202H134ZM147 203V202H146ZM159 203H162L163 205L165 204L166 206H164V209H163V207L162 206H160L161 204H159ZM195 203V204H194ZM74 204V202L71 204V205H73ZM112 204V203H111ZM125 204V203H124ZM136 204H139V202H136ZM151 204H153V203H151ZM158 204H159V206H158ZM11 205V204H10ZM122 205V204H121ZM128 205V204H127ZM135 205V204H134ZM142 205V204H141ZM202 205V204H201ZM236 205V206H235ZM12 206V205H11ZM70 206V205H69ZM69 206H67L68 207V209H69ZM79 206V205H78ZM120 206V205H119ZM119 206H118V208H119ZM124 205H122V207H123ZM168 206H170V208L168 207ZM235 206V207H234ZM121 207V208H122ZM129 207V206H128ZM128 207H126V208H128ZM133 207H136L137 209L139 208V207H137L136 205L135 206H133ZM141 207V206H140ZM144 207V206H143ZM142 207V208H143ZM145 207H146V204H145ZM153 207V206H152ZM166 207H168V208H166ZM174 209H173V208ZM235 209H234V208ZM242 208V210H241V208ZM24 209H25V207H23ZM65 208V207H64ZM72 208V207H71ZM80 208V207H79ZM117 208V207H116ZM117 208V209H118ZM121 208H120V210H121ZM147 208V207H146ZM154 208V207H153ZM166 208V209H165ZM238 208H237V210H238ZM65 209H67V208H65ZM115 209V208H114ZM130 209V208H129ZM128 209V210H129ZM132 209H134V208H132ZM141 209V208H140ZM171 209H173V210H171ZM192 209V210H191ZM30 210V209H29ZM32 210V209H31ZM72 210V209H71ZM122 210H124V209H122ZM121 210V211H122ZM139 210V209H138ZM145 210V209H144ZM148 210V209H147ZM167 210H170V211H168V213H167ZM21 211V210H20ZM27 211H28V208H27ZM68 211V210H67ZM80 211V210H79ZM117 211V210H116ZM119 211V210H118ZM131 210H129V212H130ZM139 211H142L143 212V210H139ZM139 211H137V212H139ZM166 211V212H165ZM24 212V211H23ZM36 212V214L35 215H37V211H35ZM63 212H66V211H64L63 210ZM112 212H113V210H112ZM115 212V211H114ZM132 212H133V210H132ZM202 212V213H201ZM77 213H79V212H77ZM116 213V212H115ZM140 213V212H139ZM156 213H157V215H156ZM22 214H24V213H22ZM29 214V213H28ZM31 214H32V212H31ZM82 214V213H81ZM80 214V215H81ZM104 214V215H103ZM110 214V213H109ZM114 214V213H113ZM117 214V213H116ZM122 214H123V212H122ZM128 214V212L126 213V215ZM131 214V213H130ZM130 214H128V215H130ZM143 214H145L144 212L142 213V215ZM148 214H149V212H148ZM235 214H236V216H235ZM71 215H73V213L71 214ZM101 215V214H100ZM102 217H106L107 216V214L105 215V213H102ZM120 215V214H119ZM132 215H133V213H132ZM136 215H138L139 216V214L138 213H136ZM135 215V217H137ZM141 215V214H140ZM146 215V214H145ZM198 215H200L201 217H199ZM15 216V215H14ZM17 216V218H18V216L19 215H16ZM16 216H15V218L14 219H16ZM23 217H24V215H22ZM28 215L26 214V221H27V219L28 218H30V216L29 217H27ZM81 216H85L84 214H82ZM98 216V215H97ZM110 216V215H109ZM12 217V216H11ZM32 217V216H31ZM99 217V216H98ZM97 217V218H98ZM101 217V218H102ZM111 217H112V215H111ZM110 217V218H111ZM124 217H120L122 220H123V218ZM133 217V216H132ZM135 217H134V219H135ZM140 217V216H139ZM142 217V216H141ZM140 217V218H141ZM10 218V217H9ZM33 218L34 217H32V219L31 220H33ZM70 218V217H69ZM68 218V219H69ZM71 218H78V215H77V217H76V214H75V216L74 217H71ZM80 218V217H79ZM85 218H86V216H85ZM85 218H83V219H85ZM113 218V217H112ZM146 218H147V216H146ZM153 218L154 220H152L151 221V219ZM83 219H81V220H83ZM86 219H88V218H86ZM107 219V218H106ZM118 219H119V217H118ZM117 219V220H118ZM125 219V218H124ZM142 220H144V218L142 217L141 218ZM141 219H138V220H140V223H141ZM18 220V219H17ZM30 222H33V221H35V220H33V221H31L30 219H28ZM40 220V219H39ZM65 220V219H64ZM64 220H62V221H64ZM74 219H72V221H73ZM79 220V219H78ZM105 219H103V222H104V224H105V222H106V220L104 221ZM110 220H112V219H110ZM109 220V221H110ZM120 220V219H119ZM122 220H120V222L122 221ZM126 220V219H125ZM156 220V221H155ZM60 221V220H59ZM69 221V220H68ZM68 221H67V223H68ZM96 220H94V222H95ZM101 221V220H100ZM108 221V222H109ZM115 221H116V219H115ZM144 221V222H145ZM12 222H14V221H12ZM75 221H73V223H74ZM81 222V221H80ZM79 222V223H80ZM84 222V221H83ZM93 222V221H92ZM93 222V224H95ZM119 222V223H120ZM123 222V223H124ZM133 222V223H132ZM144 222H142L143 224H144ZM15 223V222H14ZM29 223V222H28ZM61 223H63V222H61ZM69 223H70V221H69ZM78 223V224H79ZM84 223H86V224H88V223H90L91 225H92V223L91 222H84ZM83 223V224H84ZM110 223V222H109ZM112 223H113V220H112ZM122 223V224H123ZM138 223V222H137ZM141 223V224H142ZM13 224V223H12ZM12 224H11V226H12ZM29 224H31V223H29ZM41 224V223H40ZM65 224H66V221H65ZM71 225H72V223H70ZM77 224V223H76ZM86 224H84V225H86ZM90 224H89V227H90ZM100 224H101V222H100ZM104 224H102L103 226H104ZM135 224V223H134ZM142 224V225H143ZM27 225V224H26ZM34 225V224H33ZM32 225V229L35 227V226H33ZM37 225H39V224H37ZM44 226L46 225V224H43ZM55 226V224H52V226ZM58 225H60L59 223H58ZM74 225V224H73ZM105 225H107V224H105ZM137 224H135V226H136ZM138 225H140V224H138ZM42 226V225H41ZM53 226V227H54ZM62 226H64V225H62ZM78 226V225H77ZM81 226V225H80ZM98 226H99V223H98ZM114 226V227H115ZM132 226V227H131ZM144 226V225H143ZM13 227V226H12ZM38 227H40V225L38 226ZM46 227H47V225H46ZM46 227H45V230H47L46 229ZM48 227H49V225H48ZM53 227H52V229H53ZM58 226H56L55 228H57ZM69 227V226H68ZM72 226H70L68 229H70V230H72V228H71ZM73 227H76L75 225L73 226ZM82 227V226H81ZM99 227H101V226H99ZM109 227V226H108ZM107 227V228H108ZM112 227V226H111ZM111 227H109V228H111ZM127 227H130V230L131 231H129L128 229H127ZM0 228H1V226H0ZM36 228V227H35ZM42 228H43V226H42ZM51 228V227H50ZM49 228V229H50ZM54 228V229H55ZM65 228H67L66 227V225H65ZM78 228H79V226H78ZM77 228V229H78ZM84 228V227H83ZM88 228V227H87ZM93 229H94V227H92ZM92 228H91V230H92ZM103 227H101V231L103 230L102 229ZM106 228V229H107ZM143 228V227H142ZM13 228H11V229H9L10 231L12 230ZM15 229V228H14ZM29 229V228H28ZM39 229H41V228H39ZM38 229V230H39ZM51 229V230H52ZM59 229V228H58ZM62 229V228H61ZM74 229V228H73ZM77 229H74V231L73 232H76V230ZM85 229V228H84ZM95 229H96V231H98L97 230V228H96V225H95ZM16 230V229H15ZM30 230H31V227H30ZM29 230V231H30ZM45 230H42L41 229V231L43 232V231H45ZM64 228H63V231L62 232H64ZM69 230V232H70V235L72 234L73 235V233H71L72 231H70ZM80 230H81V228H80ZM89 230V229H88ZM111 230V229H110ZM113 230H114V228H113ZM112 230V231H113ZM146 230V231H145ZM222 230V231H221ZM28 231V230H27ZM28 231V232H29ZM54 232H57L56 231V229L55 230H53ZM52 231V232H53ZM59 231V230H58ZM67 230H65V232H66ZM85 231V230H84ZM83 231V232H84ZM95 231V230H94ZM103 231H105V230H103ZM107 232H108V230H106ZM106 231H105V233H106ZM126 231V232H125ZM129 232V234L131 233V232H133V233H131L132 235L131 236H129V234H127L126 235V233H128ZM224 231H225V233H224ZM2 232H3V230H2ZM1 232V233H2ZM34 232H36V231H34ZM39 232H40V230H39ZM47 232H49V231H47ZM46 232V233H47ZM51 232V233H52ZM53 232V233H54ZM59 232H61V231H59ZM59 232H57L58 234V236L61 234H59ZM65 232L63 233V234H65ZM68 231H67V235H69L68 233H69ZM82 231H80V233H74V234H78L77 236H79V234H81V233H83ZM87 232V234L89 233L88 231H86ZM92 232H93V230H92ZM110 232H111V235L109 236V234H110ZM125 232V233H124ZM143 232H145L144 233V235L142 234ZM222 232H223V235H222ZM1 233H0V235H1ZM8 233V232H7ZM13 233H15V232H13ZM22 233V232H21ZM24 233V232H23ZM22 233V234H23ZM25 233H26V231H25ZM24 233V234H25ZM30 233V232H29ZM37 233V232H36ZM45 233V234H46ZM53 233H52V237L51 236H48V237H50V247H49V245L48 244H45V246L46 245H48V247L49 248H47V250H46V248H45V250L44 249H42V250H44V252L45 251H47V253H49L52 257H53V259H52V257H50L51 259H50V262L51 263H53V264H56V261L55 260H58V259H60L61 258V256L59 255L60 254V251H61V253H63V251H64V253L65 252H67L68 251V248H69V250L70 249H72V250H74L75 249V253H76V249L78 248V246L77 245H75V248L71 245V243L72 242H75V241H72V240H69L70 238H72V236H68L69 237V241L67 240V238L65 237L66 236V234L65 235H60V237H58L55 233H54V236H53ZM91 233V232H90ZM96 234H99L100 233V235H102V233L101 232H95ZM220 233V235H222V236H220V235H218ZM10 234V233H9ZM9 234H7V236L9 235ZM12 234V233H11ZM17 234V236H18V234L20 235V233H16ZM21 234V235H22ZM27 235H28V233H26ZM40 234H41V232H40ZM44 233L42 234L43 236L45 235ZM49 234V233H48ZM85 235H87L86 233H84ZM96 234H95V236H96ZM103 234H104V232H103ZM143 236H142V235ZM228 234V235H227ZM2 235H4V233H2ZM20 235V236H21ZM32 235V234H31ZM34 235V234H33ZM36 235V234H35ZM38 235L39 234H37V236L36 237H38ZM42 235H41V239L40 240H42L43 241V239H44V237H43V239H42ZM89 235V234H88ZM94 235V234H93ZM105 235V234H104ZM114 235H116V236H114ZM124 235V236H123ZM227 235V236H226ZM6 236V235H5ZM6 236V237H7ZM12 236L13 235H11L10 236V238H12ZM16 236V235H15ZM25 236V235H24ZM29 236H30V234H29ZM40 236V235H39ZM56 236V238H54ZM75 236V235H74ZM81 236H84V235H81ZM81 236H80V239H82L81 238ZM92 236V235H91ZM148 236H149V238H148ZM220 236V237H219ZM0 237H2V236H0ZM22 237V236H21ZM20 237V238H21ZM35 237V236H34ZM58 237V238H57ZM63 237H65V238H63ZM94 236H92V238H93ZM96 237H98V236H96ZM96 237H94V238H96ZM101 237V236H100ZM103 237V236H102ZM105 237H103V239L105 238ZM224 237V238H223ZM4 238V237H3ZM2 238V239H3ZM9 238V237H8ZM8 238H6V239H8ZM9 238V239H10ZM30 238H32V236H30ZM53 238V241L51 240ZM77 238V237H76ZM76 238H74V240H77ZM85 238H87V236H85L84 237V239ZM88 238H91V237H88ZM129 238H127L128 239V242H130V243H132L130 240H129ZM146 238H148V239H146ZM1 239V240H2ZM5 239V238H4ZM13 239H14V237H13ZM33 239V238H32ZM37 239V238H36ZM38 239H39V237H38ZM99 239H102V238H99ZM103 239L101 240V242L103 241ZM106 239V238H105ZM104 239V240H105ZM21 240H22V238H21ZM35 240V239H34ZM34 240H32L33 242H37L36 240L34 241ZM40 240H38V241H40ZM60 240H63L62 242H60L59 243V241ZM64 240L65 241H67L66 243L64 242ZM86 240H88V239H86ZM90 240V239H89ZM97 240V239H96ZM95 240V241H96ZM113 240V239H112ZM145 240V241H144ZM148 240V241H147ZM5 241V240H4ZM16 241V240H15ZM18 241H19V239H18ZM28 241V240H27ZM47 241V240H46ZM91 241V240H90ZM95 241H92V243L94 242L95 243ZM98 241V240H97ZM106 241V240H105ZM107 241V242H108ZM142 241H143V243H142ZM146 241H147V244H146ZM8 240H7V245H9V244H12V243H9L8 244ZM11 242V241H10ZM20 242V241H19ZM22 242V241H21ZM23 242H24V240H23ZM22 242V243H23ZM47 242H49V240L47 241ZM51 242H52V245H51ZM69 242V243H68ZM79 242V241H78ZM77 241H76V243H78ZM81 242H82V240H81ZM111 242H113V243H111ZM144 242H145V244H144ZM149 242V243H148ZM154 242V243H153ZM5 243V242H4ZM18 243V242H17ZM30 243H32V242H30ZM39 243V242H38ZM38 243H36V245L38 244ZM44 243H46V242H44ZM65 243V244H64ZM103 243H100L101 245L103 244ZM111 243V244H110ZM122 243H124V244H121ZM139 243H141V244H139ZM1 244V243H0ZM13 244H14V242H13ZM16 244V243H15ZM15 244L14 245H12L11 246V248H12V252H13V254L15 255V253H16V256H14L13 254H11L10 252L11 251H9L8 249V253L7 252H5V248L7 247L8 248V246H6V244H5V248H4V252L1 250V247H3V246H0V250L2 251L1 253H0V264H38L41 260H39V262L36 260V262H34L35 261V256H38V255H34L33 253H31V252H26V253H24L23 251L22 252H16V250H20L21 248H23L22 246H21V248H19V249H17L16 247H17V245L19 246V244H16V246H15ZM24 244V243H23ZM25 244H27V243H25ZM35 243H32V245H34ZM57 244H60L58 247H57ZM62 244V245H61ZM80 244V243H79ZM82 244V243H81ZM84 244V243H83ZM100 244H97V245H100ZM114 244V245H113ZM116 244H119V246H118V248L116 247L117 245ZM127 244H125L126 246H127ZM21 245V244H20ZM30 245L31 244H29L28 245V247L30 248ZM31 245V246H32ZM95 245H96V243H95ZM110 245H113V246H110ZM153 245V246H152ZM14 246H15V248L16 249H13L14 248ZM27 246V245H26ZM25 246V247H26ZM43 246V245H42ZM82 246V245H81ZM81 246H79V252L81 251V249H82V247ZM84 246V245H83ZM93 246V245H92ZM121 246H123V248H125V250H122L123 248L121 247ZM140 246V247H139ZM162 246H164V247H162ZM172 246V247H171ZM85 247V246H84ZM83 247V248H84ZM96 246H94L93 248H95ZM98 248H100V246H97ZM189 247V248H188ZM192 247L193 248H195V249H192ZM197 247V248H196ZM32 248H33V251H34V247L32 246ZM90 248V247H89ZM122 248V249H121ZM144 248V249H143ZM10 249V248H9ZM25 249V248H24ZM85 249H88V247L86 248L85 247ZM117 249H119L120 251L122 250V251H126V253L124 252H120V251H118ZM137 251H136V250ZM6 250V251H7ZM11 250V249H10ZM14 250H15V252H14ZM26 250H28L27 248L25 249V251ZM35 250H36V248H35ZM41 250V249H40ZM67 250V251H66ZM83 250V249H82ZM91 250H92V252H91V254H96L95 252L93 253V251L94 250H96V249H92L91 248ZM98 251H99V249H97ZM151 250V251H150ZM165 250L163 251V252H165ZM28 251H31V250H28ZM37 251V250H36ZM38 251H39V248H38ZM71 251V250H70ZM70 251H68V252H70ZM77 251H78V249H77ZM118 251V252H117ZM35 252V251H34ZM44 252H41V254H39L40 253V251H39V255H43V253ZM72 252V251H71ZM87 252V251H86ZM90 252V251H89ZM88 252V253H89ZM115 252V250L113 251V253ZM119 252H120V254H119ZM139 252V255H140V253H141V250L140 251H138ZM6 253V254H5ZM10 253V254H9ZM37 253V252H36ZM63 253V254H64ZM82 253V258L84 259V261H82V260H77V258L79 259V253H77L76 255H77V258H76V260H75V263H71V264H76L78 261H82L81 262V264L83 263V264H97L96 262H93L92 261V257L91 256H89L90 258H88V259H85V257L87 258L88 257V255L85 253V251H83V252H80V254ZM101 253V252H100ZM100 253L98 252V255H100ZM102 253H101V255L100 256H97V258L99 257V258H101V260L98 262L99 264H100V262H101V264L102 263H105L106 261V259H104L105 257L104 256H102ZM123 253V254H122ZM129 255H128V254ZM141 253V254H142ZM20 254V255H19ZM21 254H23L24 256H26V255H28L29 257H32L31 258V260L29 261V259L27 258V257H23V255L21 256ZM26 254V255H25ZM30 254H33V256H31ZM46 254V253H45ZM67 254V253H66ZM65 254V256H67ZM71 254H73V253H70V255ZM84 254H86V255H84ZM108 254V255H107ZM125 255V256H123L122 257V255ZM172 254V255H171ZM174 254V255H173ZM49 255V256H50ZM62 255V254H61ZM73 255H75V254H73ZM118 255L120 256V257H118ZM133 255H135L134 253H133ZM143 255V254H142ZM153 255V254H152ZM155 255L154 256H152L153 257V259H154V257H155ZM159 255V256H158ZM199 255V256H198ZM46 256V255H45ZM57 256H60V258L58 257L57 258ZM64 256V257H65ZM115 256V257H114ZM126 256V257H127ZM132 256V257H131ZM168 258H167V257ZM171 256H174V259H173V257H171ZM202 257L201 259H204L205 258V260H203L202 262H201V260H200V258L199 257ZM203 256H204V258H203ZM95 257V256H94ZM93 257V260H95L96 261V259L97 258H94ZM102 257H104V258H102ZM113 257H114V259L117 257V259H116V261L114 260L113 261ZM139 258V256H138V253L136 254V259H138ZM140 257H141V255H140ZM148 257V258H149ZM166 257V258H165ZM172 259H171V258ZM34 258V261L32 260ZM47 259L49 258L48 257V255H47V257H46ZM45 258V259H46ZM65 258H67V257H65ZM70 258V257H69ZM118 258H121V259H118ZM170 258V259H169ZM42 259V258H41ZM46 259V260H47ZM64 259V258H63ZM70 259H73V258H70ZM66 260V259H64V260H62V259H60V261H59V264L61 263V260H62V262L64 261V262H66V261H69V262H71V260ZM89 259H91V260H89ZM103 259H104V261L105 262H102L103 261ZM127 259H128V257H127ZM126 259V260H127ZM136 259H133V262H132V260L130 261V262H132L133 264H135V260ZM146 259V258H145ZM145 259H143L142 258V261H143V263H144V260ZM168 261H167V260ZM49 260V259H48ZM138 260H140V258L138 259ZM138 260H137V262L136 263H138ZM156 260V261H157ZM158 260V261H159ZM165 260V261H164ZM171 260H173V261H171ZM200 260V261H199ZM33 261V262H32ZM73 261V260H72ZM107 261L109 262V259H107ZM120 261V262H119ZM129 261H127V263L129 264ZM142 261L140 262L141 264H143L142 263ZM155 260H153L152 261V263L151 264H155V262H154ZM162 261V262H161ZM171 261V262H170ZM44 262V261H43ZM49 262V261H48ZM47 261H46V263L47 264H49ZM64 262H63V264H64ZM80 262H78V263H80ZM105 263V264H110V263ZM116 262V263H117ZM146 262V261H145ZM42 263V262H41ZM45 263V264H46ZM77 263V264H78ZM127 263H125V264H127ZM159 263V262H158ZM171 263V264H172ZM43 264V263H42ZM58 264V263H57ZM67 264V263H66ZM68 264H70V263H68ZM123 264H124V262H123ZM139 264V263H138ZM145 264V263H144ZM147 264H149V262L147 263Z\"/></svg>",
	"mask_w": 264,
	"mask_h": 264
},
{
	"label": "rangeland",
	"instance_id": "2",
	"mask_svg": "<svg viewBox=\"0 0 264 264\" xmlns=\"http://www.w3.org/2000/svg\"><path fill=\"white\" fill-rule=\"evenodd\" d=\"M225 1H226V3H225ZM229 2H233V1H230V0H228ZM227 0H224V2L223 1H219V0H217V2H216V4H217V6L215 5V3H213V5H215V7H211V9H214V10H216L215 11V13L213 12V10H212V14H213V16H214V14L216 15L217 13H219V19H225L224 21L225 22H228V21H226L227 20V18H228V16L230 17L231 15L229 14V15H227V13L230 11L231 12V14L233 13V14H235V13H238V14H240L239 16H238V20H237V22H240V20H241V22L244 24V26L246 27H248V28H250V25H253L254 26V24H256L257 22L256 21H252L251 19L252 18H250L251 16H253L254 14V12L251 10V13L252 14H250L251 16H246V17H244L245 16V14H244V12H243V8H241L239 5H242V4H237L236 6H234L235 4L234 3H232V4H234L233 5V8H232V4H228L227 2H228ZM235 1V0H234ZM239 1V0H238ZM215 2V1H214ZM240 2V1H239ZM235 3H237V1L235 2ZM241 3V2H240ZM210 4H211V2H210ZM224 4V5H223ZM227 5H229L230 6V8H229V6H227ZM211 6V5H210ZM237 6H239V8H241V11H242V13L244 14V16L241 14V12L239 13V12H237V10H240V9H238V7ZM217 7H219L218 9H220V8H222V9H224L225 7L228 9H224L225 11H228L226 14L225 13H222L221 12V14H220V10L222 11V9H220V10H218L217 9ZM224 7V8H223ZM234 8H237V10H235ZM229 9H231V10H229ZM217 10H218V12H217ZM234 10H235V12H234ZM209 11L210 12H208V13H211V10L209 9ZM224 11V12H225ZM169 11H167V13H168ZM173 12H174V10H173ZM173 12H170L172 15H175L176 13H179V12H176V13H174L173 14ZM217 12V13H216ZM180 13H181V11H180ZM190 13L191 12H189L188 14H186V13H184L183 15L185 16H189L190 15ZM182 14V13H181ZM191 14H193L192 15V17H193V19L194 20H196V16H195V13L192 11V13ZM211 14V15H212ZM223 14H225L224 16L225 17H227V18H225L224 16H223V18L221 17ZM238 14H236V15H238ZM176 15H178V14H176ZM180 15V14H179ZM183 15H181L182 16V18L180 17V19H179V21L181 22V24H179L178 22L179 21H176L175 22V24H179L178 25V27H176L177 25H174V28L172 29V27L173 26H170L169 28L167 27H165V26H168V25H166V24H171V25H173L172 23H174L173 21H175V20H177L178 19V17H177V19L175 18L171 23L169 22V21H167V22H169V23H166V22H164L165 23V26H163V29H164V27L166 28V32H168V35H167V33L166 32H164V33H162L164 30L162 29V31H160V33H159V35H163L162 37V39H161V36H160V39L163 41L162 43V45H163V49L162 48H160V46H158L157 44H154L153 42V44H151V45H155V47H151L150 48V50L148 51V49L149 48H147V55H148V52L150 53L147 57H146V55L143 57V54H141V53H143V51L142 50H140L139 52H138V50H137V52H138V54L140 53L141 55H139V56H136V54H134V53H132V52H126L127 54H129V56H127V54H126V56L129 58L128 59V62H129V60H130V62L129 63H131V61H132V63L130 64V66H129V63H127V57L125 56V61H123L124 59H122V63H120V59L118 60L117 58H118V56H116V55H118V54H116L115 56L117 57V58H115V59H111V58H113L114 57V52L115 51H113V50H110L108 53H112V56H109V57H111V58H109V59H111V60H109L107 57V59H108V64H106L105 62L106 61H104V59H106V58H102V61L105 63H103V66L105 65V67H101V68H105L107 71H103V70H101V68H100V70L101 71H103V72H107L108 74H109V76L107 75V73H103V72H101V74L99 73V72H97V73H94L95 71H93V69L95 70V68H93V69H90L91 67H87V69L85 68V67H83L84 69V71L86 70V72H84L85 73V76L82 74L80 77H79V79L80 78H83L82 80H84L85 79V81H88V82H83L81 79H80V81H79V83L78 82H76L75 84L73 83V87L74 88H76V87H78L79 86V84H80V87H81V89L82 88H84V90H81L80 89V87H78V89L79 90H81V92L79 91V90H77V88H76V90H75V92L73 91V88H72V92H70L71 93V95H70V93L67 95V93L65 92H62V91H60L59 90V88L57 89V87H60L61 86V83H63L62 84V88H61V90H64L63 89V87L66 85L65 84V79L63 80V81H61V83H60V81H59V83L57 84V86L56 87H54V86H52V88H56L57 89V91H58V94H56L57 93V91H56V93H55V91H53V89L51 90V88H50V86L48 87V91L49 92H47V93H50V94H46V92H45V95H44V97H46L45 99L46 100H43V95L41 94L42 92H41V90L40 91H38L39 92V94H38V92L36 91L37 89L39 90V88L37 87L36 88V86H32L33 88H30V89H32V90H34V91H36V94L34 93L33 94V96H38V97H35V98H38V99H35L33 96V98L31 99V95L32 94H30V95H28V97L30 98H28V99H24V101H23V98L22 99H12V103L11 102H9V104H14L13 102L15 101L16 102V100L17 101H19L18 103H20V104H17L16 103V105H18L17 106V108H16V106H15V104H14V107H12L13 105H10L9 106V108L8 107H6L7 108V110H5V111H8V113H9V111H10V108H11V114L10 115H12V116H10L9 114H7V119L9 118V121H7V119L5 120V118H6V112H4L3 114H5V118L3 117V114H2V120H3V118H4V120L5 121H2V123L0 122V134L2 133L3 135H0V139L2 140H0V164H1V166H3V165H5V166H3V167H1L0 166V173L3 175V176H5V178H1V176L2 175H0V178L1 179H3V180H1L0 179V191L2 192H0V195H4L5 194V196H1L0 197V201H2L3 199V201L2 202H0V226H1V228H0V233L2 232V230H3V232L2 233H4V235H2V233H1V235L0 236H2V237H0V246H5V244H6V246H8V248L6 247H1V250L4 252V248H5V252H7L8 253V250L9 251H11L10 253L11 254H13V250H12V248H11V246L12 245H14L15 243L16 244H19V246L17 245V249H19V248H21V246L23 247V248H21L20 250H16V252L18 251V252H24V253H26V252H31V253H33L34 255L36 254V255H38V256H35V261H34V258L32 259L34 262H36V260L39 262V260H41L38 264H45L46 263V261L48 262H50V257H52L49 253H47V248H49L50 247V237H48V236H51L52 237V233L54 232L53 230H55L56 229V231L57 232H59V231H61V232H59V234L60 235H65L66 233H67V231L69 232V230L70 229H68L70 226H72L71 228H72V230H70V231H72L71 233H73V235L71 234L70 235V232L68 233L69 235H67L66 234V238H67V240L69 239V237L70 236H72V238H70L69 240H72V241H75V242H72L71 243V245L75 248V245H77L78 246V251H77V249H76V253L74 252L75 251V249L74 250H72V249H70L69 250V248H68V251H70V252H68L67 250V252H65L64 253V251H63V253H61V251H60V256H61V258H60V256H57V258L59 257L60 259H62V260H64V259H66V260H69L70 258H73V259H70L71 260V262H69V261H66V262H64V264H68V263H75V260H76V258H77V253H79V259L77 258V260H82L83 258H82V253L80 254V252H83V251H85V253L88 255V257L86 258L85 257V259H88V258H90L89 256H95L94 258H97V256H100L101 255V253L103 252L104 254H105V250H108L109 248H111V247H109L108 245H105V243L107 244V243H109L110 242V240L111 241H113L114 242V238H112L111 239V237H113L112 235H113V232L115 233L116 231H118V233H120V230H121V228H122V226L125 224V222L127 221V222H129L128 220H130L131 218V220L132 221H135L136 220V218H137V222L135 221L134 223L135 224H137L136 226H135V224L133 223V225H134V227H139L138 228V231H139V229H141V230H143L144 231V228H146V227H148V229L150 230V228H149V226L147 225V224H149V223H151V222H148L147 224H146V222L147 221H150V220H148L149 218H148V216L150 217L151 216V214L150 213H152L153 215H154V211H155V209H156V207H157V203L159 202V201H157L156 202V199H159L160 200V197L162 196H164V194L166 193V186H168L167 184H173V183H171L170 181H169V183H167L168 181V179H169V177H172V178H170V179H174L173 177H175V178H177L178 177V175H179V177H180V180L179 181H181V179L183 178V176H184V178L183 179H185V180H192V181H194L193 179L195 178L194 176H196L198 173V178L200 179L202 176H205L204 178H205V186H206V188H209L210 187V185H212L211 183H213L214 185L216 184V186L215 187H217V189L220 187L221 188V186L223 185H221L220 186V181H224L225 179H223L222 180V176H224V170L227 168V169H230L231 171H235V172H240L239 170H241V167H244L245 168V166L247 167V168H252L253 166H249L248 167V165H247V161H251V160H253L256 156H257V151L256 150H254V151H252V152H250L249 150H250V148H251V150L254 148H256V146L255 145H257V143H255L254 142V144L252 145V146H250L249 147V144H251V143H249L248 144V146H246V147H244L245 149H249L248 151L250 152V153H257L256 155H255V157H254V155H252L253 156V158H250V157H252L250 154H249V152L247 153V152H242L243 150H245V149H241L240 147L239 148H237V149H235L234 148V146L232 147V149H230V147L229 148H226V147H228V146H226L225 144L227 143V136H228V134L229 133H231L232 131H233V128L235 129V131H240L241 129H242V127H244L246 124V119H248L249 118V115H247L248 117H246L245 115H243V114H245V112L243 113L242 112V109H243V106L241 105V104H244L245 105V107H244V109H243V111H247V107H250L251 106V104L250 103H254V104H259L258 105V107L259 106H261V105H263V104H261L260 105V103H262L261 101L262 100H260L261 99V95H260V93H263V99H264V91H262V90H264L263 88L262 89H260V87H259V84L258 83H256L257 84V88H256V86L254 87V82H258V81H260L261 79H259L260 77L262 78V80L264 81V78H263V76H264V73H262L261 71H263L264 69H261L262 67L264 68V62H263V60H264V54H263V51H260V53H256L257 54V56H259V59L257 60V58H254L255 56H256V54L255 55H253V54H251V55H249V56H246V55H248V54H246L245 53V49H246V47L247 46H249L248 44H252V45H256V41L258 42V40L260 39V33L263 31V29H261V24H258L259 25V27H260V30L258 29V31H260L259 33H258V31L257 30H255V27L256 26H251L252 27V29L253 30H255L258 34L257 35H259V37L257 36V38H256V34H254L253 32H255V31H252V32H250L249 30H248V28H245V30H247V31H245L246 33L249 31V34L247 35L244 31H243V28L244 27H239V26H236V24H235V26L237 27V29H235V28H232L233 27V22L234 23H236V20H232V19H235V17H237V16H234V18L232 17V19L230 20V18L228 19L229 21H232V22H230L231 23V26L232 27H227V26H230V24L229 23H227L226 25L227 26H224V25H221V26H223V29H222V31H221V29L219 28V27H221L220 26V24H221V22L220 23H218L217 24V21H219V20H217L215 23L217 24H215L214 26L216 27V29H218L219 31V33H221L222 32V34H219L218 32H217V30H216V32L218 33V34H216V35H218L219 37H217V36H215L214 35V31H213V29L215 28L212 24H211V26H213V29L211 28V30L213 31H211L210 30V34L211 33H213V35L216 37L215 39H214V41L215 40H217L218 42L216 43H214L213 42V44H211V41H210V43H209V38H208V42L206 43V41H205V39H207V37H208V34L207 35H204V31H205V29L204 30H202L201 29V31H202V33H200L199 32V34L198 35H200L199 37L200 38H198L197 37V33H198V30H200V28L199 27H197V28H199L198 30H197V28H196V26L194 25V24H192V23H195V21L194 20H192L191 21V19H190V23L193 25H191V24H186V23H189V18L187 19L186 18V20H187V22L185 21V22H183L185 19H183V18H185ZM221 15V16H220ZM241 16H243V17H241ZM176 17V16H175ZM190 17H191V15H190ZM191 17V18H192ZM216 17H218V15H216ZM215 17V18H216ZM255 17V16H254ZM214 18V17H213ZM214 18V19H215ZM243 18V19H242ZM248 18H249V20H248ZM256 18V17H255ZM255 18H253V20L255 19ZM181 19L183 20V21H181ZM216 20V19H215ZM246 20H248L247 22L249 23V26H248V23H246ZM257 20V19H256ZM220 21H223V20H220ZM251 21V22H250ZM197 22V21H196ZM252 22H254L253 24H250V23H252ZM200 23V22H199ZM211 23V22H210ZM209 23V24H210ZM246 23V24H245ZM183 24H186V25H188L187 27L185 26V27H183V28H181V25H183ZM196 24V23H195ZM222 24H224V22L222 23ZM229 24V25H228ZM233 24V25H232ZM239 24V23H238ZM243 24H242V26H243ZM197 26H200V24H196ZM257 25V24H256ZM257 25V26H258ZM180 26V27H179ZM205 26H208V25H205ZM204 26V27H205ZM240 26H241V24H240ZM196 28V29H194V28ZM225 27H227L228 29H229V32H230V34H229V32H224L223 30H225ZM259 27H257V28H259ZM189 28H191V30L189 29ZM193 28V29H192ZM206 28V27H205ZM208 29H209V26L207 27ZM206 28V29H207ZM222 28V27H221ZM235 31L234 32V34H236L238 31H240L241 29V31H243L244 33L242 34V35H247V36H249L250 34V39L247 37L246 38V36L244 37V36H239V35H241V33H239L238 34V36H237V38H236V36L234 35V36H228V35H232L231 33H233V30ZM256 28V29H257ZM263 28V27H262ZM172 29V30H171ZM174 29H177V30H175V32H173L174 31ZM179 29V30H178ZM188 29V30H187ZM228 29H226L227 31H228ZM231 29V30H230ZM251 29V30H252ZM189 30H190V32H189ZM192 30H194V31H196V33L194 32V31H192ZM215 30V29H214ZM181 31V32H180ZM177 32V33H176ZM181 33V34H185V36H187V34H188V36L187 37H185L186 39V41H187V38H189L188 40H190V39H192L191 41V43H189L188 41V43L190 44H188L189 45V47L187 46V45H185V47H187V49L188 50H190V48H191V50L188 52V50L187 49H185L184 48V40H182L181 38L183 37V36H181V34H179V33ZM186 32H188L187 34H186ZM215 32V33H216ZM255 32V33H256ZM264 32V31H263ZM190 33V34H189ZM193 33V34H192ZM227 33V34H226ZM54 34V33H53ZM57 34V33H56ZM56 34H54L53 36L55 37L56 36V40L54 41L55 42V44H54V42H53V45H55V50L56 51H59L58 52V54L59 53H61L60 52V47H62L63 45H60L59 46V48L57 49V47H58V43L60 42V40H59V35H56ZM178 34V35H177ZM201 34H203L204 36H207V37H205L204 38V36H202ZM263 33H261V35H262ZM159 35H158V33L156 34V35H153V36H156V37H158V41H156V43L158 42L159 44L161 43V40L159 39ZM196 35V36H195ZM212 35V34H211ZM210 35V37H212ZM255 36V39H254V37L251 39V37L252 36ZM164 36H167V37H164ZM173 36H175L174 37V40L171 38V37H173ZM189 36H191V37H189ZM226 36V37H225ZM150 37H152V35L150 36ZM149 37V38H150ZM170 37V38H169ZM177 37V38H176ZM201 37H203L204 39H202ZM240 38V40H242V41H240L239 40V38ZM245 39H244V38ZM61 38V37H60ZM155 38V37H154ZM154 38H151L152 40H157V39H154ZM165 38H167V42H169V43H166L165 42ZM169 38V39H168ZM184 38V37H183ZM194 38H198L197 39V41L196 40H194ZM219 38H221V39H219ZM223 38V39H222ZM229 38V39H228ZM233 38V39H232ZM243 38V39H242ZM176 39H177V41H176ZM203 41H202V40ZM211 39V38H210ZM219 39V40H218ZM224 39H228L229 40V42H227L226 40H224ZM234 39H235V42H234ZM238 39V40H237ZM247 39V40H246ZM53 40H54V38H53ZM159 40H160V42H159ZM178 40H180V41H178ZM182 40V41H181ZM201 40V41H200ZM223 40V41H222ZM185 41V42H186ZM196 41V42H195ZM205 41V42H204ZM226 41V42H225ZM238 41V42H237ZM165 42V43H164ZM176 42V43H175ZM183 45L182 47H183V50H182V47H180V43ZM194 42V43H193ZM201 42L203 43L202 45H201ZM222 42H224L223 44H221ZM234 42V43H233ZM62 43V41L60 42V44ZM172 43V44H171ZM211 45H209V44ZM167 44H169V46L167 45ZM191 44H194V45H191ZM198 44V45H197ZM206 44V45H205ZM221 44V45H220ZM231 44H232V48L231 47H228L229 48V50H228V48H227V46H231ZM236 44V45H235ZM76 46L78 45V44H75ZM150 45V46H151ZM161 45V44H160ZM165 45V46H164ZM176 45V46H175ZM199 45H201V47L200 48H197V47H199ZM215 45V46H214ZM217 45V46H216ZM241 45V46H240ZM244 47H243V46ZM159 48H158V47ZM168 48H167V47ZM173 46H175V47H173ZM213 46V47H212ZM73 47H75V46H72V49L73 50H71V48H69L70 50L69 51H74V52H76L75 50H77V48H73ZM157 47V48H156ZM162 47V46H161ZM173 48V50H172V48ZM179 47H180V50H179ZM211 47V48H210ZM217 47V48H216ZM218 47H221V48H218ZM240 48V50H239V48ZM0 48H1V46H0ZM89 48H91V47H89ZM88 48V51H90V49ZM175 48V49H174ZM177 48V49H176ZM203 48V50H201ZM227 48V49H226ZM3 49H5V48H2L1 50H3ZM61 49H64V48H61ZM151 49H154V50H151ZM155 49H156V51H157V49H158V51H161L160 53L157 51V52H155ZM160 49H162V50H160ZM170 49V50H169ZM195 49V50H194ZM244 49V50H243ZM6 50V49H5ZM169 50V51H168ZM182 50V51H181ZM196 50H199V51H196ZM239 50V51H238ZM243 50V51H242ZM4 51V50H3ZM7 51V50H6ZM112 51V52H111ZM136 51V50H135ZM134 51V52H135ZM154 51V52H153ZM168 51V52H167ZM176 51V52H175ZM179 51V52H178ZM187 51V52H186ZM192 51L195 53V52H199L198 54H202V56L200 55H198V54H196L195 53V55H197V56H195L194 55V53L192 54ZM204 52V55L206 54H210V56H207V57H212L211 59L212 60H210V58H209V61H208V58L206 57V55L204 56L203 55V53H201V52ZM236 51V52H235ZM5 52V51H4ZM166 52V53H165ZM182 53V55H181V53ZM184 52V53H183ZM186 52V53H185ZM206 52H208V53H206ZM240 52V53H239ZM242 52H244V54L242 53ZM71 53V52H70ZM107 53V56L109 55ZM117 53V52H116ZM163 53V54H162ZM173 54V56H176V57H172V54ZM213 53V54H212ZM237 53H239V56L241 57V56H245V58H244V56H243V58H244V63H243V61L241 62V60H239V56H238V54ZM135 56H134V55ZM153 54V55H152ZM161 54H162V56H161ZM168 54V55H167ZM170 54H171V56H170ZM178 54H180V56L178 55ZM184 54L186 55H189L190 57H188V60L186 59L187 58V55L185 56V58H184ZM234 54H236V55H234ZM241 54V55H240ZM243 54V55H242ZM125 55V54H124ZM152 55V56H151ZM157 55V56H156ZM160 55V56H159ZM212 55V56H211ZM217 55V56H216ZM220 57H219V56ZM234 55V56H233ZM104 56H106V54L104 55ZM131 56H132V58H131ZM178 56H179V58H178ZM181 56H182V58H181ZM191 56L193 57H195V59H193V62H195V63H193L192 62V60H191ZM235 56H236V58H237V60H238V62L236 61L235 62V60H236V58H235ZM91 58H92V56H90ZM136 57H138V58H136ZM142 57H143V59H142ZM146 57V59L147 60H145L144 58ZM154 57H156L155 59H153ZM169 57V58H168ZM204 57V58H203ZM216 57V58H215ZM254 58L255 60H251V58ZM263 57V58H262ZM124 58V57H123ZM148 58H150L151 59V61H150V59H148ZM162 58L164 59V60H162ZM166 58V59H165ZM177 58V59H176ZM180 58H181V60H180ZM207 58V59H206ZM136 59V60H135ZM141 59V60H140ZM168 59H170V60H172V61H170V60H168ZM174 59V60H173ZM178 59H179V61H178ZM182 59H183V61H182ZM186 59V60H185ZM201 59H205V60H207V61H203V60H201ZM215 59H216V63H214L213 64V60L215 61ZM218 59V60H217ZM240 59H242V58H240ZM262 59V60H261ZM116 60V61H115ZM152 60H154V61H152ZM158 60V61H157ZM165 61L166 63H164V62H162V61ZM167 60V61H166ZM190 60H191V63H190ZM195 60V61H194ZM198 60H199V62H198ZM200 60H201V64H200ZM243 60V59H242ZM111 61H112V63H111ZM118 61H119V63H118ZM138 61V62H137ZM140 61H141V63H140ZM157 61V63H155ZM170 61V62H169ZM175 61V62H174ZM187 61H189V63L187 62ZM219 61V62H218ZM250 61H252L251 63H250ZM256 61V62H255ZM258 61V62H257ZM263 62V63H261V62ZM115 62H116V64L118 63L119 64V66H118V64L117 65H115ZM125 62V63H124ZM135 62V63H134ZM137 62V63H136ZM161 64H160V63ZM171 63V64H169V63ZM172 62H173V64H172ZM176 62H178V64L179 65H183V66H185V68L184 67H181V66H179ZM188 64H187V63ZM206 62V63H205ZM209 62V63H208ZM234 62L235 63H237L236 64V66H235V69H237L236 70V72L235 71H233L234 70V66H232L233 64H234ZM240 62V64H238ZM246 62V63H245ZM257 63L256 64V66L254 65V63ZM124 63V64H123ZM146 63H150V64H146ZM152 63V64H151ZM182 63H184V64H182ZM199 65H198V64ZM212 65H215V66H212ZM241 63H243V64H241ZM247 63H250V64H247ZM252 63H253V65H252ZM261 63V64H260ZM110 64V65H109ZM112 64V65H111ZM121 64H123V65H121ZM139 64H141V65H139ZM143 64H144V66H143ZM165 64H168L169 66H171V68L169 67V66H167V65H164ZM175 64H176V66H175ZM186 64V65H185ZM189 64H194V67H193V65L192 66H190ZM203 64V65H202ZM205 64H207V65H205ZM217 64V65H216ZM246 64H247V66H246ZM107 65V66H106ZM109 65V66H108ZM114 65V66H113ZM120 65H121V67H120ZM147 65V66H146ZM154 65V66H153ZM156 65V66H155ZM161 65H163L162 67L159 66ZM173 65V66H172ZM202 65V66H201ZM212 67V69L209 67ZM235 65V64H234ZM242 65V66H241ZM262 67H261V66ZM116 66V67H115ZM122 66H123V68H122ZM129 66V67H128ZM138 66V67H137ZM142 66V67H141ZM197 66V67H196ZM199 66V67H198ZM230 66H232L233 67V69H232V67H230ZM244 66V67H243ZM250 66H252V67H250ZM254 66V67H253ZM111 67H113V68H111ZM133 68V72L131 73V70H132V68ZM145 67V69H141V68H144ZM153 67V68H152ZM154 67H155V69H159V70H155L154 69ZM169 67V68H168ZM176 67H179V68H177L176 69ZM188 67V68H187ZM204 67L206 68V69H204ZM226 67V68H225ZM229 68V70H228V68ZM237 67V68H236ZM239 67H240V69H239ZM261 67V68H260ZM114 68H115V70H114ZM117 68H119V69H117ZM127 68V69H126ZM139 70V71H137L138 72V74H143V73H145L144 75H145V77H144V79L142 78L144 75H138L137 74V72H135L136 70ZM139 68V69H138ZM149 68V69H148ZM164 68V69H163ZM180 68H181V70H183V72L180 70ZM199 68H201V69H199ZM231 68V69H230ZM249 68H250V71H249ZM251 68H252V71H251ZM254 68V69H253ZM257 68H259V69H261V70H257ZM57 69V68H56ZM104 69V70H105ZM112 71H111V70ZM131 69V70H130ZM154 69V70H153ZM163 69V70H162ZM167 69V70H166ZM170 69H172L171 71H170ZM173 69H175V70H173ZM194 70V72H195V74L194 73H192L193 72V70ZM198 69V70H197ZM204 69V70H203ZM210 69V70H209ZM239 69V70H238ZM242 69L244 70V73H243V71H242ZM257 71H256V70ZM55 70V69H54ZM91 72H90V71ZM123 70V71H122ZM135 70V71H134ZM141 70H143V71H141ZM145 70V71H144ZM146 70H147V72H146ZM152 70V71H151ZM178 71L177 73L178 74H180V75H175L176 74V72L175 71ZM186 70V71H185ZM190 70V71H189ZM202 70V71H201ZM208 70L210 71V72H208ZM242 72H241V71ZM245 70H247L246 72H245ZM38 71V70H37ZM44 71L45 70H43V71H41V69H40V71H38L37 72V74H35V75H39L40 74V76L41 77H43V73H44ZM56 71V70H55ZM89 71V73L88 74H86L87 72ZM114 71V72H113ZM118 71V72H117ZM120 71V72H119ZM128 71H130V73L128 74ZM151 71V72H150ZM158 72V73H156V72ZM163 72V73H165L164 75H163V78L161 77L162 76V74L163 73H161V72ZM166 71H167V73H168V76H167V73H166ZM170 71V72H169ZM184 71L185 72H189L188 73V75H187V73H185V74H183L184 73ZM192 71V72H191ZM203 71H207L206 72V74L203 72ZM212 71V72H211ZM224 71V72H223ZM232 71V72H231ZM239 71V72H238ZM253 71H254V74H253ZM256 71V72H255ZM35 72H36V70H35ZM93 72V73H92ZM110 72V73H109ZM112 72V73H111ZM135 72V73H134ZM141 72H143V73H141ZM154 72V73H153ZM228 72H229V74H228ZM231 72V73H230ZM233 72H235V73H233ZM241 72V73H240ZM252 72V73H251ZM264 72V71H263ZM103 73V74H102ZM122 73H123V75H122ZM147 73V74H146ZM149 73V74H148ZM152 73V74H151ZM169 73L171 74V75H169ZM175 73V74H174ZM183 75H182V74ZM199 73V74H198ZM202 73V74H201ZM208 73H210V74H208ZM237 73H239L238 75H239V77H237V76H234V75H237ZM250 73H251V75H250ZM260 73H262L261 75H260ZM45 74H46V72L44 73V76H45ZM91 74H93V75H91ZM94 74H95V76H94ZM96 74H100L101 76L102 75H104L103 77H100L99 75H96ZM115 74V75H114ZM117 74V75H116ZM132 76H131V75ZM136 75V76H133V75ZM156 74H158V75H156ZM191 74V75H190ZM194 74V75H193ZM198 74V75H197ZM232 74H233V76L234 77H232ZM244 74V75H243ZM246 74H248V75H246ZM256 74V75H255ZM257 74H258V76H257ZM91 75V76H90ZM107 75V76H106ZM147 75V76H146ZM156 75V77H154ZM174 75V76H173ZM186 75V76H185ZM220 75V76H219ZM226 75V76H225ZM227 75H229L228 77H227ZM242 75V76H241ZM93 76V77H92ZM98 76V77H97ZM107 78H106V77ZM167 77V79H168V81H167V79H166V77ZM171 76H173V77H171ZM185 76V77H184ZM205 78H204V77ZM225 76V77H224ZM244 76V77H243ZM251 76V77H250ZM253 76V77H252ZM260 76V77H259ZM36 77V76H35ZM124 77V78H123ZM134 77H135V80H134ZM148 77H150V78H148ZM159 79H162V80H158V78ZM165 77V78H164ZM171 77V78H170ZM179 77H180V79H179ZM183 77V78H182ZM243 77V78H242ZM248 77H250V78H248ZM258 77V78H257ZM37 78H40L39 76L37 77ZM99 78V79H98ZM103 78H105V80H107V81H104L105 83H103ZM110 78V79H109ZM136 78H139V80L138 79H136ZM148 78V79H147ZM153 78H155V80L153 79ZM157 78V79H156ZM177 78V79H176ZM228 78V79H227ZM236 78H238V79H236ZM247 78V79H246ZM86 79H88V80H86ZM91 79H92V81H91ZM97 79V80H96ZM115 79V80H114ZM119 79V80H118ZM129 79H131V80H129ZM141 79H143V80H141ZM147 79V81L150 79L152 82H150V80L146 83L145 82V80ZM172 79V80H171ZM174 79V80H173ZM201 79H203V80H201ZM241 79V80H240ZM245 81V82H243V80ZM256 79H259L258 81L256 80ZM100 80H102V81H100ZM113 80V81H112ZM137 80V81H136ZM170 80V81H169ZM194 80H196V81H194ZM201 80V81H200ZM227 80H231V82H227ZM233 80H235L236 81V83H240V86L241 87H239L238 86V84H237V86H235V83H234V81ZM251 80V81H250ZM83 82V84H84V86H82V82ZM94 81H96L97 83H95ZM109 81V86H108V84L106 83V82H108ZM122 81V82H121ZM131 81H132V83H131ZM133 81H135V82H137V84L135 83V82H133ZM138 81H140V82H138ZM143 81H144V83H143ZM165 81V82H164ZM179 81V82H178ZM183 81V82H182ZM238 81H240V82H238ZM248 81V83H246ZM40 82L41 81H39V83L37 84V86H39V84H40ZM51 82V81H50ZM56 81H54V83L53 84H56L55 83ZM130 82V83H129ZM160 82V83H159ZM192 82V83H191ZM200 82V83H199ZM204 84V86H203V84ZM206 82V83H205ZM208 82V83H207ZM221 82V83H220ZM226 82V83H225ZM252 82V83H251ZM36 83H37V81H36ZM35 83V84H36ZM52 83V82H51ZM50 83V84H51ZM87 83H89V84H87ZM102 83V84H101ZM112 83V84H111ZM134 83V84H133ZM171 83V84H170ZM179 83V84H178ZM196 83H197V86L199 87L200 86V84H201V86H200V90L198 89V87L196 86ZM215 83H216V87H215ZM231 83V84H230ZM245 83V84H244ZM34 84V83H33ZM47 84H48V82H47ZM86 84H87V86H86ZM94 84H95V86H94ZM132 84H133V86H132ZM135 84H136V86H135ZM165 84H166V86H165ZM187 84H188V86H187ZM190 84H191V86H190ZM224 84H225V86H224ZM227 84H229V86H230V88H229V86L228 87H226L227 86ZM248 84H249V86H251L250 88H249V86H248ZM89 86V87H88ZM93 86V87H92ZM99 86V87H98ZM103 86V87H102ZM106 86V87H105ZM114 86L115 88H113V91L111 90V88ZM131 86V87H130ZM139 86V87H138ZM141 86V87H140ZM143 86V87H142ZM146 86V87H145ZM174 86H176V88L174 87ZM178 86V87H177ZM187 86V87H186ZM221 88V89H219V87ZM233 86H235L234 87V89H236V91L238 90V88H239V90H238V92H243L244 94L245 93H250V94H248V95H251V96H249L248 97V95L247 94H245V97H246V100H244L245 98L244 97H242L243 98V100L241 101L240 100V94L242 95V92L241 93H239L238 94V92H236L235 94L236 95H239V96H236V95H234L231 91H235L234 89H233ZM243 86V87H242ZM245 86H247V88L245 87ZM90 87H92V88H90ZM97 89H96V88ZM105 87V88H104ZM129 87V88H128ZM135 87V88H134ZM149 87H151V89L149 88ZM180 87V88H179ZM184 87H185V89H184ZM193 87V88H192ZM25 88V87H24ZM50 88V89H49ZM87 88V89H86ZM90 90H89V89ZM108 88V89H107ZM118 88V89H117ZM126 88V89H125ZM127 88H128V90H127ZM131 88H133L134 90H136V91H133ZM139 88L142 90H139ZM145 90H147L148 92H150V93H146V91H143L144 89ZM148 88H149V90H148ZM174 88V89H173ZM191 88V89H190ZM226 88H227V91H226ZM243 88H245V89H243ZM255 88V89H254ZM27 89V87L24 89V90H26ZM108 91H107V90ZM154 89V90H153ZM157 89V90H156ZM176 89V90H175ZM181 89V91L179 92V90ZM187 89V90H186ZM199 91H197V90ZM203 89V90H202ZM215 89V90H214ZM229 89V90H228ZM233 89V90H232ZM241 89V90H240ZM258 90V92L257 93H255L257 90ZM259 89H260V91H259ZM45 90V89H44ZM98 90V91H97ZM124 90V91H123ZM125 90H126V92H125ZM129 90L131 91L130 93H129ZM138 90V91H137ZM156 90V91H155ZM160 90V91H159ZM165 90V91H164ZM175 90V91H174ZM190 90V91H189ZM192 90V91H191ZM205 90V91H204ZM213 90V91H212ZM245 90V91H244ZM246 90H252L251 92L250 91H246ZM254 90H256V91H254ZM23 91V90H22ZM43 91V90H42ZM53 93H55V94H53ZM60 91V92H59ZM86 91V92H85ZM97 91V92H96ZM116 91H119V93L120 94H118V93H115ZM128 91V92H127ZM153 91H154V94H153ZM183 91V92H182ZM184 91H187L188 92V95H187V92H185L184 93ZM197 91V92H196ZM220 91V92H219ZM222 91V92H221ZM224 91V92H223ZM78 92V93H77ZM79 92H80V94H79ZM83 92H85V94L83 93ZM101 92H103V93H101ZM106 94H105V93ZM114 94H113V93ZM124 92V93H123ZM159 94H158V93ZM196 92V93H195ZM201 92V93H200ZM219 92V93H218ZM13 93V92H12ZM11 93V94H12ZM17 93V92H16ZM31 93H32V91H31ZM59 93H61V95L59 94ZM127 93V94H126ZM147 94V95H145V94ZM173 93V94H172ZM181 93V94H180ZM183 93V94H182ZM198 93H200V94H198ZM231 93L233 94V95H231ZM14 94V95H13ZM12 95L13 96H15V92L13 93ZM44 94V93H43ZM102 96H101V95ZM105 94V95H104ZM124 94V95H123ZM149 94V95H148ZM161 94V95H160ZM175 94V95H174ZM179 94L181 95V96H179ZM204 94V95H203ZM206 94V95H205ZM217 94H219V95H217ZM228 94V95H227ZM243 94V95H244ZM257 94H259V95H257ZM12 95H10L9 93H8V95L7 96H11L12 97ZM17 95H18V93H17ZM42 95V96H41ZM48 95H52L51 97L50 96H48ZM55 97H54V96ZM57 95V96H56ZM70 95V96H69ZM75 95L77 96V97H75ZM81 95H83V97L81 96ZM86 95H88V96H86ZM96 95H99V96H101L103 99H101V97H96ZM113 96V97H111V96ZM122 96V97H124V99H122V97L121 98H119V96ZM127 95V97H125ZM129 95V96H128ZM168 95V96H167ZM170 95V96H169ZM185 95V96H184ZM197 95V96H196ZM198 95L200 96V97H198ZM201 95L203 96V98L201 97ZM208 95V96H207ZM212 95V96H211ZM247 95V96H246ZM48 96V97H47ZM61 96V97H60ZM65 96H68V97H65ZM74 96V97H73ZM105 96V97H104ZM107 96V97H106ZM114 96L116 97V98H114ZM132 96H133V98H132ZM153 98H152V97ZM165 96V97H164ZM183 96V97H182ZM186 96H189L190 98H188V97H186ZM233 96H235V98L233 97ZM259 96H261L260 97V99H259ZM39 97H41L42 98V100L41 101H44L43 103L42 102H40L39 100L41 99H39ZM50 97V99H48ZM63 97V98H62ZM65 97V98H64ZM89 97V98H88ZM109 97H111L112 98V100H110L109 99ZM128 97H129V99H128ZM138 97V98H137ZM168 97V98H167ZM188 98V99H186V98ZM191 97H192V99H191ZM193 97H196L197 99L195 100V98H194V101H193ZM206 97L207 98H209V99H206ZM228 97V98H227ZM27 98V97H26ZM53 100H52V99ZM60 98H62V99H60ZM68 98V99H67ZM72 98H73V101L75 100V102L73 103V101H72ZM79 98V99H78ZM84 98V99H83ZM96 98V99H95ZM99 98H100V102H98V100H99ZM108 98V99H107ZM114 98V99H113ZM118 98V102H121L120 104H123L124 102H129L128 104H127V102H126V104L124 103V106L122 105H120V104H118V102H117V99ZM127 100H126V99ZM130 98H131V100H130ZM143 99V101H142V99ZM148 98V99H147ZM166 98V99H165ZM171 98V99H170ZM172 98L174 99V100H172ZM175 98H176V101H175ZM178 98H180V99H178ZM183 100H182V99ZM231 98H232V100H231ZM237 98H239V100L237 99ZM249 98V100H247ZM259 99L260 100V103L259 102H257L255 99ZM81 99H83V100H81ZM88 99V100H87ZM120 99H122V100H120ZM132 99L134 100V102L132 101ZM153 99H155V100H153ZM201 99V100H200ZM236 101H235V100ZM14 100V101H13ZM23 101V102H21V101ZM31 100V101H30ZM38 100V101H37ZM50 100V101H49ZM55 100V101H54ZM66 100V101H65ZM77 100V101H76ZM79 100H81V101H79ZM84 100H87V101H89V102H87V101H84ZM103 100V101H102ZM104 100H107V102H106V106H105V101ZM116 100V101H115ZM135 100H138V101H135ZM144 100H146L145 101V103H147V100H148V103L147 104H145L144 103ZM153 100V102H152V104H150L151 103V101ZM164 100H166V101H164ZM167 100H169L171 103L169 104V102L167 101ZM179 100V101H178ZM187 100V101H186ZM200 100V101H199ZM222 100V101H221ZM226 100V101H225ZM238 100V101H237ZM258 100V101H259ZM35 101V102H34ZM71 101V102H70ZM91 101V102H90ZM95 101H96V103H95ZM124 101V102H123ZM142 103H140V102ZM149 101H150V103H149ZM158 103H157V102ZM162 101H164L163 103H165L166 102V104L164 105V104H162V102L160 103V102ZM179 102V104L177 105L176 103L175 104H172V103H174V102ZM186 102V106H185V103H182V102ZM188 101H189V104H188ZM205 101V102H204ZM228 101V102H227ZM231 101H232V104L233 105H230L231 104ZM233 101L234 102H236V103H233ZM239 101H241L240 103H239ZM256 101V102H255ZM27 102V103H26ZM36 103V105H34V104H29V103ZM41 103V104H39V103ZM47 102V103H46ZM63 102V103H62ZM81 102H85V103H81ZM103 102V103H102ZM112 102V103H111ZM114 102V103H113ZM117 102V103H116ZM132 102V103H131ZM135 102H137L136 104L137 105H135L134 106V104H135ZM193 102V103H192ZM197 102H199V103H197ZM238 102V103H237ZM243 102V103H242ZM248 103V105H247V103ZM24 103V104H23ZM48 103H50V104H48ZM54 103H55V106H53L54 105ZM67 103H69V105L67 104ZM89 103H91L88 107H87V105ZM99 103V104H98ZM104 104V106H102V104ZM140 103V104H139ZM157 103V104H156ZM194 104V103H196L197 104V106H195L194 105V107L195 108H193V105L192 104ZM204 103V104H203ZM8 103H6V104H4L3 106H5V105H7ZM8 104V105H9ZM23 104V105H22ZM26 104H28L27 106L29 107H26L25 105ZM44 105V107H43V105ZM46 104V105H45ZM56 104H57V106H56ZM61 104V105H60ZM64 104V106H65V109H64V106H62ZM82 104H87L85 107H84V105H82ZM131 104V105H130ZM132 104H133V106H132ZM139 104V105H138ZM148 104H150L149 106H148ZM159 104H160V107H162L163 105V107L162 108H159ZM223 104V105H222ZM239 104H240V106H239ZM249 104H250V106H249ZM257 104H256V106H253V104H252V107H254V108H248V111L251 109V111L253 110V109H255L256 107H257ZM7 105V106H8ZM21 105V106H20ZM30 105H32L33 107H31V109H30ZM41 105V106H40ZM47 105H49V106H47ZM61 106V109H60V106ZM80 105H82V106H80ZM93 105H95V106H93ZM101 105V106H100ZM115 105V106H114ZM118 105H120V106H118ZM127 105V106H126ZM128 105H129V108L131 109L130 111L132 112H130L129 110H128ZM145 105V106H144ZM146 105H147V107H146ZM152 105H153V107H152ZM154 105L155 106H157V107H154ZM174 105H176L175 107H174ZM183 105V107H181ZM190 105H191V108H190ZM200 105V106H199ZM203 106V109H202V106ZM237 105V106H236ZM246 105H247V107H246ZM2 106V108H5V107H3ZM23 106H25V107H23ZM59 106V107H58ZM69 106V107H68ZM72 106H75V107H77V108H82V107H84L83 108V110H93V109H96V108H100L101 107V109H102V107H103V110H102V112L104 113L103 115L101 114V112L100 113H98L99 115H96L94 118L92 117H90V119H91V121H90V119H88L87 121L89 122V123H87V121H86V116L84 117V116H82L81 118H80V115H76V113H75V115H70L71 113H69V114H67L66 112H69V111H66V109H67V107H68V109L67 110H69V108L70 107H72ZM109 106V107H108ZM113 106V107H112ZM131 106V107H130ZM138 106V107H137ZM169 106V107H168ZM172 106V107H171ZM177 106H179L180 108H178ZM205 106H207V107H205ZM225 108H224V107ZM18 107H19V109H18ZM46 107H48V108H46ZM56 107V108H55ZM87 107V108H86ZM92 107V108H91ZM107 108V113H109L110 114V116L106 113V110H105V108ZM110 107H112V108H110ZM115 107H116V110H115ZM120 107V108H119ZM122 107V108H121ZM124 107V108H123ZM126 107H127V109H126ZM148 108V109H146V108ZM166 107H168L167 109H166ZM176 107H177V111H179V112H176ZM186 109H185V108ZM218 107V108H217ZM223 107V108H222ZM228 107V108H227ZM242 107V108H241ZM262 107H264V106H262ZM262 107L260 108H257V110L259 111L260 109H262ZM21 108V109H20ZM37 109V113H36V109ZM43 108V109H42ZM46 108V109H45ZM58 108L60 109V111L62 112V113H60V111L58 110ZM86 108V109H85ZM117 108H119V111L117 110ZM132 108H135V109H133L132 110ZM154 108V109H153ZM157 110H156V109ZM165 108V109H164ZM172 110H170V109ZM172 108H174V110L172 109ZM190 108V109H189ZM197 108V109H196ZM200 108V109H199ZM238 108V109H237ZM240 108V109H239ZM15 109V110H14ZM18 109V110H17ZM26 109V110H25ZM28 109V110H27ZM42 109V110H41ZM47 109H49V110H47ZM57 109V110H56ZM62 109H63V111H62ZM109 109H111V110H109ZM152 109H153V111H152ZM160 109V110H159ZM184 109H185V111H184ZM188 109V110H187ZM196 109V110H195ZM12 110H13V112H12ZM40 110V111H39ZM55 110V111H54ZM65 110V111H64ZM123 110V112L125 113V112H127V110H128V112L127 113H125L126 115H124V113L122 114L120 111H122ZM144 111V113H143V111ZM151 112H150V111ZM154 110H156V111H154ZM162 110H164V111H162ZM181 110H183V111H181ZM196 111V113H195V111ZM207 110V111H206ZM219 110V111H218ZM222 110V111H221ZM226 112H228V113H226ZM237 110V113L235 112ZM238 110H241V112L239 113L238 112ZM256 109H255V112L257 111ZM17 111V112H16ZM32 111V112H31ZM43 111V112H42ZM46 111V112H45ZM49 113H48V112ZM51 111H52V114H51ZM71 111H76V109L75 110H72V108H71ZM109 111V112H108ZM118 111V112H117ZM134 111V112H133ZM189 111H191V114H190V112H189V114H188V112ZM197 111H202L201 112V114H203L204 115V113H205V115L203 116V115H201V114H199L200 112H197ZM204 111V112H203ZM208 111H209V113H208ZM247 111V113L246 114H252V115H250V117L251 116H253V112L251 113L250 111L248 112ZM261 111H264V108H263V110H261ZM16 112V113H15ZM72 112V113H73ZM111 112H113V115H111L112 113ZM119 112H120V114H121V116H119L120 114H119ZM158 112V113H157ZM163 112V114H161V113ZM166 112H167V115H165L166 114ZM169 112H171V113H169ZM174 112V113H173ZM176 112V113H175ZM195 114V115H197V113L199 114V115H197V117L193 114V113ZM236 113V115H234L235 113ZM13 113V114H12ZM22 114V115H20V114ZM23 113H25V114H23ZM29 113H30V115H29ZM33 115H32V114ZM67 115H66V114ZM105 113H106V115H107V117L106 116H104L105 115ZM115 113H117V115L115 114ZM135 113H137V114H135ZM150 113V114H149ZM156 115L155 117H154V115ZM173 113V114H172ZM181 113H183V114H181ZM187 113V114H186ZM16 114V115H15ZM29 115V116H27V115ZM46 114V115H45ZM48 114V115H47ZM55 114V115H54ZM61 115L62 117H64V118H66L65 120H64V118L62 119V117L60 116L59 118L58 117H54V116H58V115ZM62 114H64V115H62ZM100 114H101V116H100ZM132 114L134 115V117L132 116ZM146 114H148V115H150L149 116V118H148V116L146 115ZM170 114V115H169ZM174 114H176V115H174ZM179 114V115H178ZM206 114H207V116H206ZM228 114V115H227ZM233 114V115H232ZM239 114H242V115H240V116H237V115H239ZM27 117V119L25 118V116ZM35 115V116H34ZM42 115V116H41ZM53 115V116H52ZM81 115H84V114H81ZM129 115H130V117H129ZM138 115V116H137ZM144 115H146V117L144 116ZM158 115V116H157ZM161 115V117H159ZM162 115H164L165 117H167V118H165L164 116H162ZM168 115L170 116L169 118H168ZM174 115V116H173ZM183 116V118L185 119V118H188L189 116H191V117H189V118H192V120L191 119H186L187 120V122L186 121H184V119L181 117V119L184 121H180L181 119L180 118H178V116ZM188 117H187V116ZM194 115V116H193ZM201 115V116H200ZM231 115V116H230ZM10 116V117H9ZM33 116V117H32ZM46 116V117H45ZM48 116H50V118H52V119H50ZM67 116H68V118H67ZM69 116H73L72 117V119H71V117H69ZM75 116V117H74ZM77 116V117H76ZM124 116H125V118H124ZM153 116V117H152ZM185 116V117H184ZM211 116V117H210ZM226 116V117H225ZM234 116V117H233ZM14 117H17V118H14ZM21 117V118H20ZM28 117H31L30 118V120H31V122H29V123H27V121H29V118ZM43 117H44V119L45 118H47V120L48 119H50V120H48L49 122L47 123L48 125L47 126H45V125H42V127H44V131H43V129H39V128H41L40 127V124L41 123H39L41 120H44L43 119ZM55 119H54V118ZM102 117H104V118H102ZM106 117V118H105ZM113 117V118H112ZM118 117L120 118V119H118ZM137 117V118H136ZM158 117V118H157ZM162 117H163V119H166L167 121H165L164 120V127L162 126V127H160L159 129L164 133H161L160 132V134H161V136L164 138H162L163 139V141H165L166 142V138H167V145H166V143H165V149L167 148V150L168 151H166V150H164V148L161 150L160 149V151H158V152H156L157 150H159L157 147H155V151L154 152H146V153H144V154H146V156L144 155V154H142L141 153V155H144L145 157H146V160H145V158H144V156H143V158H144V160L142 161V160H140V158H141V156H139V158H138V154H139V151H137V152H135V151H133V150H135L134 148H136V146L134 145L135 143L137 144V142H141L143 139H141L142 137H140V136H142L143 134L142 133H146L148 130L147 129H149L150 127H151V125L153 124V126H155V125H157V126H160V124H162V122H161V119H162ZM175 117V118H174ZM196 118V120L197 119H201L202 118V120H200V122L199 121H196L195 119H193V118ZM207 117V118H206ZM210 117V118H209ZM225 117V118H224ZM232 117V118H231ZM235 117H236V119H235ZM239 119H238V118ZM241 117V118H240ZM245 119V121L241 124V125H236V124H238V122L240 121V119L241 120H244L243 118ZM12 118V119H11ZM23 118H24V120H23ZM35 118V119H34ZM37 118V119H36ZM40 118V119H39ZM75 118V119H74ZM84 118H85V120H84ZM87 118H89V116L87 117ZM108 118V119H107ZM145 120H144V119ZM153 118V119H152ZM158 119L159 120V118H160V120H159V122H160V124H159V122L157 123V122H154V119ZM204 118V119H203ZM214 118V119H213ZM1 119V118H0ZM60 119V120H59ZM62 119V120H61ZM68 119H70V121L68 120ZM97 119V121H95ZM111 119V120H110ZM132 119H134V120H132ZM142 119V120H141ZM149 119V120H148ZM170 119H172V120H170ZM228 119H230V122H227V121H229ZM233 120V122H232V120ZM238 119V120H237ZM21 120V121H20ZM23 120V121H22ZM34 120V121H33ZM36 120H38V121H36ZM40 120V121H39ZM54 120H55V122H54ZM64 120V121H63ZM66 120H68L71 124H72V127H69V125H70V123L68 122L67 124L65 123V121ZM73 120H75V121H73ZM76 120H77V123L79 124H76L75 122H76ZM100 120V121H99ZM102 120V121H101ZM119 120H120V122L122 123H120L119 122ZM145 121V123H146V120H148L147 121V123H146V125H145V123H143L144 121ZM153 120V121H152ZM170 121V124H168L169 123V121ZM178 120V121H177ZM207 120V121H206ZM217 120V121H216ZM227 120V121H226ZM235 120H237L236 122H235ZM1 121V120H0ZM7 121V122H6ZM11 121V122H10ZM13 121V122H12ZM52 121H53V123H52ZM56 121H58L57 123H56ZM62 121V123L60 124V122ZM73 123H75V124H73ZM82 121V122H81ZM84 121V122H83ZM99 121V122H98ZM104 121H106V122H104ZM109 121H113V122H109ZM115 121H117V122H115ZM156 121V120H155ZM163 121V120H162ZM174 121V122H173ZM190 121V122H189ZM196 121V122H195ZM203 121V122H202ZM213 123V121H216V122H214V124H215V126H213L212 125V123ZM224 121H225V123H224ZM249 121H250V118H249ZM5 122H6V124H5ZM8 122H10V125H9V123ZM15 122H16V124H15ZM24 122H26V123H24ZM34 122V123H33ZM43 122V121H42ZM67 122V121H66ZM88 124H86V123ZM93 122V123H92ZM102 122V123H101ZM118 122L120 123L119 125H118ZM130 122V123H129ZM134 122V123H133ZM137 122V123H136ZM150 122V123H149ZM157 123V124H155L154 125V123ZM165 122H168L166 125H165ZM177 124H176V123ZM188 124H186V123ZM189 122V123H188ZM193 122H195V123H193ZM31 123V124H30ZM38 124V126L36 125H33V124ZM44 123H46V122H44ZM52 123V124H51ZM54 123H56V124H54ZM58 123H59V125H61L60 127L61 128H59L58 127ZM63 123L64 124H66L65 126H67V127H65L64 125H63ZM82 125H81V124ZM95 123L98 125V124H100L99 126H96L95 125ZM111 124V126H107V125H109V124ZM113 123H116L115 124V126H114V124ZM136 123V124H135ZM140 123H142V124H140ZM149 123V124H148ZM152 123V124H151ZM172 123V124H171ZM184 123V124H183ZM199 123V124H198ZM209 123V124H208ZM217 123H218V125H217ZM227 123H231V125H232V123H233V127L231 128V126L230 125H228ZM5 124V125H4ZM8 124V125H7ZM13 126H12V125ZM26 124H28V125H30L31 127V130H29L28 131V126H26ZM56 126L57 125V129H56V127L54 126V125ZM94 124V125H93ZM104 124V127L102 126ZM129 124V125H128ZM134 124V125H133ZM151 124V125H150ZM180 124H182V125H180ZM204 124V125H203ZM240 124V123H239ZM7 125V126H6ZM15 125V126H14ZM53 127H52V126ZM85 125V127L83 128V126ZM91 127H90V126ZM92 125L94 126V127H92ZM141 125V126H140ZM149 125H150V127H149ZM175 125V126H174ZM179 125V126H178ZM187 125V126H186ZM192 125H193V127L194 128H192L191 129V127H192ZM209 125V126H208ZM210 125H211V127H210ZM226 125V126H225ZM243 125V126H242ZM15 127V128H17L16 130L18 131V130H20V131H22V132H27V134H28V136H27V134L26 133H22V132H20L19 131V133L20 134H23V135H21V136H23V138L20 136V134L18 133V132H16V130H10V127ZM63 126V127H62ZM71 126V125H70ZM74 126H75V128H74ZM82 126V128L80 129V127ZM101 126V127H100ZM120 126V127H119ZM125 126H127V128H124ZM131 126V128H133V129H131V128H129ZM139 126V127H138ZM157 126H155V127H157ZM168 127L169 128V126H171L169 129L170 130H168L166 127ZM178 126V127H177ZM185 127V131H184V128L183 127ZM189 126V127H188ZM205 126V127H204ZM214 128H213V127ZM3 127H6V128H3ZM22 127H24L26 130H24V128L22 129ZM27 127V128H26ZM36 127V128H35ZM50 127V128H49ZM78 127V128H77ZM89 127V128H88ZM100 127V128H99ZM108 127H114L113 129H114V131L111 129V131L112 132H110V129L108 128ZM141 127V128H140ZM148 127V128H147ZM174 127V128H173ZM180 127H181V129H180ZM200 127H202V128H200ZM224 127V128H223ZM227 129H226V128ZM228 127H230V128H228ZM236 127V128H235ZM3 128V129H2ZM20 128V129H19ZM29 128V129H30ZM32 128H34V129H39V130H32ZM71 128H73L72 130H71ZM91 128V129H90ZM95 128H98L97 129V131H95L94 133L96 134H93L92 132V134L93 135H95L96 137H98V139H96L93 135H92V138H93V140H94V138L96 139V140H98L97 142H99V143H97V142H95L96 144H99V147H98V145H95V144H91V142H94V141H92L91 140V142L89 143L88 142V144L93 148V145L96 147H98V149H100V151H99V154L100 153H105L106 155H103V156H107V154L109 155V156H107V157H109L107 160H105V161H103L102 162V160L101 161H99L98 159H97V161H94V160H96V159H93V160H90L91 159V156L89 155L90 154V150H92V149H90V147L88 146V144H86L83 140H84V137L87 135V134H85V132L87 131V130H89V131H93L92 129H95ZM102 128V129H101ZM104 128L105 129H108V130H104ZM119 128H122L120 131L118 130ZM136 128V129H135ZM143 128H144V132H143ZM147 128V129H146ZM154 127H152L151 129H153ZM158 128V127H157ZM162 128V129H161ZM164 128H166V129H164ZM173 128V129H172ZM178 128V129H177ZM188 128H190V129H188ZM200 128V129H199ZM219 128V129H218ZM220 128H222V129H220ZM51 129V130H50ZM54 129V130H53ZM58 129H60V130H58ZM63 129V130H62ZM77 129V130H76ZM81 130V132H82V130L83 131H85L84 133L82 132L81 134H80V136L78 135L80 132V130ZM84 129H86V130H84ZM124 129V130H123ZM151 129H149L150 131H151ZM155 129V131H156V128H154ZM153 129V130H154ZM182 129H183V132H181L182 131ZM197 129H198V131H197ZM213 129V131H211ZM214 129H217V130H219L221 133H220V135L217 133V132H219V131H217V130H214ZM6 130V131H5ZM7 130L8 131H10V132H13V133H9L8 134V132H7ZM57 130V131H56ZM68 130V131H67ZM72 132H70V131ZM77 132H79L77 135H76V133H75V131ZM96 130V129H95ZM103 130V131H102ZM118 130V131H117ZM126 130V131H125ZM128 130V131H127ZM134 130H135V132L136 133H134ZM138 130V131H137ZM152 130V131H153ZM158 130V129H157ZM159 130V131H160ZM164 130V131H163ZM165 130H168L167 132L169 133H167V132H165ZM171 130H173V131H171ZM178 130H179V132H178ZM181 130V131H180ZM192 130V131H191ZM222 130H224V131H222ZM3 131V132H2ZM31 131V132H30ZM41 131H42V133H41ZM47 131V132H46ZM55 131V132H54ZM65 131V132H64ZM67 131V132H66ZM105 131V132H104ZM130 131H132L133 132V134H132V132H130ZM150 131H149V133H147V134H145V136L146 135H148V139L147 138H144V139H146L145 140V142L146 143H148L147 141H149V136H150ZM151 131V132H152ZM187 131V132H186ZM189 131H190V133H189ZM217 131V132H216ZM228 131V132H227ZM258 131H260V133H262L263 131H261V130H258ZM258 131H256L257 133H258ZM15 132V133H14ZM39 132V133H38ZM44 132H45V134H44ZM51 132V133H50ZM63 132V133H62ZM70 132V133H69ZM101 132V133H100ZM115 132H117V133H115ZM127 134H126V133ZM130 132V133H129ZM137 132H141L140 134H138ZM185 132V133H184ZM226 132V133H225ZM5 133V134H4ZM7 133V134H6ZM18 133V134H17ZM37 134V135H35L34 136V134ZM53 133H55L56 135H57V133H59L58 134V136H56L55 134H53ZM67 133H69V135L70 136H73V137H69L68 136V134ZM108 133V135H106ZM110 133V134H109ZM165 133H167V135L165 134ZM175 134V137L173 136L174 134ZM209 133V134H208ZM212 133V134H211ZM257 133H256V135L255 136H257ZM13 134H15V135H13ZM31 134H33V135H31ZM46 134H47V136H46ZM48 134L50 135V138L49 139H46V137H49L48 136ZM53 134V135H52ZM63 134V135H62ZM66 134V135H65ZM73 134V135H72ZM82 134H84L85 136L83 137V136H81ZM100 134H102V135H100ZM103 134H105V135H103ZM112 134V135H111ZM113 134H114V136H116V137H114L113 136ZM115 134H117V135H115ZM118 134H120V135H118ZM122 134V135H121ZM126 134V135H125ZM135 134V135H134ZM138 134V135H137ZM153 134V133H152ZM152 134H151V136H152ZM155 134H158V138L160 139V137H159V133H158V131H157V133H155ZM153 135V136H156V135ZM173 134V135H172ZM183 136H182V135ZM186 134L188 135V136H186ZM212 135V137H213V135L215 134V137H216V135L218 134V136L217 137H219L218 139H217V137L216 138H212V140H211V138H209L208 137V139H207V136L206 135H208V136H210L211 137V135ZM223 134V135H222ZM5 135V136H4ZM6 135H7V137H6ZM10 135L12 136V137H10ZM20 137H19V136ZM31 137H30V136ZM40 136V137H37V136ZM134 135V136H133ZM165 137H164V136ZM193 135V136H192ZM200 135V136H199ZM204 135V136H203ZM224 135H226V136H224ZM259 135V134H258ZM6 137L5 138V140L4 139H2V137ZM25 136V137H24ZM34 138H33V137ZM43 138H42V137ZM62 137V140H61V137ZM74 136H76V137H74ZM129 136V139H130V137H132L133 138V140L134 139H136L135 141H133V140H131V141H129V139L128 138H125V137H128ZM136 136H137V138H136ZM138 136L140 137V138H138ZM144 136V137H145ZM167 136H169V138L167 137ZM176 136L178 137V141H176ZM195 136V137H194ZM220 136H221V139H222V141L221 140H219L220 139ZM224 136V137H223ZM250 136H253V135H249V137ZM16 137H18V138H21V139H18L17 140V138ZM27 137H29V138H27ZM45 137V138H44ZM67 137L68 138V140H66L65 138ZM83 137V139H81V138ZM88 136H86V138H87ZM106 138V140H105V138ZM111 137V138H110ZM123 138V139H121V138ZM135 137V138H134ZM172 137V138H171ZM184 137H186L185 139H184ZM190 137V138H189ZM226 137V138H225ZM254 137V136H253ZM31 138V139H30ZM52 138V139H51ZM59 138V139H58ZM85 138V140H87ZM101 140H100V139ZM102 138H104V139H102ZM113 138V139H112ZM131 138V139H132ZM151 138V140L153 141V142H151V140H150V142L148 143V144H151V148H150V150L156 145L155 143H156V141L154 142V140H158V138L157 139H154V138H156V137H150ZM154 140H153V139ZM175 138V139H174ZM181 138V139H180ZM192 138V139H191ZM198 138H200V139H198ZM203 138V139H202ZM11 139V141L14 139L15 140V142H16V140H17V142L16 143H20V142H22V141H27V142H23L24 143V145L22 144V143H20L21 145H20V147H18L19 145H16L15 143H14V141H12L11 143L9 142V140ZM25 139V140H24ZM45 139V140H44ZM89 139H90V137H89ZM87 140V141H90V140ZM112 139V140H111ZM119 139V142L118 143H114V142H117V140ZM121 139V140H120ZM125 139V140H124ZM126 139L128 140V143H127V141H126ZM137 139H140V140H137ZM172 142H170L169 140ZM187 139V140H186ZM193 139H195L196 141H194ZM215 140V142H213L214 140ZM218 140V142H220V143H218V142H216L217 140ZM3 140L5 141V142H7V144H4L5 142H3ZM64 140V142H62ZM74 140V141H73ZM105 140V142L103 143L102 141H104ZM110 142H108V141ZM113 140H116V141H113ZM124 140V141H123ZM173 140H175L176 141V143H178V146H175V145H177V144H175L174 142H173ZM183 141V140H185L184 141V143H182L181 141ZM205 140V141H204ZM33 141V142H32ZM44 141V142H43ZM46 141H48V143L46 142ZM61 141V142H60ZM65 141H66V143H65ZM68 141V142H67ZM70 141H72V142H70ZM77 141H79V142H77ZM83 141V142H82ZM113 141V142H112ZM126 141V142H125ZM144 141V140H143ZM199 141H203V143L202 142H200L199 143ZM10 143V145H9V143ZM41 142V143H40ZM43 142V143H42ZM101 142V143H100ZM124 142V143H123ZM135 142V143H134ZM139 142V143H140ZM145 142H144V145H146L145 144ZM170 142V143H169ZM190 142H194L193 144L192 143H190ZM209 142V143H208ZM225 142V143H224ZM1 143H3L4 145H2ZM31 144V143H33V144H31V146L33 145V146H35L36 145V143L38 144V145H36L35 147H36V150H35V148L32 146V148H34V150L28 145V144ZM49 145H47V144ZM67 143H70V144H67ZM77 145H76V144ZM108 145H107V144ZM121 144L122 143V145L126 148L130 143H132L131 145L132 146H134V147H132L133 148V150H132V153H129V157H128V155H126L128 158H126L125 159V157H124V160H123V162H122V160L121 161H117V159H116V161L115 160H113L114 162H112V159H110V157H111V153H115L114 151H116V149L117 148H119V147H122V145H118V144ZM127 143V144H126ZM188 143V144H187ZM209 145H208V144ZM215 143V144H214ZM217 143V144H216ZM224 143V144H223ZM11 144H13V145H11ZM15 144V145H14ZM25 144H27V145H25ZM83 144L84 146H81V145ZM100 144H103V145H100ZM113 145V148L111 147L112 145ZM116 144V145H115ZM124 144H126V145H124ZM168 144H169V146H168ZM180 144H181V146H180ZM185 144V145H184ZM187 144V145H186ZM190 144V145H189ZM201 145V151L199 150V145ZM206 144V145H205ZM23 145V146H22ZM66 145V146H65ZM70 147V145H71V147H70V149L68 148V146ZM74 145H76V146H74ZM80 145V146H79ZM87 145V146H86ZM105 145L107 146L106 148H105ZM111 145V146H110ZM115 145V146H114ZM143 145V144H142ZM143 145V146H144ZM154 145V146H153ZM184 145V146H183ZM216 145V146H215ZM222 147H221V146ZM226 147H225V146ZM5 146H8V147H10V148H12L13 150L11 151L12 153H14L15 152V149H16V152H18V155L16 156V154H15V156L14 155H12V153L10 152V150L11 149H9L8 148V151L6 150L7 149V147H5ZM16 146V148L14 149V147ZM24 146H27V148H28V151H27V149H26V147H24ZM48 146V147H47ZM59 146V147H58ZM101 146H104V147H101ZM109 146V147H108ZM130 146V145H129ZM128 146V147H129ZM147 146V145H146ZM171 146V147H170ZM172 146H173V148H172ZM191 146V147H190ZM195 146V147H194ZM199 146V147H198ZM209 146V147H208ZM255 146V147H254ZM30 147V148H29ZM52 147V148H51ZM85 147H86V149H85ZM94 147V148H95ZM110 147H111V149H110ZM115 147H117V148H115ZM131 147V146H130ZM176 147V148H175ZM185 147V148H184ZM207 147V148H206ZM51 150H50V149ZM78 148V149H77ZM80 148L82 149V150H80ZM90 150H89V149ZM93 148V149H94ZM102 148L104 149H106V150H110L109 152L108 151H106L105 149L102 151ZM108 148V149H107ZM132 148H130V149H132ZM170 148V149H169ZM191 148V149H190ZM196 149V151L197 150H199V151H195V149ZM203 148V149H202ZM213 148V149H212ZM223 148V149H222ZM243 148V147H242ZM2 149H4V151L2 150ZM18 149V150H17ZM21 149L22 150H24V151H21ZM113 149H115V150H113ZM127 149V148H126ZM136 149H138V148H136ZM176 149V150H175ZM183 149V150H182ZM194 149V150H193ZM210 149H211V151H210ZM218 151H220V152H218ZM224 149H226V150H224ZM228 149H229V151H228ZM238 149H240V150H238ZM26 150V151H25ZM31 150V151H30ZM38 150V151H37ZM68 150V151H67ZM75 150H76V152H75ZM86 150V151H85ZM149 150V149H148ZM154 150V148L151 150V151H153ZM170 150V151H169ZM176 152H175V151ZM191 150H193V151H191ZM224 150V151H223ZM234 150H238V152L236 151V153L237 154H235L234 152H231V151H234ZM242 150V151H241ZM14 151V152H13ZM33 151H35V153L33 152ZM41 151V152H40ZM112 151V152H111ZM131 151V150H130ZM161 151H163V153H164V151H166L164 154H162V152ZM171 151H173L174 152V154H173V152H171ZM188 151H191V152H188ZM204 151V152H203ZM206 151V152H205ZM210 153H209V152ZM10 152V153H9ZM21 152V153H20ZM24 152V153H23ZM25 152H26V154H25ZM33 152V153H32ZM39 152V154H37ZM58 152V153H57ZM63 152V153H62ZM68 152V153H67ZM81 152V153H80ZM87 152H89L88 154H85V153H87ZM135 152V153H134ZM169 152V153H168ZM195 152V153H194ZM202 154L203 156H201L200 154ZM215 154V155H213V153ZM227 152V153H226ZM242 152V153H241ZM43 155H42V154ZM56 153V154H55ZM76 153V154H75ZM84 154V156H83V154ZM110 153V154H109ZM135 155H134V154ZM136 153H138L137 154V156H136ZM147 153H149V155L147 154ZM152 153V154H151ZM154 153V154H153ZM158 153H161V154H158ZM183 153H185L186 155H184ZM197 153V154H196ZM203 153H208L207 155H205V154H203ZM244 153H247L246 155L248 156V157H246V158H248V159H242V158H244L246 155H244V157H240L239 156V154L240 155H242V154H244ZM9 154H10V156H9ZM19 154H20V156H19ZM25 154V155H24ZM41 154V155H40ZM50 154V155H49ZM64 154V155H63ZM70 154V155H69ZM79 154V155H78ZM81 154V155H80ZM132 154V155H131ZM179 154H180V159H179V157H177V155L179 156ZM193 154H194V157H193ZM211 154V156H209ZM7 155V156H6ZM33 155V156H32ZM37 155H39V157L37 156ZM55 155V156H54ZM60 155V156H59ZM76 155V156H75ZM101 155V154H100ZM149 157H148V156ZM151 155V156H150ZM153 155H157V156H153ZM158 155H159V157H158ZM163 156V157H161V156ZM168 155V156H167ZM200 155V156H199ZM226 155V157H224ZM228 155H231V156H228ZM235 155V156H234ZM239 156L238 158H237V156ZM250 155V156H249ZM9 156V157H8ZM12 156V157H11ZM29 158H28V157ZM41 156V157H40ZM42 156H44V157H42ZM49 156L52 158V160H50L49 159ZM103 156H101V157H103ZM114 156V155H113ZM131 156V157H130ZM133 156V157H132ZM169 156H171V157H169ZM196 156V157H195ZM220 156V157H219ZM223 156V157H222ZM233 156V157H232ZM16 157H17V159L18 160H20V161H22V162H19L17 159H16ZM19 157V158H18ZM26 157H27V159H26ZM33 157V158H32ZM38 159H37V158ZM46 157V159L44 160V158ZM79 157V158H78ZM85 159V162H83L84 160L82 159ZM84 157H86V158H84ZM90 157V158H89ZM93 157H94V154H93ZM107 157H105V159L107 158ZM135 157H137V159L135 158ZM155 157H157V158H155ZM175 158L174 160H173V158ZM186 159H185V158ZM192 158L193 159V161H192V159H190V158ZM201 157H202V159H201ZM208 157L210 158V159H212V160H210V159H208ZM8 158L10 159V160H8ZM14 159V161H13V159ZM20 158H22V159H20ZM25 158V159H24ZM40 158H43V159H41V160H43V161H41V160H39ZM48 158V159H47ZM89 158V159H88ZM96 158V157H95ZM130 158V159H129ZM160 158H161V162H160ZM165 158H167V159H165ZM187 158H189V160L187 159ZM207 158V159H206ZM218 158V159H217ZM219 158H221V159H219ZM110 159V161L108 162V160ZM130 160L131 162H129L128 160ZM136 159V161H134ZM139 159V160H138ZM142 159V158H141ZM149 159H150V161H153V159H155L154 160V163H155V165H154V163L153 162H150L149 161ZM158 159V160H157ZM163 159H165V160H163ZM182 159V161H179V160H181ZM201 159V161H199ZM235 159V160H234ZM8 160V161H7ZM16 160H17V162H16ZM30 160V161H29ZM32 160V161H31ZM38 160H39V162H38ZM49 160V161H48ZM69 160V161H68ZM82 160V161H81ZM90 160V161H89ZM103 160H104V157H103ZM125 160H126V163H125ZM157 160V161H156ZM220 160V161H219ZM231 160V161H230ZM10 161V162H9ZM25 161H26V163H25ZM34 161H37V162H34ZM68 161V162H67ZM133 161H134V163H133ZM166 161V162H165ZM170 163H169V162ZM178 161L179 162V164H178V162L176 163V162ZM185 161V162H184ZM189 161H190V163H189ZM205 161H208V162H210V163H208V162H205ZM244 163H243V162ZM87 162H88V164H87ZM90 162V163H89ZM92 162H93V164H92ZM97 163V165H99V166H97L95 163ZM105 162H107V164L105 163ZM116 162H118V163H116ZM127 162H129V163H131V164H129V163H127ZM137 162H139L140 164H139V166H137L138 165V163ZM143 162V163H142ZM148 162H149V164H148ZM158 162V163H157ZM162 162H165V163H162ZM173 162H174V164H173ZM182 162H184L183 164H182ZM193 162V163H192ZM194 162H195V164H194ZM203 162V163H202ZM213 162V163H212ZM222 162V163H221ZM239 162H240V164H239ZM242 162V163H241ZM11 163V164H10ZM13 163H14V165H13ZM22 163V166L20 165L19 166V164H21ZM26 165H25V164ZM35 163H36V165H35ZM71 163V164H70ZM101 165H100V164ZM105 163V164H104ZM108 163L109 164H111V165H108ZM116 163L117 165H115V166H113L114 164ZM169 163V164H168ZM175 163H176V165H175ZM186 163V164H185ZM188 163V164H187ZM205 163V164H204ZM206 163H208V164H206ZM245 163H246V165H245ZM251 163V162H250ZM8 164H10V165H12V166H10V165H8ZM18 164V166L22 169V170H24L22 167H24V165L25 166H29V167H25V170L26 171H29V173H25L24 171H22V170H20V171H22V172H24V174H25V178L23 177L24 176V174H21L22 172H20L19 173V169H17L18 168V166H15V165H17ZM38 164V165H37ZM42 164V168H40L41 165ZM66 164V165H65ZM119 164L121 165V166H119ZM128 164H129V166H128ZM143 166H142V165ZM159 165L160 164V166H162V167H160V166H157V165ZM198 166H200V167H198ZM204 166H203V165ZM210 164V165H209ZM241 165V166H238V165ZM7 165V166H6ZM55 165V166H54ZM79 165V166H78ZM90 165H92V167H89ZM93 165H95V166H97V167H95V166H93ZM104 165V167H102ZM146 165V166H145ZM165 165V166H164ZM169 165V166H168ZM179 165V166H178ZM191 165H192V168H190L191 167ZM195 165V166H194ZM207 165V166H206ZM212 165V166H211ZM234 165V166H233ZM36 166V167H35ZM40 166V167H39ZM67 166V167H66ZM85 166V167H84ZM87 166V167H86ZM111 166V167H110ZM118 166V167H117ZM122 166H124L123 168H122ZM135 167V169L133 170L132 168H134ZM150 166V167H149ZM173 166H175V167H173ZM190 166V167H189ZM193 166L195 167L194 169H193ZM209 166V167H208ZM231 166V167H230ZM6 167H8V168H6ZM12 167V168H11ZM16 167V168H15ZM34 167V168H33ZM69 167V168H68ZM77 167L79 168V170H77ZM99 167V168H98ZM102 167V168H101ZM107 167V168H106ZM127 167H128V169H127ZM152 167V168H151ZM164 167V168H163ZM180 167V168H179ZM196 167H197V169H196ZM205 167V168H204ZM208 167V168H207ZM229 167V168H228ZM233 167V168H232ZM237 167H239V168H237ZM10 168V169H9ZM28 170H27V169ZM62 168H63V170H62ZM71 168V169H70ZM73 168V169H72ZM76 168V169H75ZM81 168V169H80ZM87 168V169H86ZM89 168V169H88ZM92 168V169H91ZM95 168V169H94ZM131 168V169H130ZM145 169V170H143V169ZM147 168V169H146ZM150 168V170H148ZM155 168V169H154ZM159 168V169H158ZM170 168V169H169ZM171 168H172V170L174 171H176V170H179V171H177V172H173V171H171ZM175 168V169H174ZM179 168V169H178ZM189 168V170H191V171H189V173H188V175H187V173L185 174L184 173V171L185 172H187L186 170ZM243 168V169H244ZM2 169V170H1ZM3 169H5V170H3ZM17 169V170H16ZM32 169H33V171H35L36 169H38V170H36L34 173H36L35 175H34V177H33V175L32 174H34L33 173V171H32ZM47 170V171H43V170ZM52 169V170H51ZM57 169V170H56ZM65 169V170H64ZM82 169H83V171H82ZM104 169V170H103ZM121 169V170H120ZM125 169H126V171H125ZM139 171H138V170ZM141 169V170H140ZM157 169V170H156ZM166 170V171H163V170ZM202 169V170H201ZM203 169H204V171H203ZM235 169H238V171H236ZM10 170V171H9ZM75 170V171H74ZM77 170V171H76ZM130 170V171H129ZM136 170H137V172H136ZM170 170V171H169ZM195 170L197 171V172H195ZM200 170V171H199ZM7 171V173L6 174H8L9 176H7V175H5L4 173ZM9 171V172H8ZM12 171H18V174L16 173V174H14V172H12ZM41 171V172H40ZM50 171V172H49ZM58 171V172H57ZM59 171H61V172H59ZM64 171H65V174L66 175H64L63 173H64ZM72 171V172H71ZM79 171V172H78ZM95 171V172H94ZM102 171H104V172H102ZM111 171V172H110ZM123 171H124V173H123ZM202 171V172H201ZM12 172V174L10 175V173ZM37 172H39V174H37ZM44 174H43V173ZM47 172V173H46ZM57 173V174H53V173ZM73 172H75V173H73ZM81 172V173H80ZM84 172V173H83ZM129 172V173H128ZM134 173V175H133V173ZM159 172V173H158ZM180 172V173H179ZM183 172V173H182ZM191 172H193V173H191ZM200 172H201V174H200ZM203 172H204V174H203ZM218 172V173H217ZM60 173H61V175H60ZM117 173V174H116ZM128 173V174H127ZM145 173V174H144ZM161 175V177H159V175ZM163 173V174H162ZM21 174V176H18V175H20ZM26 174H28V176L26 175ZM30 174H31V176H30ZM46 174V176H44ZM50 174V175H49ZM63 174V175H62ZM72 174V175H71ZM74 174H76V175H74ZM109 174V175H108ZM113 176H112V175ZM121 174V175H120ZM123 174V175H122ZM127 174V175H126ZM152 174V175H151ZM156 174V175H155ZM165 174H166V176H167V178H166V176H165ZM171 176H170V175ZM173 174V175H172ZM183 176H182V175ZM16 175V176H15ZM118 175V176H117ZM132 175V176H131ZM154 175H155V177H154ZM176 175V176H175ZM210 175H212V176H210ZM2 176V177H3ZM11 176V177H10ZM39 176V177H38ZM59 178H58V177ZM86 176V177H85ZM115 176V177H114ZM150 176V177H149ZM153 177V179H152V177ZM182 176V177H181ZM186 176H187V178H186ZM15 178V180L17 181H15L16 183H14L15 185H12L13 183H10V182H12V181H14V179H12V178ZM17 177V178H16ZM27 177H28V179H27ZM34 178V180H33V178ZM42 177V178H41ZM65 177V178H64ZM91 177V178H90ZM98 177V178H97ZM128 177V178H127ZM141 179H140V178ZM158 177V178H157ZM178 177V178H179ZM7 178V179H6ZM9 178H11V180H8ZM18 178H22V180L21 179H19L18 180ZM71 178H72V180H71ZM135 178H137V179H135ZM161 180H160V179ZM177 178V179H178ZM203 178V179H204ZM219 178V179H218ZM25 179V180H24ZM27 179V180H26ZM96 179V180H95ZM131 179V180H130ZM156 179V180H155ZM164 179H166V180H164ZM176 179V180H177ZM202 179V178H201ZM212 181H211V180ZM29 180V181H28ZM127 180V181H126ZM129 180V181H128ZM155 180V181H154ZM159 180V181H158ZM207 180V181H206ZM215 182H214V181ZM10 181V182H9ZM73 181H75V182H73ZM94 181H95V183H94ZM108 181V182H107ZM152 181V182H151ZM160 181H161V183H160ZM167 181V182H166ZM172 181V180H171ZM175 181V180H174ZM173 181V182H174ZM191 181V182H192ZM209 181V182H208ZM2 182V183H1ZM4 182V183H3ZM7 182H9V184L7 183ZM22 182V183H21ZM74 184H73V183ZM125 182V183H124ZM148 182V183H147ZM152 184H151V183ZM156 182H158L159 183V185H158V183H156ZM177 182H178V180H177ZM220 182V183H219ZM18 183H19V186H18ZM23 184L22 186H21V184ZM75 183L76 184H78V185H75ZM98 185H97V184ZM165 183H167L165 186H164V184ZM207 183H209V184H207ZM219 183V184H218ZM4 184V185H3ZM81 184V185H80ZM100 184V185H99ZM106 184H107V186H106ZM123 184V185H122ZM163 184V185H162ZM7 187H6V186ZM12 187H10V186ZM16 185H17V187H19V188H17L16 187ZM80 185V186H79ZM83 185V186H82ZM84 185H86L85 187H84ZM93 185H97L96 187L95 186H93ZM115 185V186H114ZM117 185V186H116ZM217 185H219V187L217 186ZM226 184L224 183V185L222 186V188L225 186ZM5 188H8V189H5ZM69 186H70V188H69ZM72 186V187H71ZM77 186V187H76ZM87 186H88V188H87ZM204 186V187H205ZM208 186V187H207ZM16 187V188H15ZM75 187V188H74ZM80 187V188H79ZM84 187V188H83ZM92 187H94V188H92ZM145 187V188H144ZM151 187V188H150ZM164 187H166V188H164ZM2 188V189H1ZM72 188V189H71ZM80 189L79 190V192H78V189ZM87 188V189H86ZM92 188V189H91ZM140 188V189H139ZM157 188V189H156ZM203 188V187H202ZM220 188L218 189V190H220ZM260 188V187H259ZM5 189V190H4ZM60 189V190H59ZM69 191H68V190ZM76 189V191H73V190H75ZM81 189H82V191H81ZM147 189V190H146ZM149 189V190H148ZM151 189V190H150ZM261 189V188H260ZM259 189V190H260ZM137 190V191H136ZM143 190V191H142ZM163 190H165V191H163ZM257 191V188H255L250 194H253V192H254V194H253V196H251V195H249V197L247 198V199H249L248 200V202L252 199V198H254V196H256L257 194H260V193H257V194H255V192ZM262 190H264L263 188H262ZM262 190H260V191H258V192H261ZM71 191L74 193V195L71 197L70 195H72L73 193H71ZM136 191V192H135ZM145 195H143L141 192ZM155 191V192H154ZM160 191V192H159ZM4 192V193H3ZM70 193V195H69V193ZM77 192V193H76ZM81 192V193H80ZM129 192V193H128ZM162 192V193H161ZM163 192H165V193H163ZM219 192V191H218ZM13 193V194H12ZM80 193V194H79ZM136 193V194H135ZM161 194V196H160V194ZM215 193H217V192H215ZM214 193V195H216ZM241 196H245L244 194H245V191H241V192H238ZM237 193V194H238ZM242 193H244V194H242ZM262 193V192H261ZM147 194V195H146ZM203 194V193H202ZM218 194V193H217ZM236 194V195H237ZM79 195V196H78ZM82 195V196H81ZM125 195V196H124ZM157 195V196H156ZM159 195V196H158ZM204 195H205V192H204ZM240 195H238L239 197H237V198H240L241 196ZM127 196V197H126ZM137 196V197H136ZM143 196V197H142ZM146 196H148L147 198H146ZM155 196L157 197L156 199H155ZM252 198H251V197ZM13 197V198H12ZM70 197V198H69ZM114 197V198H113ZM124 197V198H123ZM125 197H126V199L128 200H126L125 199ZM154 197V198H153ZM161 197V198H162ZM164 197H166V196H164ZM163 197V198H164ZM3 198V199H2ZM88 198V199H87ZM142 198V199H141ZM149 198H151L150 199V201H152L151 203H153V204H151L150 203V205H148L149 204ZM163 198H162V200H163ZM245 198V197H244ZM243 198V199H244ZM2 199V200H1ZM70 199H71V201H70ZM111 199V200H110ZM113 199V200H112ZM120 200V201H118V205H117V200ZM123 199V200H122ZM132 199H133V201H132ZM141 199V200H140ZM145 200L146 202H145V204H146V207H145V204H144V202L142 201V200ZM152 199H154V200H152ZM166 199L167 198H164V200L166 201ZM242 198H240V200L239 199H236V201H238L239 202V205H240V201H241V203H242V200H241ZM11 200V201H10ZM124 200H126L127 202H125ZM134 200H136V201H134ZM148 200V201H147ZM161 200V201H162ZM14 201V202H13ZM18 201V202H17ZM66 201H68L67 203H66ZM111 201V202H110ZM116 201V202H115ZM141 201V202H140ZM163 202L162 201V203H167V202ZM66 204H65V203ZM70 202H74V204L73 205H71L72 203H70ZM131 202V203H130ZM135 202V203H134ZM136 202H139V204H136ZM143 202V203H142ZM156 202V203H155ZM200 202V201H199ZM195 202V203H198V204H195V205H193L192 207V209H194L195 207H197V205H198V208H199V206L201 207V206H203V202ZM204 202L206 203V200H204ZM112 203V204H111ZM125 203V204H124ZM162 203H159V204H161L160 206H162L163 207V209H164V206H166L165 204L163 205ZM12 206H11V205ZM124 205L123 207H122V205ZM128 204V205H127ZM137 206V207H139L138 209L139 210H143V212L146 214H143L142 215V211H139L136 207H133V206H135V205ZM142 204V205H141ZM154 204H155V206H154ZM159 204H158V206H159ZM202 204V205H201ZM70 205V206H69ZM79 205V206H78ZM120 205V206H119ZM236 205H237V208L239 207V205H238V203L236 202ZM235 205V206H236ZM67 206H69V209H68V207ZM118 206H119V208H118ZM129 206V207H128ZM141 206V207H140ZM144 206V207H143ZM154 208H153V207ZM195 206V207H194ZM234 206V207H235ZM23 207H25V209L23 208ZM67 208V209H65V208ZM72 207V208H71ZM80 207V208H79ZM118 209H117V208ZM122 207V208H121ZM126 207H128V208H126ZM143 207V208H142ZM169 208H170V206H168ZM168 207H166V208H168ZM233 207V208H234ZM27 208H28V211H27ZM115 208V209H114ZM120 208H121V210L122 209H124V210H120ZM130 208V209H129ZM132 208H134V209H132ZM141 208V209H140ZM158 208V207H157ZM165 208V209H166ZM173 208V207H172ZM237 208H236V211L238 212V211H240V209L238 208V210H237ZM241 208V207H240ZM30 209V210H29ZM32 209V210H31ZM72 209V210H71ZM131 210L130 212H129V210ZM145 209V210H144ZM148 209V210H147ZM159 209H161V208H159ZM158 209V211H157V209H156V211H157V213L160 211ZM174 209V208H173ZM173 209H171V210H173ZM191 209V210H192ZM203 209H204V207H203ZM202 209V210H203ZM235 209V208H234ZM21 210V211H20ZM63 210L64 211H66V212H63ZM68 210V211H67ZM80 210V211H79ZM112 210H113V212H112ZM117 210V211H116ZM119 210V211H118ZM132 210H133V212H132ZM194 210H196V209H194ZM202 210H200V208H199V210L198 211H202ZM241 210H242V208H241ZM24 211V212H23ZM35 211H37L38 213H37V215H35L36 214V212ZM117 213H115V212ZM137 211H139V212H137ZM151 211H153V212H151ZM168 211H170V210H167V213H168ZM31 212H32V214H31ZM77 212H79V213H77ZM122 212H123V214H122ZM128 212V214H130V215H126V213ZM148 212H149V214H148ZM166 212V211H165ZM22 213H24V214H22ZM29 213V214H28ZM73 213V215H71ZM84 214L85 216H86V218H88V219H86L85 218V216H81L82 214ZM102 213H105V215L107 214V216L106 217H102L103 215H102ZM110 213V214H109ZM114 213V214H113ZM132 213H133V215H132ZM136 213H138L139 214V216L141 217H143L144 218V220H142L138 215H136ZM157 213H156V215H157ZM202 213V212H201ZM26 214L28 215L27 217H29L30 215L32 216V217H34L33 218V220H35V221H33V220H31L32 219V217L30 216V218H28V219H30L31 221H33V222H30L28 219H27V221H26ZM75 214H76V217H77V215H78V218H71V217H74L75 216ZM81 214V215H80ZM101 214V215H100ZM120 214V215H119ZM124 214H125V216H131L129 219L127 218V217H124ZM141 214V215H140ZM16 215H19L18 216V218H17V216H16V219H14L15 218V216ZM22 215H24V217L22 216ZM99 217H98V216ZM110 215V216H109ZM111 215H112V217H111ZM135 215L137 216V217H135ZM152 215V216H153ZM12 216V217H11ZM133 216V217H132ZM146 216H147V218H146ZM151 216V217H152ZM155 216V215H154ZM153 216V217H154ZM199 217H201L200 215H198ZM235 216H236V214H235ZM10 217V218H9ZM70 217V218H69ZM80 217V218H79ZM98 217V218H97ZM102 217V218H101ZM111 217V218H110ZM118 217H119V219L120 220H122L121 218L122 217H124L123 218V220L120 222V220L118 219ZM121 217V218H120ZM134 217H135V219H134ZM69 218V219H68ZM83 218H85V219H83ZM107 218V219H106ZM18 219V220H17ZM40 219V220H39ZM65 219V220H64ZM72 219H74L73 221H75L74 223H73V221H72ZM79 219V220H78ZM81 219H83V220H81ZM103 219H105L106 220V222H105V224H107V225H105L104 224V222H103ZM110 219H112L113 220V223H112V220H110ZM115 219H116V221H115ZM118 219V220H117ZM128 219V220H127ZM138 219H141V223L142 222H144L145 220H147V221H145L144 222V226L140 223V220H138ZM151 219V218H150ZM60 220V221H59ZM62 220H64V221H62ZM70 221V223H72V225L69 223V221ZM94 220H96L95 222H94ZM101 220V221H100ZM104 220V221H105ZM110 220V221H109ZM152 220H154L153 218L151 219V221ZM12 221H14V222H12ZM65 221H66V224H65ZM67 221H68V223H67ZM81 221V222H80ZM91 222L92 223V225L90 224V223H88V224H86V223H84V222ZM95 223V224H93V222ZM110 223H109V222ZM125 221V222H124ZM156 221V220H155ZM31 223V224H29V223ZM61 222H63V223H61ZM80 222V223H79ZM100 222H101V224H100ZM120 222V223H119ZM124 222V223H123ZM13 223V224H12ZM41 223V224H40ZM58 223L60 224V225H58ZM77 223V224H76ZM79 223V224H78ZM86 224V225H84V224ZM98 223H99V226H101V227H103L102 229L103 230H108V232L106 231V233H105V231H101L100 229H101V227H99L98 226ZM116 223H118L119 225H121V226H118ZM123 223V224H122ZM11 224H12V226H11ZM27 224V225H26ZM34 224V225H33ZM37 224H39L40 225V227H38L39 225H37ZM43 224H46L47 225V227H46V225L44 226ZM52 224H55V226L53 227L52 226ZM76 226V227H73L74 225ZM89 224H90V227H89ZM102 224H104V226L102 225ZM117 225V227H121L120 228V230H118V229H116L115 230V228H117L115 225ZM138 224H140V225H138ZM32 225L33 226H35L33 229H32ZM43 226V228H42V226ZM48 225H49V227H48ZM62 225H64V226H62ZM65 225H66V227L67 228H65ZM79 226V228H78V226ZM82 227H81V226ZM95 225H96V228H97V230L98 231H96V229H95ZM147 225V226H146ZM56 226H58L57 228H55ZM69 226V227H68ZM111 227V228H109V227ZM115 226V227H114ZM146 226V227H145ZM30 227H31V230H30ZM45 227H46V229L47 230H45ZM51 227V228H50ZM52 227H53V229H52ZM85 229H84V228ZM88 227V228H87ZM92 227H94V229L92 228ZM108 227V228H107ZM132 227V226H131ZM143 227V228H142ZM11 228H13L11 231L9 230V229H11ZM16 230H15V229ZM29 228V229H28ZM39 228H41L42 230H45V231H41V229H39ZM50 228V229H49ZM55 228V229H54ZM59 228V229H58ZM62 228V229H61ZM63 228L65 229V230H67L66 232H65V230H64V232H65V234H63L64 232H62L63 231ZM77 229L76 230V232L77 233H80V231H84L83 233H81V234H79V236H77L78 234H74V233H76V232H73L74 231V229ZM80 228H81V230H80ZM91 228H92V230H93V232H92V230H91ZM100 228V229H99ZM107 228V229H106ZM113 228H114V230H113ZM124 228H125V226L122 228V231L124 230ZM129 228V229H128ZM40 230V232H41V234H40V232H39V230ZM52 229V230H51ZM89 229V230H88ZM111 229V230H110ZM127 229L129 230V231H131L130 230V227H127ZM147 229V231H146V233H147V235L149 234L148 232H149V230ZM30 232H28V231ZM59 230V231H58ZM95 230V231H94ZM113 230V231H112ZM25 231H26V233H28V235L25 233ZM34 231H36V232H34ZM47 231H49V232H47ZM53 231V232H52ZM86 231H88L89 233V235L87 234V232ZM109 231H111L112 232V235H111V232H110V234H109V236L111 235V237H108V233H109ZM222 231V230H221ZM8 232V233H7ZM13 232H15V233H13ZM23 234H22V233ZM47 232V233H46ZM52 232V233H51ZM57 232H54L56 235L58 234ZM91 232V233H90ZM95 232H101L102 233V235H100V233L99 234H96ZM103 232H104V234H103ZM126 232V231H125ZM124 232V233H125ZM128 232V231H127ZM140 232V231H139ZM10 233V234H9ZM12 233V234H11ZM16 233H20V235L22 236H20L19 234H18V236H17V234ZM45 234L44 236L42 235V234ZM49 233V234H48ZM54 233H53V236H54ZM84 233H86L87 235H85ZM117 233V232H116ZM131 233H133V232H131ZM129 234V232L128 233H126V235L127 234H129V236H131L132 234ZM144 233L145 232H143L142 234L144 235ZM224 233H225V231H224ZM7 234H9L8 236H7ZM29 234H30V236H32V238H30V236H29ZM32 234V235H31ZM34 234V235H33ZM36 234V235H35ZM37 234H39L38 235V237H39V239H38V237H36L37 236ZM94 234V235H93ZM95 234H96V236H98V237H96L95 236ZM106 234H107V237H108V239L110 238V240L108 241V239H107V237H105L106 236ZM141 234V235H142ZM7 237H6V236ZM11 235H13L12 236V238H10V236ZM16 235V236H15ZM25 235V236H24ZM41 235H42V239H43V237H44V239H43V241L42 240H40L41 239ZM60 235L58 236V237H60ZM75 235V236H74ZM81 235H84V236H81ZM94 236V237H96V238H92V236ZM142 235V236H143ZM147 235H145V236H147ZM218 235H220V233L218 234ZM222 235H223V232H222ZM222 235H220V236H222ZM228 235V234H227ZM226 235V236H227ZM35 236V237H34ZM69 236V237H68ZM80 236H81V238L82 239H80ZM85 236H87V238H85L84 239V237ZM101 236V237H100ZM105 237L104 239L106 240H104L103 239V237ZM114 236H116V235H114ZM124 236V235H123ZM128 236V235H127ZM125 237L126 238V242H124L125 244H130L131 245V247L129 246V248H131V249H129L128 248V244H127V246L124 244V243H122V244H124L123 246H125V248L127 249L126 251L128 252V250H131L132 251V253L131 252H128L130 255H132V256H135V258H133V259H136V254L138 253V256H139V258H140V260H138V259H136L135 260V264H141L140 262L142 261V258L143 259H145L144 260V263L145 264H147L148 262H149V264H151L152 263V261L153 260H155L154 262H155V264H160V260L159 259H164V258H161V257H163L164 256V254L167 252V249L165 250V248H164V250H165V252H163L162 251V253H164L163 255H160V251L158 252V250L160 249V250H162L160 247H157L158 249L157 250H154V251H157V252H151L152 254H150V256H151V263H150V257L148 256L149 255V253H148V251L149 250H147L148 249V247H150V248H152L153 249V247L156 245H158L159 243H155L154 244V246L153 247H151L150 245L152 244V243H150L149 244V246L147 245V249L145 250L144 248V251H143V253H142V249L140 248H138V251H140L141 250V253L143 254H141L140 253V255H141V257H140V255H139V252L137 251L136 253L135 252H133V248H137V246L136 247H134L133 245V241H134V238L136 239V240H138L139 238H141V237H139V236H131V237H133V239L132 240H130V238L129 237ZM145 236H143V239H145ZM149 236H150V234H149ZM149 236H148V238H149ZM219 236V237H220ZM224 236V235H223ZM5 239H4V238ZM10 239H9V238ZM13 237H14V239H13ZM22 238V240H21V238ZM57 237V238H58ZM65 237H63V238H65ZM77 237V238H76ZM88 237H91V238H88ZM3 238V239H2ZM6 238H8V239H6ZM37 238V239H36ZM54 238H56V236L54 237ZM65 238V239H66ZM74 238H76L77 240H74ZM99 238H102L103 239V241L101 242V240L102 239H99ZM127 238H129V240L132 242V243H130V242H128V239ZM148 238H146V239H148ZM224 238V237H223ZM2 239V240H1ZM18 239H19V241H18ZM36 240L37 242H33L32 240ZM86 239H88V240H86ZM91 241H90V240ZM98 241H97V240ZM143 239H139V241H141V240H143ZM5 240V241H4ZM7 240L9 241L8 242V244L9 243H12V244H9V245H7ZM16 240V241H15ZM23 240H24V242H23ZM28 240V241H27ZM34 240V241H35ZM38 240H40V241H38ZM49 240V242H47V241ZM52 241H53V238L51 239ZM68 240V241H69ZM81 240H82V242H81ZM96 240V241H95ZM11 241V242H10ZM24 243H22V242ZM63 240H60L59 241V243L60 242H62ZM76 241L78 242V243H76ZM92 241H95V243H96V245H95V243L93 242L92 243ZM108 241V242H107ZM116 241V240H115ZM145 241V240H144ZM148 241V240H147ZM147 241H146V244H147ZM5 242V243H4ZM13 242H14V244H13ZM18 242V243H17ZM30 242H32V243H35L34 245H32V243H30ZM39 242V243H38ZM44 242H46V243H44ZM64 242L66 243L67 241H65L64 240ZM70 242V241H69ZM68 242V243H69ZM103 242H105V243H103ZM113 242H111V243H113ZM25 243H27V244H25ZM36 243H38L37 245H36ZM64 243V244H65ZM80 243V244H79ZM82 243V244H81ZM84 243V244H83ZM100 243H103L102 245L100 244ZM110 243V244H111ZM115 243V242H114ZM142 243H143V241H142ZM149 243V242H148ZM154 243V242H153ZM3 244V245H2ZM16 244H15V246H16ZM21 244V245H20ZM29 244H31L33 247H34V251H33V248H32V246L30 245V248L28 247V245ZM45 244H48L49 245V247H48V245H46L45 246ZM97 244H100V245H97ZM121 244V243H120ZM121 244V245H122ZM139 244H141V243H139ZM144 244H145V242H144ZM27 245V246H26ZM43 245V246H42ZM51 245H52V242H51ZM60 244H57V247L59 246ZM62 245V244H61ZM82 245V246H81ZM87 248L88 247V249H85V247ZM93 245V246H92ZM114 245V244H113ZM113 245H110V246H113ZM117 246V248H118V246H119V244H116ZM15 246H14V248L13 249H16L15 248ZM26 246V247H25ZM79 246H81L82 247V249H81V251L79 252ZM94 246H96L95 248H93ZM97 246H100V248H98ZM101 246L102 247H106V246H108L109 248L107 249V247H106V249L104 250L103 249V251H100V250H102L101 249ZM123 246H121L122 248H123ZM155 246V247H156ZM158 246H161V245H158ZM47 247V248H46ZM84 247V248H83ZM90 247V248H89ZM120 247V246H119ZM133 247V248H132ZM140 247V246H139ZM162 247H164V246H162ZM172 247V246H171ZM11 250H10V249ZM27 248L28 250H31V251H28V250H26L25 251V249ZM35 248H36V250H35ZM38 248H39V251H40V253H39V251H38ZM45 248H46V250L47 251H45L44 252V250H45ZM91 248L94 250V249H96V250H94L93 251V253L95 252L96 254H91V252H92V250H91ZM121 248V249H122ZM125 248H123L122 250H125ZM189 248V247H188ZM197 248V247H196ZM8 249V250H7ZM41 249V250H40ZM42 249H44V250H42ZM97 249H99V251L97 250ZM192 249H195V248H193L192 247ZM0 250V253L2 252ZM7 250V251H6ZM109 250H111V249H109ZM115 250V252L113 253V251ZM118 251H120L119 249H117ZM121 250V251H122ZM87 251V252H86ZM90 251V252H89ZM117 251V252H118ZM120 251V252H121ZM126 251H122L123 253L125 252L126 253ZM151 251V250H150ZM14 252H15V250H14ZM17 252V253H18ZM37 252V253H36ZM41 252H44L43 253V255L41 256V255H39V254H41ZM89 252V253H88ZM98 252L100 253V255H98ZM110 252L112 253V255H114L115 253H116V248L114 249V246H113V249L111 250V251H109V255L110 256H112L111 254H110ZM120 252H119V254H120ZM148 253V255L146 254H144V253ZM9 253V254H10ZM39 253V254H38ZM46 253V254H45ZM67 253V254H66ZM70 253H73V254H75V255H73V254H71L70 255ZM103 253H102V256H104L103 255ZM106 253H108V251L106 252ZM122 253V254H123ZM127 253V254H128ZM133 253L135 254V255H133ZM159 254L158 256H159V261L156 259L157 258V256L155 255V254ZM168 254H169V252H167ZM167 253L165 254V255H167ZM6 254V253H5ZM27 254V253H26ZM25 254V255H26ZM33 254H30L31 256H33ZM62 254V255H61ZM65 254L67 255V256H65ZM77 254V255H76ZM86 254H84V255H86ZM121 254V255H122ZM128 254V255H129ZM14 255V254H13ZM20 255V254H19ZM23 254H21V256H22ZM29 255V254H28ZM28 255H26V256H24L23 255V257H27L28 259H29V261L31 260V258L32 257H29ZM46 255V256H45ZM47 255H48V259L46 258L47 257ZM50 255V256H49ZM97 255V256H96ZM108 255V254H107ZM115 255H117V253L115 254ZM120 255V256H121ZM155 255V257H154V259H153V257L152 256H154ZM172 255V254H171ZM174 255V254H173ZM14 256H16V253H15V255ZM67 257V258H65V257ZM106 256V255H105ZM104 256V257H105ZM119 255H118V257H120ZM123 256H125V255H122V257ZM127 256V255H126ZM123 257V260L121 259V258H118V259H121V262L120 263H118L117 261H116V259H117V257L114 259V257H113V261L115 260L116 262L114 263V264H123V262H124V264L125 263H127V261H129L130 259L132 260V262H133V259L132 258H130V256H127L128 257V259H127V257ZM131 256V257H132ZM199 256V255H198ZM70 257V258H69ZM93 257L91 258L92 259V261L93 262H96L97 264H99L98 262L101 260V258H97L96 259V261L95 260H93ZM104 257H102V258H104ZM149 257V258H148ZM167 257V256H166ZM165 257V258H166ZM171 257H173V259H174V256H171ZM170 257V258H171ZM42 258V259H41ZM47 260H46V259ZM64 258V259H63ZM168 258V257H167ZM169 258V259H170ZM200 258V260H201V262L203 261V260H205V258H204V256H203V258L204 259H201L202 257L200 256L199 257ZM52 259H53V257H52ZM51 259V260H52ZM60 259H58V260H55L56 261V264L58 263L59 264V261H60ZM75 259V260H74ZM91 259H89V260H91ZM104 259H106V257L104 258ZM104 259H103V261L102 262H105V263H107L108 261H107V259H109V262L108 263H110V260L112 261V258L110 257H108L105 261H104ZM127 259V260H126ZM147 259H149L148 261H147ZM172 259V258H171ZM62 260H61V263L60 264H63V262H62ZM73 260V261H72ZM76 260V261H77ZM130 260V261H131ZM137 260H138V263H136L137 262ZM157 260V261H156ZM167 260V259H166ZM199 260V261H200ZM32 261V262H33ZM44 261V262H43ZM53 261V260H52ZM51 261V262H52ZM82 261H84V259L82 260ZM81 261V262H82ZM129 261V264H133L132 262H130ZM146 261V262H145ZM165 261V260H164ZM168 261V260H167ZM171 261H173V260H171ZM170 261V262H171ZM42 262V263H41ZM48 262V263H49ZM49 263V264H53V263ZM78 262H80V261H78ZM77 262V263H78ZM81 262L80 263H78V264H81ZM159 262V263H158ZM162 262V261H161ZM76 263V264H77ZM105 263H102V264H105ZM142 263H143V261H142ZM143 263V264H144ZM167 262H164V264H166ZM172 263V262H171ZM171 263H169L168 262V264H171ZM34 264V263H33ZM36 264V263H35ZM47 264V263H46ZM83 264V263H82ZM100 264H101V262H100ZM110 264H113L112 262L110 263ZM128 264V263H127ZM162 264V263H161ZM173 264V263H172Z\"/></svg>",
	"mask_w": 264,
	"mask_h": 264
}]
</instances>
